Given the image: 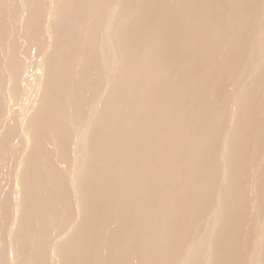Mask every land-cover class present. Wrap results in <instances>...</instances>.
Segmentation results:
<instances>
[{
    "label": "rangeland",
    "instance_id": "rangeland-1",
    "mask_svg": "<svg viewBox=\"0 0 264 264\" xmlns=\"http://www.w3.org/2000/svg\"><path fill=\"white\" fill-rule=\"evenodd\" d=\"M10 1H11V3H10ZM29 1H31V4L33 3L32 1L33 0H29ZM28 0H24V1H22V0H14L13 2H12V0H0V41H1V43L2 44H0V264H47L48 262V264H183V263H185V264H190V262L191 261H193V260H191V259H194V261L192 262V264L195 262V261H200V263H197V264H252L253 262H254V259H256L257 257H255V256H260V255H262V253H260V252H263V250H264V248H261V247H264V246H262L261 245V243H263L261 240V242L259 243V242H257V240H259L260 238L261 239H263V236H260L261 234H262V232H263V234L262 235H264V165H263V163H264V161H261L262 162V164H261V162H260V160H258L257 159V157H260V159H262V157L264 156L263 154H262V152L264 151H261L260 149L261 148H263L264 147V143L262 144V142L263 141H261V140H263L264 139V111L262 112V110H264V103H263V101H264V80L263 81H261V82H259V83H257L256 85H255V90H257V91H259V93L258 92H256V93H258L256 96H255V98L253 99L252 98V100L251 101H249L248 103H247V110L249 109L250 110V113H252L254 110V113H256L257 112V114H254V113H252V115L249 113V115L248 116H246V114H248V112H249V110L247 111V112H245V111H238V108H237V111H229V113L231 112V113H236L237 114V116H238V118L239 119H241V121H239V123L237 122L238 120H237V116H236V114H233V115H235V118L233 117V115H232V117H231V115L227 112L229 109H231V107L233 106V108H232V110L235 108L236 109V107L234 106V103H233V105H232V102L233 101H231L232 99H234V96H235V98H236V96L238 95V94H240V91H238V87H236V81L238 80L239 81V79H241V81L243 82V80L242 79H247L246 78V75L248 76V73H245V75H244V77L245 78H239V77H243V74H244V72L245 71H243L242 69H243V64L241 65V63H244V60L246 59H248V62H249V60L251 59L250 57L252 56V55H255V53L253 52L256 48L258 49V46L256 45V48L255 49H252L251 48V45H250V43L252 44V42H251V37H252V41H253V45L254 44H256V43H259L260 42V39L259 38H257L258 36L255 34L256 33V29H257V27L256 26H259L260 24H258L257 22H259L260 23V20H259V18H260V16L262 17V15H261V13L258 11V10H261V8H262V5H260L259 7H258V4L260 3V1L262 2V0H248V2H247V0H246V2L245 3H247V5H248V7H246V8H244L245 6L244 5H246V4H243L242 3V1L244 2L245 0H240L241 1V3L243 4V6L244 7H242V8H244V9H242L243 10V12H244V14H248V16L249 17H247L246 18V21H245V18L243 19V21H240L239 20V17L238 18H236V12L238 11H236L235 9H237V8H231L230 6V4H229V2H230V0H219L218 2H217V0L215 1V0H212V1H210V0H207V2L208 3H210V4H208V5H210V7H209V9H207L208 10V13L206 14L207 16H209L208 18V20H206L205 18H207V17H205L203 14H202V16L203 17H201V15L198 13V14H196L194 17L196 18H194L192 15H194V12H192V5H193V1H191V0H174V2H173V0L171 1V0H168V1H170V2H168L167 0H154V2L151 0H133L132 1V3L135 5V8H136V12H135V8L134 7H132L131 6V8H133V9H131L130 8V10H131V12L133 13V12H135V13H137V16H139V18L141 17V16H143L144 18L142 19V20H144L145 18H147L148 17V15H149V17L148 18H150V16L151 15H153L154 16V13H155V15L157 16V14H159L158 16H161L160 18L159 17H156V19H153V18H155V17H153L152 16V22H153V24H152V28H153V31H152V33H149L150 35L148 36V34L147 35H145L144 37L142 36V40L143 39H145L146 41L147 40H149V37L150 38H152V39H150L148 42H146V41H144V42H146L147 44H153V42H154V44H156L155 43V41H160L159 42V45L161 44V49L162 50H164L165 52L164 53H161V56L164 54L165 55V53H166V55L163 57V58H167V60L169 61V62H172V61H170V60H173V62H176V63H174L173 64V62H172V65H174V66H176V67H173L172 65L170 66V67H173L172 69H173V71L176 69V77L171 81V79L169 80V83H170V81L172 82V85H173V87L174 86H176L178 89H179V86H180V89H182V87L184 86V85H186V84H188V88L187 89H184L185 90V93L183 92V91H179L178 92V95H180V94H182L183 93V95L181 96L180 95V98L182 99V102L184 103L185 101V103H184V105H186L187 106V110L189 111V114H188V112L187 113H185L187 110L184 108V109H181L182 107L180 106V104L181 105H183L182 104V102L180 103V101H181V99L180 98H177L178 100H176L175 99V101H178V103H176L175 104V102H171V101H169V99H170V97L168 96V98L169 99H167V93L164 91V94H163V92L161 91V92H159L158 93V90H156V91H153L154 93H156L157 94V96L159 97V99L158 98H156V101H155V103H154V101H153V99H155L154 97H157V96H155V94L153 95V99L152 100H150V99H147V96H144L146 99H144V97L142 98V97H140V99H139V97H138V99H136L137 97L136 96H132L133 98H130V96H131V92H128L127 91V97H128V99H130V101L127 99V100H125L124 99V103H126L127 104V106H129V107H131V108H129V107H127L126 106V104H124V106H121V108L122 107H124L123 109L125 110L126 109V111H127V108L128 109H130L131 111H134L135 109L138 111V110H142V112L145 114V116H146V114H149V115H147L148 116V119L150 118V113H148V111H149V109H151V110H153V109H155V108H149L150 106L149 105H151V103H152V105L154 104H156V103H158V104H156V105H158V111L156 110H154L155 112H153V111H150L152 114L154 113V115L156 114V112H160V110L161 111H164L165 110V108H166V111L165 112H167V110L169 111L168 113H167V115L165 114V112H160L159 113V116H156V117H158L157 119H155L154 117L155 116H152L153 118H150V122H151V120L153 121V120H155V123L156 124H153V123H150L149 121H147L146 120V117L144 116V118H145V120H144V118L142 117V118H140V116L139 115H141V114H139L136 110H135V112H132V113H130L131 115H129V111H127V114H126V111H124L123 109H121V108H119V109H121V110H119L118 109V112L117 113H119V111H120V115L121 116H119V114H117V116L114 114V112L116 113V111H114L113 109L116 107L113 103H116L115 101V99H116V97H114V99L113 98H110V97H112V96H114V94H113V92H108L109 90H108V88L107 87H105V85H107V83L105 82V80H104V82L106 83V84H104V87H105V89H104V87H103V85H102V81H103V76H104V79H106V75H105V73L103 74V73H101V69H100V67H98L99 65L97 64V62L95 63V61H96V59L94 60V58H93V56H94V52L93 53H90V55H89V53H83V54H85V55H82V54H78L77 52L78 51H76V50H81L80 49V43H82V45L81 46H83V44L84 43H86L87 42V39H85V38H87L86 37V35L85 36H83L84 34H82L81 32L82 31H80L81 29H82V25H80V27L81 28H78L79 29V31L77 32L76 31V27H74V28H69L70 26V24L69 23H71L72 22V19L71 18H73V15H72V12H70V10L68 11V9H66L65 7H64V9H60V10H62V12H59L60 10H58V12H59V14H57V16L59 17H57V16H55V18L57 19H59V20H56L54 17V19L57 21V23H55L56 21L53 19L52 21H55L53 24H51V28L50 29H53L54 30V32H52L53 30H51V33H52V35H53V37L54 38H52L51 40H53V39H55L54 41V43H53V41H51L52 43H50V49L49 50H51V48H54V49H52L51 51H47V47H45L46 45H45V43L47 44V42H49V41H47L48 39H47V24H48V11H46V10H49L48 8H49V1H48V4H46L47 3V1H46V5L44 4V2H45V0H35V3L34 4H32L31 6H30V2H29ZM44 1V2H43ZM75 1H77V0H75ZM105 1V0H104ZM104 1H102V3L104 2ZM143 1H145V2H143ZM181 1V2H180ZM187 3H186V2ZM201 1V0H200ZM220 1H221V3H220ZM226 1V2H225ZM8 2V3H7ZM27 2H28V4H29V6L30 7H28V5H27ZM78 3H79V1H77ZM122 2V6H127L131 1L130 0H123V1H120V3ZM124 2V3H123ZM126 2H128V3H126ZM135 2V3H134ZM139 2V3H138ZM166 2V3H165ZM189 2H191V3H189ZM227 2H228V4H227ZM253 2V3H252ZM259 2V3H258ZM138 5H137V4ZM149 3V4H148ZM173 3V4H172ZM186 5H184V4ZM189 3V4H188ZM217 3V4H216ZM12 4V5H11ZM13 4H15V5H17L16 7H15V9H17V8H19L20 6H21V9L19 8V11H21V12H18L17 10H15L14 9V6H13ZM27 6H25V5ZM37 4V5H36ZM41 4H43V5H41ZM124 4V5H123ZM151 4V5H150ZM168 4V5H167ZM192 4V5H191ZM226 6H225V5ZM261 4V3H260ZM23 5V6H22ZM34 5V6H33ZM48 5V6H47ZM133 5V6H134ZM164 5V7H162ZM166 5H167V8L165 9V7H166ZM190 7H188V6ZM215 5H216V7H215ZM217 5H223V7H220V6H217ZM229 5V7L231 8H229V7H227ZM246 5V6H247ZM19 6V7H18ZM25 6V7H24ZM138 6V7H137ZM144 6V7H143ZM173 8V9H171V7ZM178 6V7H177ZM194 6V5H193ZM13 8V11L15 12H13L12 11V8ZM45 7V8H44ZM47 7V8H46ZM148 7V8H147ZM155 7V8H154ZM158 9H157V8ZM175 7V8H174ZM184 7H188V8H184ZM35 8V9H34ZM36 8H37V10H36ZM39 8V9H38ZM62 8V7H61ZM138 8H139V10H138ZM163 8V9H162ZM249 9V11H251V12H249L248 11V13H247V10ZM9 9V10H8ZM43 11H42V10ZM155 9H156V12H155ZM178 9V10H177ZM180 9V10H179ZM182 9V10H181ZM212 9H214V10H212ZM229 9V10H228ZM240 9V10H241ZM252 9V10H251ZM34 10H35V12H34ZM65 10V11H64ZM169 10V11H168ZM190 10V11H189ZM210 10V11H209ZM226 10V11H225ZM263 10V9H262ZM7 11L9 12V13H7ZM28 12V13H32L33 12V14L35 15V16H33V14L30 16V14H29V18H27L28 17V14H25V13H23V12ZM142 11V12H141ZM160 11V12H159ZM163 11V12H162ZM172 13H171V12ZM180 13L179 15H178V12ZM183 11V12H182ZM187 11V12H186ZM214 11V12H213ZM236 13H234V12ZM38 12V15L36 14ZM43 13L44 14V16H45V18L43 17V19H45V20H42V14L40 15L39 13ZM57 12V13H58ZM169 13L170 12V14H167V16H166V14H164V13ZM185 12V13H184ZM220 12V13H219ZM221 12H223V14H224V17L226 16L227 17V19H229L230 17H231V21H230V23L229 24H232L233 23V25H235V28H233V25H231L232 26V29L230 30H227V27H229V28H231L229 25L228 26H224V28H223V20L226 18H222V17H219L218 15H220V16H223V14L221 13ZM233 13L232 15L231 14H226V13ZM21 13H22V15H21ZM61 13V14H60ZM65 14V16H64V14ZM66 13H68L67 15H66ZM140 13V14H139ZM157 13V14H156ZM160 13H161V15H160ZM173 13H174V15L175 14H177V16L179 17H175L174 15H173ZM192 15H191V14ZM212 13H213V15H212ZM217 15H216V14ZM249 13H251V14H249ZM264 13V12H263ZM16 14V15H15ZM25 14V16H26V18L27 19H25V17L23 16ZM143 14V15H142ZM210 14H211V16H213V17H211L210 16ZM235 14V15H234ZM260 16H259V15ZM14 17H13V16ZM40 15V17L41 18H39L38 16ZM72 15V16H71ZM147 15V16H146ZM164 17H168V18H171L172 16H173V19H166V20H168V21H166L165 19H163V16ZM171 15V16H170ZM198 15V16H197ZM253 15L255 16V17H253ZM16 16V17H15ZM21 16H23L22 18H21ZM69 16V17H68ZM189 16H190V18H189ZM192 16V17H191ZM197 16V17H196ZM234 18H233V17ZM247 15H245V17H246ZM37 19V17H38V19L36 20L35 18ZM71 17V18H70ZM180 17H182V21H181V18ZM201 17V18H200ZM217 17V18H216ZM250 17H251V19H250ZM258 17V18H257ZM19 18H21V19H19ZM34 18V20L35 21H31V19H33ZM177 18L179 19V20H177ZM194 18V19H193ZM199 18V19H198ZM202 18H204V19H202ZM214 18V19H213ZM216 18V19H215ZM218 18L221 20V18H222V20L219 22L218 21ZM252 18H254V20L252 21ZM259 20H257V19ZM63 19V20H62ZM161 19V20H160ZM163 19V20H162ZM201 19H202V21H201ZM234 19V20H233ZM236 19V20H235ZM250 20V23L252 22V24L253 23H257L258 25H256V24H254V26L253 25H251L250 26V24H249V21L248 20ZM261 19V18H260ZM21 20V21H20ZM27 20V22H28V20H29V22L31 23H27V22H25ZM42 20V21H41ZM160 20V21H159ZM170 20H172V21H174V20H176V22H177V25H175L176 24V22H172L171 21V23H169L170 22ZM186 20V21H185ZM196 20V21H195ZM199 20L204 24L203 25V27L204 28H213V27H216V26H221V28H223V29H221V32L222 33H220V31H219V33H220V36H222L223 38V41L222 40H220L221 38H220V36L219 37H217L216 39L213 37V39H210V38H208V43H207V40H204L205 38L207 39V37H205L206 35H208L209 36V34H205L204 35V30L205 29H203L202 30V34H200L199 32L197 33V31H199V30H197L196 28H200V27H198V25H200L201 26V24L202 23H200L199 22ZM206 20V21H205ZM212 20H214V22L212 21ZM237 20H239L240 21V26L242 25V23L244 22H247L248 21V24H247V26H246V24H243V25H245V26H241V30L239 29V27L240 26H238L237 27V25L239 24L238 22H237ZM256 20H257V22H256ZM22 21L23 22H25L26 23V25L24 26L23 24H25V23H23L22 24ZM41 23V24H39V22ZM45 21H46V23H45ZM52 21H51V23H52ZM71 21V22H70ZM105 20H103V22H104ZM163 21V22H162ZM165 21L167 22V23H165ZM204 21L206 22V23H204ZM229 21V20H228ZM237 23H236V22ZM6 22V23H5ZM20 22H21V25H19L20 24ZM33 22H36L35 24L33 23ZM38 22V23H37ZM60 22V23H59ZM65 22V23H64ZM67 22V23H66ZM103 22H100L101 23V25L103 24L104 25V23H106V21L103 23ZM179 22H181V23H183V24H181V23H179ZM186 22V23H185ZM197 22V23H196ZM207 22H208V24H207ZM215 22H219V23H215ZM222 22V23H221ZM235 22V23H234ZM63 23V24H62ZM189 23H191V24H189ZM194 23V24H193ZM200 23V24H199ZM221 23V24H220ZM44 25V27H46V28H44L43 27V25ZM57 26H56V25ZM68 24V25H67ZM158 24V25H157ZM160 24V25H159ZM165 24V25H164ZM167 24V25H166ZM168 24H169V26H168ZM197 25V27H196V25ZM211 24V25H210ZM219 24V25H218ZM237 24V25H236ZM53 25H55V26H53ZM64 25H65V27H64ZM100 24H98V28L100 27V29L102 30L103 28H101V27H103V26H101ZM140 25V23H138V26ZM155 25H156V32H157V34H155V32H154V27H155ZM163 25V26H162ZM183 25V26H182ZM185 25V26H184ZM205 25L207 26V27H205ZM249 25V26H248ZM23 26V27H22ZM36 26V27H35ZM141 26V25H140ZM139 26V27H140ZM160 26V27H159ZM174 26L176 27L177 26V28L180 30V32H179V30L177 29V28H174ZM179 26V27H178ZM212 26V27H211ZM219 26V27H220ZM27 27V28H26ZM32 27V28H31ZM57 27V28H56ZM139 27H137V28H139ZM164 27V28H163ZM167 27V28H166ZM173 28L174 30H172L171 28ZM184 27H186V28H184ZM196 27V28H195ZM245 27V28H244ZM249 29H248V28ZM251 27V28H250ZM36 30H35V29ZM55 28V29H54ZM67 28V29H66ZM76 28V29H75ZM157 28H159V29H157ZM168 28H170V29H168ZM192 28V29H191ZM246 28H247V31H246ZM253 28H256L255 30L253 29ZM34 29V30H33ZM46 29V30H45ZM71 29V30H70ZM73 29V30H72ZM77 29V30H78ZM164 29H166V30H164ZM185 29H187V31L185 30ZM194 29H196V30H194ZM201 29V28H200ZM225 29H226V31H225ZM233 29H235V31L237 30H239L238 32H234V30ZM243 29H244V31H243ZM252 29V30H251ZM68 30V31H67ZM138 30H141L140 28L138 29ZM191 30H192V33H191ZM207 30H209V29H207ZM207 30H205V31H207ZM27 31V32H26ZM33 31V32H32ZM39 31V32H38ZM73 31H75V32H73ZM169 31V32H168ZM172 31V32H171ZM176 31V32H175ZM185 31V32H184ZM229 32V33H226L228 36H226L225 37V35L226 34H224V32ZM230 31H231V35H230ZM249 31H250V33H249ZM254 31V32H253ZM38 33V35H36L37 33ZM46 32V33H45ZM59 32V33H58ZM69 32V33H68ZM154 32V33H153ZM163 32V35H161L160 36V34ZM166 32V33H165ZM232 32H234V33H232ZM247 32V33H246ZM68 33V34H67ZM74 33V34H73ZM78 33H81V34H78ZM160 33V34H159ZM171 33V34H170ZM184 33V34H183ZM199 34V35H197V34ZM242 33L245 35L244 37H243V35H242ZM255 34V35H253V34ZM42 34V35H41ZM73 34V35H72ZM165 34V35H164ZM177 34V35H176ZM183 34V35H182ZM191 34V35H190ZM192 34H195V35H192ZM222 34V35H221ZM233 34H236V35H238L237 37L239 38L238 40H236V41H233L234 39H237V37L235 38V36L236 35H233ZM247 34H249V35H247ZM252 34V35H251ZM25 35V36H24ZM57 35V36H56ZM68 35V36H67ZM76 35V37H74ZM82 35V36H81ZM155 35V36H154ZM159 35V36H158ZM168 35V36H167ZM179 35H180V37H179ZM186 35V36H185ZM201 35L203 36L204 35V37H201ZM23 36H24V38H23ZM39 36V37H38ZM55 36H56V38H55ZM60 36V37H59ZM67 36V37H66ZM154 36V37H153ZM175 36V37H174ZM177 36L180 38V39H176L177 38ZM191 36V37H190ZM195 36V37H194ZM234 36V37H233ZM253 36H255V37H253ZM42 37V38H41ZM64 37V38H63ZM72 37V38H71ZM80 37V38H79ZM81 37H83V38H81ZM85 37V38H84ZM159 37H160V39H159ZM167 37V38H166ZM182 37V38H181ZM188 37V38H187ZM232 37V38H231ZM45 38H46V41H45ZM62 38V39H61ZM73 38H75V39H73ZM79 39V41H80V43H79V41H78V43L76 42L77 41V39ZM162 38V39H161ZM190 38V39H189ZM201 38V39H200ZM203 38V39H202ZM219 38V39H218ZM228 38H231V39H228ZM234 38V39H233ZM248 38V39H247ZM256 38V41H254L253 39H255ZM69 39L71 40V42L73 43V41L72 40H75L74 41V45H75V47H76V50H75V47L73 46V44L69 41ZM157 39V40H156ZM166 39V40H165ZM169 39V40H168ZM187 39V40H186ZM189 39V40H188ZM193 39V40H192ZM211 41H210V40ZM258 39H259V41H258ZM5 40V41H4ZM62 42H61V41ZM69 42H68V41ZM168 40V41H167ZM178 40V41H177ZM193 42H192V41ZM226 40V41H225ZM230 40V41H229ZM25 41V42H24ZM45 41V42H44ZM82 41V42H81ZM151 41H153V42H151ZM162 41H163V43H162ZM180 41V42H179ZM186 41V42H185ZM188 41H190V42H188ZM206 41V42H205ZM209 41L212 43V41H213V43H212V45H213V48H212V46H210V45H208L209 44ZM217 42L216 44L217 45H215V42ZM220 41H222V42H220ZM227 42V43H223V42ZM233 41V42H232ZM8 42H11V43H8ZM12 42H14V44L12 43ZM37 42V43H36ZM65 42H66V44H65ZM68 42V43H67ZM78 44H76V43ZM176 42V43H175ZM182 42V43H181ZM184 42V43H183ZM199 43V44H197V43ZM205 42V46H206V44H207V46H209V47H211V49H213V52L215 51L214 49H216L217 47H219L220 45H221V43H223L222 44V46H220L219 48H217L216 49V51L214 52L215 54H216V57H215V55L214 56H212L213 55V53H210L209 51H211L210 50V48L209 47H204V44H202V43H204ZM229 42L231 43V46H229L230 44H229ZM248 42V43H247ZM256 42V43H255ZM62 43V44H61ZM71 43V45H69ZM179 43H181V45L182 46H180V44ZM190 43V45H188ZM196 45H195V44ZM233 43V44H232ZM260 43H263V42H260ZM19 45V48H18V45ZM27 44V45H26ZM177 44H179V45H177ZM237 44V45H236ZM14 45V46H13ZM17 45V46H16ZM21 45V46H20ZM44 46V47H42V46ZM54 45V46H53ZM70 46V49H69V46ZM163 45V46H162ZM166 45V46H165ZM215 45V46H214ZM262 45V44H261ZM264 45V44H263ZM262 45V46H263ZM64 46H65V48H64ZM74 47V48H71V47ZM78 46V47H77ZM185 46V47H184ZM189 46V47H188ZM190 46L191 47H193V48H190ZM217 46V47H216ZM225 46L227 47V46H229V47H227V48H225ZM22 47V48H21ZM24 47H27V48H24ZM68 47V48H67ZM183 47V48H182ZM231 47V48H230ZM233 47V48H232ZM254 47H255V45H254ZM41 48H43L45 51H41ZM64 48V49H63ZM168 48V49H167ZM189 48H190V50H189ZM203 48V49H202ZM208 48V49H207ZM259 52L261 53L262 51H263V48H264V46L261 48L260 47V45H259ZM19 49V50H18ZM66 49H67V51H66ZM74 49V50H73ZM166 49H167V51H166ZM176 49H178L177 51H176ZM182 49V50H181ZM183 49H185V51L183 50ZM194 49V50H193ZM205 49V50H204ZM223 49V50H222ZM224 49L226 50V51H224ZM228 49V50H227ZM249 49H251V50H253L252 51V53H251V50H249ZM262 49V50H261ZM14 50V51H13ZM21 50V51H20ZM38 50H40L42 53L43 52H46L47 51V53H49V57L50 58H47L48 56H47V53L44 55V54H39V53H41V52H39ZM172 50V51H171ZM173 50H175V51H173ZM207 50H209V51H207ZM246 50V51H245ZM261 50V51H260ZM28 51V52H27ZM76 53H75V52ZM186 51H189L188 53L189 54H186ZM190 51H192L191 53H190ZM194 51V52H193ZM203 51H207V54L209 53V55H211L212 57H214L212 60H211V56H209L208 57V55L207 54H205ZM230 53V54H228V52ZM232 51V52H231ZM256 51V50H255ZM14 52V54L16 55V53H17V55L14 57V54L13 55H10V54H8V53H13ZM23 52H25L26 53V56L28 57H26L25 56V53L23 54ZM52 52V53H51ZM70 52H71V54L72 55H70ZM143 52H145V50L143 51ZM163 52V51H162ZM168 52H170V53H168ZM173 52V53H172ZM181 52V53H180ZM183 52V53H182ZM212 52V51H211ZM245 52H246V54H245ZM249 52V53H248ZM258 50H257V57L259 56L258 55ZM27 53H28V55H27ZM176 53V54H175ZM179 53V55H177ZM240 53V54H239ZM23 56H22V55ZM37 54V55H36ZM69 56H68V55ZM87 54H88V56L90 57V59L89 60H91V58H92V62H93V60H94V63H95V65L97 66V67H95L94 68V66H93V68H91L92 66H90L89 68H87L88 66H89V64L91 63V64H94V63H92V62H90L88 59H86V60H88V64L86 63V60L84 61V57L85 56H87ZM172 56V58H171V56ZM174 54V55H173ZM182 54V55H181ZM185 54V55H184ZM199 54V55H198ZM203 54H204V56H203ZM244 54H245V56H249V58H246L245 56H244ZM249 54V55H248ZM251 54V55H250ZM41 55H44L45 57L44 58H46V60H44V58H43V56H41ZM61 55V56H60ZM74 55V56H73ZM143 55L145 56L146 55V53L144 54L143 53ZM187 55V56H186ZM194 55L195 56H197V57H194ZM227 55V56H226ZM229 55V56H228ZM10 56V58H9V60H8V57ZM14 58H12V57ZM18 56H19V58H18ZM22 58H21V57ZM35 56H37V57H35ZM40 56V57H39ZM70 56H73V57H70ZM78 56L80 57L79 59L81 60V63H83V61H84V65L86 64V65H88L87 67H86V65L83 67V68H87L86 69V72H88V74L85 72V69H83L82 67H80V68H77L76 67V71H75V69H73V68H75V67H73V66H76L77 64H75V62H77L78 61ZM84 56V57H83ZM87 56V58H89ZM114 56H116V55H114ZM141 56V55H140ZM167 56V57H166ZM207 56V57H206ZM219 56V57H218ZM240 56H242V58L244 57V60L242 59L241 60V63L239 64L238 63V61H239V59H238V57L241 59V57ZM24 57H26L27 58V60L26 59H23ZM69 57H70V59H69ZM119 56L117 55V57H116V59H115V57L113 58L112 57V59L113 60H117V58H118ZM168 57H170V59L168 58ZM189 59H188V58ZM252 57H256V55L255 56H252ZM256 57V58H257ZM21 58V59H20ZM37 60H36V59ZM38 58L40 59V58H43V59H41V60H44V62H47V60H49V62H48V66L46 65V63H43V61H38ZM63 58V59H62ZM66 58V59H65ZM199 59V60H197V59ZM207 58V59H206ZM219 58V59H218ZM61 59V60H60ZM73 59V60H72ZM75 59V60H74ZM119 59V58H118ZM194 59H196L197 61H193ZM210 59V60H209ZM233 59H234V61H233ZM252 59H254V58H252ZM9 62H7V61ZM23 60V61H22ZM25 60V61H24ZM15 61H19V62H21V64H22V62H23V64H22V67L24 68V70H25V68H26V72L28 73V76H27V74H26V78H27V85H26V82H25V79L23 80V82H21V85L20 84H18L19 83V80L17 79V81L15 82V79L14 78H16L15 76H13V75H11V73H10V68L12 67V65L11 64H13ZM66 61H67V63H66ZM202 61V62H201ZM223 61V62H222ZM251 61V60H250ZM40 62V63H39ZM60 62V63H59ZM70 64H69V63ZM90 62V63H89ZM210 62V63H209ZM227 62V63H226ZM229 62V63H228ZM232 62V63H231ZM6 63V64H5ZM27 63V64H26ZM35 63V64H34ZM36 63H37V65H36ZM78 64L80 63V62H77ZM200 63H202V64H200ZM211 63H213V64H211ZM8 64V65H7ZM24 64H26V65H24ZM30 64H32V65H30ZM39 64H41V65H39ZM50 64V65H49ZM53 64V65H52ZM58 64V65H57ZM60 64V65H59ZM69 64V65H68ZM171 64V63H170ZM210 64H211V66H210ZM235 64V65H234ZM6 65V66H5ZM20 65V64H19ZM34 65V66H33ZM195 65V66H194ZM228 65V66H227ZM240 65V66H239ZM9 66H11V67H9ZM34 67V68H36L35 70H33L32 69V67ZM36 66V67H35ZM38 66L39 67H43L45 70H49V72L48 71H46V72H48L47 74H45L46 72H45V70H43V68L41 69V68H38ZM237 66V67H236ZM46 67H47V69H46ZM72 67V68H71ZM79 67V66H78ZM192 67V68H191ZM216 67V68H215ZM240 67V68H239ZM241 67H242V69H241ZM29 68V69H28ZM37 68H38V70H37ZM52 68V69H51ZM55 68H57V69H55ZM60 68V69H59ZM82 68V70H78V69H81ZM199 68V69H198ZM39 69H41V74L43 73V75L45 74L46 76H42L41 74H40V70ZM65 69V70H64ZM67 69V70H66ZM88 69H92V72L94 71V73L93 74H91L92 72H90V70H88ZM99 70V72L101 73H99L97 70ZM171 69V70H172ZM213 69H214V71H213ZM7 70V71H6ZM31 70V71H30ZM54 70V71H53ZM83 70H84V73H83ZM207 70V71H206ZM30 71V72H29ZM33 71H36L37 73L35 74V76H37L38 74H40L39 76L41 77H44L45 79H43L42 77V79L44 80L43 81V83H41L42 82V80H41V82H40V77L38 78L37 77V81L36 82H34L35 80L34 79H36V78H34L33 76H34V72ZM43 71V72H42ZM68 71V72H67ZM74 71V72H73ZM79 71H81V72H79ZM97 73H96V72ZM172 71V72H173ZM237 71H238V73H237ZM240 71V72H239ZM33 72V73H32ZM56 74H55V73ZM71 72V73H70ZM77 72V74H75ZM79 72V73H78ZM118 71H116V73H117ZM133 72V73H132ZM129 75L127 74V73H125L124 72V74L123 73H120L119 72V74L118 75H116V73H115V76L118 78V80H120V79H123L124 78V80L127 78V77H130L131 75H135L134 74V71H132ZM198 72V73H197ZM217 72V73H216ZM73 73V74H72ZM82 73V74H81ZM135 73H137V72H135ZM174 73V72H173ZM179 73V74H178ZM201 73V74H200ZM219 73V74H218ZM229 73H231V74H229ZM68 74V75H67ZM70 74H72V75H70ZM84 74V75H83ZM87 74V75H86ZM95 74H100L99 76H96V79L95 78H93V76L95 75ZM127 74V75H126ZM203 74H204V76H203ZM207 74V75H206ZM208 74H210V75H208ZM212 74L214 75V76H212ZM47 75H50V76H47ZM61 75V76H60ZM83 77H82V76ZM88 75H89V77H88ZM102 75V76H101ZM121 75V76H120ZM174 75H175V73H174ZM180 75V76H179ZM202 76V77H200V76ZM238 75V76H237ZM240 75V76H239ZM30 76H32L31 78H33V79H31L30 78ZM60 76V77H59ZM66 76H69V77H66ZM77 76H78V78H77ZM80 76H81V78H80ZM118 76H120V77H118ZM217 76V78H215L216 79V81H215V79H214V77H216ZM9 77V78H8ZM28 77L31 79V83L32 84H34V85H31L30 84V79H28ZM50 77V78H49ZM59 77V78H58ZM87 77H88V80H86L87 79ZM95 77V76H94ZM182 77V78H181ZM206 77V78H205ZM208 77V78H207ZM235 77V78H234ZM47 78V79H46ZM56 78V79H55ZM66 78H67V81L68 82H72V83H70V85H68V86H70L71 87V85L73 84V85H75V86H77V85H80V86H84L83 88L82 87H80V86H78L79 88H76V87H71L70 89H67L68 91H70L71 93H72V95H71V93H70V95L72 96H70L69 95V92L65 89V85H66V83H68L67 81H66ZM74 78L76 79V80H74ZM84 78V79H83ZM91 78H93V79H91ZM100 78H102V79H100ZM120 78V79H119ZM177 78H178V81H177ZM213 78V79H212ZM236 80V81H234V79ZM237 78V79H236ZM239 78V79H238ZM10 79H12V81L14 80V82H12ZM51 79V80H50ZM57 79H59V81H57ZM69 79H71V80H69ZM73 79V80H72ZM98 79V80H97ZM207 79V80H206ZM209 79V80H208ZM210 79H212V80H210ZM218 79V80H217ZM231 79H233V80H231ZM2 80H5V81H3L2 82ZM8 80V81H7ZM34 80V81H33ZM48 80V81H47ZM54 80V81H53ZM84 80V81H83ZM92 80H94V81H92ZM95 80H96V82H95ZM191 80V81H190ZM200 80H202V81H200ZM38 81H39V84L40 85H38ZM51 81V82H50ZM56 81H57V83H56ZM61 81H63V82H61ZM74 81H76V82H78V83H74ZM99 81H101V82H99ZM206 83H205V82ZM223 81V82H222ZM230 81L233 83L234 82V84H231L230 83ZM25 82V83H24ZM55 82V83H54ZM66 82V83H65ZM91 82V83H90ZM98 82V83H97ZM177 82V83H176ZM180 84H179V83ZM210 82V83H209ZM4 83V84H3ZM12 83V84H11ZM15 83V84H14ZM36 83V84H35ZM81 83V84H80ZM84 83V84H83ZM95 83H97V84H95ZM168 83V84H169ZM200 83V84H199ZM209 83V84H208ZM241 83V82H240ZM30 86H29V85ZM43 84V89H42V85ZM50 84V85H49ZM58 84H59V86H58ZM63 84H65L64 86H63ZM87 84V85H86ZM94 84H95V86H94ZM101 84V85H100ZM167 84V86H166V88H168L169 86H170V88H169V90L170 89H174V88H176V87H171L172 85H168ZM171 84V83H170ZM177 84V85H176ZM182 84V85H181ZM190 84H192L191 86H189ZM203 84H205V86L203 85ZM26 85V86H25ZM45 85H47V86H45ZM54 85V86H53ZM72 85V86H73ZM127 85H128V83H127ZM201 85H202V87H201ZM19 86H21L22 88H23V90L21 89V87H20V89H21V91L23 92H25V93H27V94H22V96H20L21 95V93L22 92H20V89H19ZM26 87L27 88V90L24 88V87ZM31 88V89H29V87ZM34 86V87H33ZM35 86H37L38 88H39V86H40V88L38 89L37 87H35ZM53 86V87H52ZM67 86V85H66ZM89 86V87H88ZM182 86V87H181ZM218 86V87H217ZM236 88H234V87ZM95 88V89H92V90H89L88 88ZM99 87H102L103 88V90H102V92H101V90H99ZM13 88V89H12ZM16 88V89H15ZM66 88H68V87H66ZM72 88H73V90H74V88H75V90L73 91L72 90ZM83 89V91H82V89ZM106 88H107V91H105L106 90ZM165 88V89H166ZM234 88V89H233ZM238 88V89H237ZM257 88V89H256ZM9 89V90H8ZM11 89V90H10ZM15 89V90H14ZM27 91H25V90ZM34 89V93L32 92V90ZM76 89H78V90H76ZM101 89V88H100ZM5 90V91H4ZM29 90V91H28ZM35 90H37V92H38V95H35V94H37V92L35 91ZM40 90V91H39ZM49 90V91H48ZM72 90V91H71ZM88 90V91H87ZM94 90V91H93ZM129 90V89H128ZM168 90V89H167ZM220 90V91H219ZM240 90V89H239ZM13 91V92H12ZM46 91V92H45ZM64 91H66V92H68V93H66V92H64ZM77 91L79 92V93H77ZM91 91V92H90ZM106 92V93H104V92ZM151 91V90H150ZM150 91H148L147 92V95H151V97H152V94H151V92ZM5 92V93H4ZM11 92V93H10ZM32 94H30V93ZM39 92H41V94H42V92H43V94L41 95ZM48 92V93H47ZM64 92V93H63ZM75 92V93H74ZM88 92L89 93H91V94H88ZM94 92H96L97 94H98V96H97V100H99L100 102H98V104H100V106L99 105H97V108H99V109H94V107H93V105H91L94 101H92V99L93 100H95L96 98H94L96 95H95V93L93 94ZM231 92V93H230ZM234 92V93H233ZM235 92H237L236 94H235ZM239 92V93H238ZM262 92V93H261ZM8 93H9V96H6V94L8 95ZM17 93V94H16ZM20 93V94H19ZM108 93L111 95V94H113L112 96H110L109 95V97H107V95H108ZM129 93H131V94H129ZM160 93H161V97H162V99H161V97H160ZM206 93H207V96H206ZM228 93V94H227ZM231 95H230V94ZM10 94L13 96V98H11L10 97ZM29 94V95H28ZM45 94V95H44ZM51 94V95H50ZM61 94V96H59ZM80 94V95H79ZM86 94V95H85ZM103 96H102V95ZM105 94H107L106 96H105ZM125 94V93H124ZM159 94V95H158ZM203 94H205V95H203ZM225 94V95H224ZM233 94H235V95H233ZM16 95H18V97L16 96ZM25 95H28L27 97L29 98L30 96V99L28 100V98L27 99H25L26 98V96ZM39 95H41L40 96V98L41 97H47L46 99H48L47 101H43V100H46L45 98H41L42 99V102L44 103H38V101L40 100L41 101V99L39 98V100L38 99H36V98H38V96ZM44 95V96H43ZM49 95V96H48ZM59 97H58V96ZM68 95V96H67ZM79 95V96H78ZM85 97H84V96ZM92 97H91V96ZM165 95V96H164ZM200 95V96H199ZM51 96V97H50ZM63 96H66L65 97V99L64 98H62ZM71 98H70V97ZM75 96V99L73 98ZM82 96V97H81ZM88 96V98L90 99V100H88L86 97ZM90 96V97H89ZM105 96V100H104V103L102 102L103 100H102V98H100V97H104ZM116 96V95H115ZM165 97V101H163L164 100V97ZM204 98V100H206L207 99V101H206V103H205V101H203L202 99V97ZM219 96V97H218ZM4 97L7 99V101H6V99H4ZM19 97H22L21 98V101H20V98ZM25 97V98H24ZM50 97V98H49ZM67 97L68 98H70V99H73V100H75L74 102L75 103H77L76 105L77 106H75L74 105V102L72 103V102H70V103H72V105L68 102L67 103ZM76 97H77V99H76ZM86 98L87 99V102L84 100V98ZM215 97V98H214ZM233 97V98H232ZM259 97V98H258ZM9 98V99H8ZM19 98V99H18ZM25 99L26 101L28 100V103L25 101H23L22 99ZM35 98V99H34ZM60 98V99H59ZM92 98V99H91ZM107 98H110L109 100H111V101H109V102H112L111 104L110 103H108V101H107ZM135 98V99H134ZM142 98V99H141ZM148 98H150V97H148ZM232 98V99H231ZM259 99V100H257V99ZM3 99V100H2ZM18 99V100H17ZM32 99V100H31ZM79 99L81 100V101H85L86 103H87V105H83V104H78V102H76V101H79ZM132 99V100H131ZM158 99V100H157ZM184 99V100H183ZM211 99V100H210ZM218 99V100H217ZM223 99V100H222ZM2 100V101H1ZM18 102H17V101ZM36 100V101H35ZM102 100V101H101ZM114 100V101H113ZM141 101V103L142 102H145V104L144 103H142V104H140V101ZM150 100V102L149 103H147V101H149ZM172 100V99H171ZM209 100H210V102H209ZM256 100V101H255ZM10 101V102H9ZM14 101H16V102H14ZM29 101H33V105H34V107L33 106H31L30 105V102ZM60 101V102H59ZM62 101V102H61ZM81 101H79V103L81 102ZM89 101V102H88ZM91 101H92V103H91ZM105 101H107V103H105ZM128 101V102H127ZM139 101V102H138ZM152 101V102H151ZM160 101L162 102V103H164L163 105H161L160 107H159V105L160 104H162V103H160ZM201 101H202V105H200L201 104ZM211 101H212V103H211ZM230 101H231V103H230ZM22 102H24V105H23V103ZM35 102H37L39 105H37V103L35 104ZM47 102V103H46ZM53 102V103H52ZM65 102H66V105H65ZM85 102H82V103H85ZM167 102H169L170 104H167ZM187 102H189V103H187ZM255 102V103H254ZM260 102H262V103H260ZM7 103V104H6ZM12 103V104H11ZM17 103V105H13V104H16ZM22 103V104H21ZM91 103V104H90ZM103 103V104H102ZM132 103V104H131ZM134 103V104H133ZM138 103V104H137ZM148 105H147V104ZM165 103H166V105H165ZM187 103V104H186ZM210 103V104H209ZM230 103V104H229ZM258 103H260V104H258ZM7 105V106H5V105ZM42 104V105H41ZM62 104V105H61ZM68 104V105H67ZM102 104V105H101ZM107 104H109V105H111L112 107H114V108H110V106L109 105H107ZM137 105V107H139L140 105H141V107L140 108H136V105ZM144 104V105H143ZM175 104V105H174ZM178 104V105H177ZM206 104V105H205ZM207 104H208V106L210 107V109H209V107L207 106ZM225 104V105H224ZM256 106H255V105ZM19 105V106H18ZM27 105V106H26ZM37 105V106H36ZM44 105V106H43ZM53 105V106H52ZM70 105H71V107H70ZM80 107H79V106ZM104 105V107H103V109H105L107 106L110 108V110H108L107 108L105 109V110H102L101 111V109H102V107L101 106H103ZM114 105V106H113ZM135 105V106H134ZM146 105V106H145ZM151 105V106H152ZM153 105V106H154ZM166 107H165V106ZM173 107H171V106ZM174 105V106H173ZM205 106V109H206V112H205V114L204 115H202V112L200 113V109L201 110H205V109H202L204 106ZM218 105V106H217ZM230 105V106H229ZM251 105H254V107H252ZM261 105V106H260ZM7 107V108H5V107ZM10 106V107H9ZM12 106H14V107H12ZM20 106H22V107H20ZM41 106H42V108H41ZM52 108H51V107ZM62 106H63V108H62ZM72 108L71 109V113H70V109L68 108ZM82 106H89V107H86V108H91V106H92V108H93V110L95 111V110H97L98 112H100L99 114H101V112H102V115H103V111H104V113L106 114V115H108L109 113H107V112H105V111H109L110 112V114H109V117L107 118V116H105V114L103 115V117H102V115H100L101 117V119L100 120H104L103 121V123L101 122V124H99L101 127L99 128L100 130H101V132L98 130V128L97 127H99L98 126V124H97V127L95 126V128H97V130H94V132L96 133H94L95 134V136H96V139H95V137L94 136H92L91 134H93L92 132V130L89 132V131H87L86 133V135H88V133H89V135H90V138L91 139H89V135L88 136H86L88 139H87V143H86V145L82 148V146H80L79 145V147L77 146V144H79V141L77 140V139H79V137L82 135V132H84L87 128H86V126H85V124H84V121H82V119H81V117H84L86 114H85V112H87V110H86V108H83ZM148 106V107H147ZM179 106L181 107V108H179ZM190 106V107H189ZM213 106V107H212ZM221 106H226V107H224V109H221L222 107ZM228 106V107H227ZM4 107V108H3ZM24 107H26V110H25V108ZM31 107H33L34 109H31ZM36 107V108H35ZM101 107V108H100ZM127 107V108H126ZM134 107H135V109H134ZM162 107H164V108H162ZM169 107H171V108H169ZM201 107V108H200ZM207 107H208V109H207ZM215 107H218V108H216L215 109V111L217 112L216 113V115L214 114L213 115V113L215 112L214 110H211V108H215ZM220 107V108H219ZM258 107V108H257ZM11 108V109H10ZM13 108V109H12ZM27 108H29V109H27ZM92 108L90 109V112H94L93 110H92ZM132 108H133V110H132ZM141 108H143V109H141ZM160 108H162V109H160ZM176 110H175V109ZM228 109L227 111L225 110V109ZM262 108V109H261ZM6 109V110H5ZM15 109V110H14ZM18 111H17V110ZM37 109V110H36ZM62 109H63V111H64V109H66V112L65 113H63V111H62ZM84 109V110H83ZM111 109H112V111H111ZM116 109V108H115ZM177 109L179 110V111H177ZM180 109H181V111L182 110H186L185 112L184 111H182L183 113H177V112H180ZM190 109V110H189ZM218 109H220L221 111L223 110L225 113L222 115V113L218 110ZM254 109V110H253ZM256 109L258 110V111H256ZM22 110V111H21ZM32 112H31V111ZM42 110V111H41ZM52 110L54 111V112H52ZM57 111V113L59 114V116H56V115H58L57 113H55L56 111ZM81 110V111H80ZM86 110V111H85ZM172 110V111H171ZM174 110V111H173ZM207 110H211V111H208L209 113L210 112H212V114L210 113V115H211V117H209V119L207 118L208 117V115H206V113H207ZM259 110H261V112L263 113V115L262 114H259ZM2 111L4 112V113H2ZM6 111V112H5ZM13 111V112H12ZM20 111V112H19ZM27 112V114L25 113V112ZM29 111V112H28ZM49 111H51V112H49ZM82 111H84V112H82ZM124 111V113H125V116L124 115H122L121 114V112H123ZM130 111V112H131ZM146 113H145V112ZM252 111V112H251ZM8 112V113H7ZM35 112V113H34ZM38 112V113H37ZM49 113V115H47L48 113ZM81 112V113H80ZM90 112H89V110H88V113H87V115H91L90 114ZM97 112V113H98ZM171 112H172V114H171ZM204 112V111H203ZM221 114H220V113ZM226 112H227V114H228V117H227V115L225 116V114H226ZM243 113V114H245L244 116H245V118H244V116H243V118L245 119V121H244V119H242V118H240L241 117V114L240 113ZM2 113V114H1ZM14 113V114H13ZM21 113H22V115H21ZM61 113H63V115H61ZM136 114L137 116H139L138 118H139V122L137 121V116H133V114ZM138 113V114H137ZM219 113V115L221 116V117H223V118H221L220 116H218L217 114ZM8 116H7V115ZM30 115V117H28V116H26V115ZM33 116H32V115ZM52 114V115H51ZM64 114H66V116L67 115H71V116H67L68 118L69 117H71L68 121H71V119H72V117L74 116L75 118L79 115V116H81V117H79L80 119H81V121L79 120V122H81L83 125L82 126H80L81 125V123H80V125H79V122H78V125H76V121H78L77 119L78 118H76L75 120V123H74V117H73V119H72V122L70 123V122H68L66 119H68V118H65V120L66 121H64V117H66V116H64ZM81 114V115H80ZM83 114V115H82ZM85 114V115H84ZM134 114V115H135ZM163 114H165L164 116H162ZM174 114H175V116H176V114L179 116V117H181V115L183 114V116L185 115V119L183 118L182 120H185V121H191V124H190V121H189V123L187 122V123H185V121H182L180 118H178L177 119V117H176V119H174L175 118V116H174ZM186 114H188L187 116H186ZM208 114V113H207ZM259 114V115H258ZM2 115V116H1ZM6 115V116H5ZM24 115V116H23ZM60 115H61V118L63 117V121L64 122H66V124L64 123V122H62L63 123V125H61V122H60V120H61V118H59L60 117ZM77 115V116H76ZM86 115V116H87ZM127 115H129L130 116V119H129V116H128V118L126 117ZM156 115H158V114H156ZM197 115V116H196ZM213 115V116H212ZM230 115V116H229ZM48 116H50V117H48ZM52 116H53V118H55V117H58V119L57 118H55V119H53L52 118ZM104 116H105V118H104ZM116 116V117H115ZM123 116L125 117V118H127V119H125L126 121H123L124 119H123ZM133 116V117H132ZM162 116V117H161ZM165 116H167V117H169V118H167V117H165ZM207 118V120H206V118ZM215 116V117H214ZM217 116V117H216ZM227 117L226 119H225V117ZM255 116H257V117H255ZM260 116V117H259ZM6 117H7V119H9V118H11V119H13V120H5L6 119ZM23 117H27V119H26V121H24L23 122V120H21V119H23ZM32 117V118H31ZM48 117V118H47ZM117 117H122V118H117ZM163 117H164V119H163ZM174 117V118H173ZM189 117H191L190 119H189ZM199 119H198V118ZM218 117H220V119L218 118ZM248 117V118H247ZM254 117H255V119H256V123H255V120H253L254 119ZM21 118V119H20ZM52 118V119H51ZM104 118V119H103ZM109 120V121H106L107 119ZM109 118H111V120L109 119ZM135 118V119H134ZM188 118V119H187ZM192 118H194V119H198L199 120V122H200V120L202 119V121L203 120H205V121H203V123L204 124H200L199 122H198V120H194L195 122H197V123H195L194 121H192L191 119ZM232 120H231V119ZM247 118V119H246ZM251 118V119H250ZM262 118H263V120H262ZM17 119V120H16ZM20 119V120H19ZM60 119V120H59ZM106 119V120H105ZM118 119V120H117ZM123 119V120H122ZM131 121H129V120ZM133 119V120H132ZM143 119V120H142ZM159 119V120H158ZM162 121H161V120ZM169 119V120H168ZM172 121H171V120ZM179 119H180V122H179ZM228 119H230V123L232 122V124H230L229 122V126H234L233 128H229V126L227 125L228 123H227V121H229ZM234 119L236 120V121H234ZM259 119V120H258ZM43 120H45V121H43ZM51 120V121H50ZM53 120H55V121H57L56 123L58 124H56L55 122H54V125H53ZM121 120V121H120ZM140 120H142V121H140ZM165 120V121H164ZM167 120H168V122L171 124H168L167 123ZM174 120H176V121H174ZM177 120H178V123H177ZM218 120H219V122H218ZM224 120H226V121H224ZM243 120V121H242ZM262 120V121H261ZM18 121V122H17ZM41 121V122H40ZM110 121H113V122H110ZM118 121H120V122H118ZM127 121H128V123L130 124H128L127 123ZM135 121L136 122H138V123H135ZM149 123V124H147V122ZM182 121V122H181ZM222 121V122H221ZM251 121V122H250ZM35 122V123H34ZM60 122V123H59ZM107 123L106 125L104 124V123ZM125 124H124V123ZM132 122H134V123H132ZM154 122V121H153ZM194 122V123H193ZM205 122L207 123L206 125H205ZM223 122L224 123H226V124H223ZM244 122V123H243ZM253 122V123H252ZM260 122V123H259ZM263 122V123H262ZM17 123V124H16ZM19 123V124H18ZM22 123V124H21ZM46 123V124H45ZM70 125H69V124ZM73 123H74V126L75 127H83V129L81 128V132L79 131L80 129L78 128V130L73 126ZM119 123H121V124H119ZM141 123V124H140ZM144 123V124H143ZM158 123H159V125H158ZM162 123V124H161ZM176 123V124H175ZM198 123L201 125V127H200V125H198ZM235 123H237V125L235 124ZM241 123V124H240ZM246 123V124H245ZM250 123V124H249ZM262 123V124H261ZM26 126H25V125ZM36 126H35V125ZM43 124V125H42ZM51 124L53 125L52 127H50L51 126ZM56 124V125H55ZM61 126H60V125ZM65 124V125H64ZM69 125L70 126V129H68V127L69 126H66V125ZM102 124H104L103 126H102ZM108 124H109V126H111V124L113 125L112 126V129L111 130H107L108 129ZM145 126H143V125ZM153 124V127L151 126V125ZM167 126H166V125ZM181 124V125H180ZM187 124V125H186ZM188 124L189 125H191V126H188ZM193 124V125H192ZM194 124H196L197 126L195 127V125ZM218 124H219V126H218ZM238 124H239V127L236 129V126H238ZM243 124V125H242ZM253 124H254V126L255 127H253ZM16 125V126H15ZM28 125V126H27ZM47 125H48V127H47ZM122 125H123V127H122ZM138 126L137 128L136 127H133V126ZM151 126L152 128H150V127H148V126ZM173 125H176L177 127H178V129H177V127L175 126V128L173 127ZM202 125H204V126H202ZM225 125H227V126H225ZM42 126V127H41ZM107 128H106V127ZM129 126V127H128ZM130 126H132V127H130ZM142 126H143V128H142ZM158 126H162L161 127V130H160V128L158 127ZM182 126V127H181ZM213 126V127H212ZM263 126V127H262ZM19 127V128H18ZM45 127V128H44ZM55 127V128H54ZM59 127V128H58ZM65 127H67V128H65ZM106 128V130H103V129H105ZM118 127V128H117ZM171 128V129H169V128ZM189 127V128H188ZM199 127V128H198ZM204 127V128H203ZM209 127V128H208ZM223 127V128H222ZM225 127L227 128L226 130H225ZM250 127V128H249ZM252 127V128H251ZM256 127H258V128H256ZM32 128H34V129H32ZM43 128V129H42ZM73 129V131H72V129ZM101 128H103V129H101ZM111 128V127H110ZM109 128V129H110ZM114 128H115V130H114ZM120 128V129H119ZM123 128V129H122ZM125 128V129H124ZM148 128V129H147ZM155 128V130H151V129H154ZM158 128V129H157ZM166 128H167V130H166ZM181 128V129H180ZM187 128V129H186ZM198 128V129H197ZM202 128V129H201ZM205 128H207V131H205L206 129ZM22 129V130H21ZM26 129L27 130H29L28 132H29V135L28 134H25L26 133ZM40 129V130H39ZM62 129V130H61ZM129 129H131V130H129ZM141 129L143 130V132L141 133ZM144 129H145V131H144ZM157 129V130H156ZM190 129H193L192 130V132L193 131H196V133H193V134H195L196 135V137H194V135L192 134V132L190 131ZM194 129H196V130H194ZM210 131H209V130ZM224 129V130H223ZM233 129H235L234 130V132H236L235 134L234 133H232L231 131H230V136H231V138L232 137H234L235 139H233V140H231L232 141V143L230 142V140L229 139H227V138H229V137H226V141L227 140H229V142H230V144H229V142H226V144L228 143L229 145H225V140H223L224 138H225V136H228L229 135V130H233ZM250 129V130H249ZM255 129V130H254ZM258 129V130H257ZM35 130V131H34ZM60 130V131H59ZM65 130V131H64ZM79 131V132H77V131ZM83 130V131H82ZM127 130H129V131H131L130 133H131V136L129 137V135H130V133H129V131L127 132ZM138 130H140V132L138 131ZM170 130V131H169ZM190 131V132H188V131ZM228 130V131H227ZM237 130V131H236ZM241 130H244L245 132L243 133ZM75 131H76V133H75ZM98 131V132H97ZM111 133H110V132ZM113 131V132H112ZM115 131V132H114ZM121 131V132H120ZM124 131H126V132H124ZM150 131V132H149ZM159 131H161V133L159 132ZM169 131V132H168ZM172 131V132H171ZM223 131H226V132H228L225 136H224V133H226V132H223ZM256 131V132H255ZM259 131H261V132H259ZM22 132V133H21ZM23 132H25L24 134H23ZM74 132V133H73ZM106 132H108V133H106ZM118 132V133H117ZM123 132V133H122ZM134 132V133H133ZM137 132H138V134H137ZM144 132L146 133V134H144ZM147 132H148V134H147ZM164 132H167V133H164ZM184 134H183V133ZM185 132H187V136H189L188 138L190 139L191 137L192 138H197L198 136V138H197V141H195V139L193 140V141H191L192 140V138L190 139V141L193 143H191L190 141H189V139H186V137L187 136H183L184 138H185V140H187L186 142H185V140H183L184 138L182 137V135H186L185 134ZM205 132H209V134L208 133H205ZM239 132V133H238ZM22 135H21V134ZM72 133V134H71ZM79 133H81V134H79ZM100 133V134H99ZM106 133V134H105ZM119 133H121V135L119 134ZM137 134V136H136V134ZM141 133V134H140ZM153 133V134H152ZM175 133H176V135H175ZM178 133V134H177ZM180 133H182V134H180ZM200 133H202V134H200ZM204 133L206 134L205 136H207V134H208V141H207V139H206V137L204 136ZM249 133V134H248ZM255 133V134H254ZM46 134V135H45ZM75 134H76V136H75ZM108 134V135H107ZM111 134V135H110ZM117 134V135H116ZM123 134H125V135H123ZM129 134V135H128ZM135 134V135H134ZM140 134V135H139ZM157 134V135H156ZM159 134V135H158ZM169 134V135H168ZM181 135V137H180V135ZM199 134V135H198ZM253 134V135H252ZM257 134V135H256ZM263 134V135H262ZM23 135H25L26 137H24ZM69 135H70V137H69ZM103 135V136H102ZM110 135V136H109ZM112 135H115V136H112ZM146 135V136H145ZM168 135V137H166ZM191 135V136H190ZM193 135V136H192ZM233 135V136H232ZM240 135V136H239ZM246 135V136H245ZM10 136V137H9ZM30 136V137H29ZM32 136H33V138H32ZM75 136V137H74ZM77 136H79V137H77ZM92 136V137H91ZM132 136H134V137H132ZM140 136V137H139ZM144 136V137H143ZM149 138H148V137ZM157 136V137H156ZM159 136V137H158ZM164 136V137H163ZM172 136V137H171ZM205 137V141L207 142H204L202 139H204V138H202V137ZM210 136V137H209ZM224 136V137H223ZM236 136V137H235ZM238 136V137H237ZM256 136H258V137H256ZM2 137V138H1ZM13 137H14V139H13ZM21 137H24V139L23 138H21ZM93 137H94V141H95V143H92L93 145L94 144H96V146L94 145V147H95V151H100V152H95L94 150V153L96 154V153H98L99 155H98V157H96L97 155H95V156H93V155H91V153H87V154H85L86 152H91L92 151V149L94 148L92 145H91V141L90 140H92L93 139ZM103 137V138H102ZM105 137V138H104ZM108 137V138H107ZM113 137V138H112ZM115 137V138H114ZM125 137V138H124ZM132 137V138H131ZM136 137V138H135ZM144 138V141H143V138ZM162 137V138H161ZM239 137H241V138H239ZM247 137V138H246ZM259 137L260 138H262L261 140L259 139ZM26 138H28V139H26ZM32 138V139H31ZM47 138V139H46ZM71 138V139H70ZM121 138H122V140L123 141H121ZM128 138H131V139H128ZM140 138V139H139ZM142 138V139H141ZM171 138H173V139H171ZM182 138V139H181ZM201 139L200 141H198V139ZM249 138V139H248ZM11 139V140H10ZM20 139H22L21 141H20ZM26 139V140H25ZM31 139V140H30ZM74 139V140H73ZM98 139V140H97ZM108 139H110V140H108ZM157 139H158V143H157ZM165 139V141H163ZM169 139V140H168ZM181 139V140H180ZM249 140V141H247V140ZM253 139V140H252ZM1 140H3V141H1ZM29 140H30V142H29ZM78 142H77V141ZM100 140L102 141V142H100ZM124 140H126V141H124ZM171 140V141H170ZM178 140V141H177ZM222 140H223V142H222ZM234 140H236V141H234ZM241 140V141H240ZM242 140L244 141V142H242ZM255 140V141H254ZM258 140H260V142L261 143H259L258 142ZM5 141V142H4ZM13 141V142H12ZM25 141V142H24ZM51 141V142H50ZM93 141V140H92ZM96 141L98 142V143H96ZM108 141V142H107ZM114 141V142H113ZM118 141V142H117ZM163 141V142H162ZM167 141V142H166ZM183 141V142H182ZM189 141V142H188ZM204 143H203V142ZM7 142H9V143H7ZM11 142V143H10ZM17 142V143H16ZM73 142V143H72ZM110 142V143H109ZM113 144H112V143ZM176 142V143H175ZM194 142H196V143H194ZM248 142V143H247ZM251 142V143H250ZM35 143V144H34ZM53 145H52V144ZM56 143V144H55ZM76 143V144H75ZM105 143V144H104ZM107 143H108V145H109V147H108V145H107ZM199 143V144H198ZM211 143V144H210ZM233 143H235L236 145H235V147H234V145H233ZM238 143V144H237ZM247 143V144H246ZM261 144V146L262 147H260V145L259 144ZM20 144V145H19ZM71 144H74V145H71ZM90 144V145H89ZM98 144H99V146H101V147H99L98 146ZM101 144V145H100ZM118 144V145H117ZM123 144H126L125 146H123ZM132 144V145H131ZM141 144V145H140ZM160 144H162L161 146H163V145H165L164 146V148H162L161 146H160ZM178 144V145H177ZM190 144V145H189ZM206 144H207V146H206ZM241 144H243V145H241ZM244 144H245V146H244ZM250 144V145H249ZM5 145V146H4ZM57 145V146H56ZM89 145V146H88ZM111 145V146H110ZM115 145H117V146H115ZM130 145V146H129ZM144 146V148H143V146ZM175 145L178 147H175ZM209 145V146H208ZM233 145V146H232ZM258 145H259V149L257 150V152L255 151L256 149L255 148H258ZM28 146V147H27ZM74 146H76V147H74ZM98 146V147H97ZM123 146V147H122ZM139 146V147H138ZM142 146V147H141ZM173 146V147H172ZM190 146H191V149H190ZM225 146L226 147H229L228 149H231V150H233L232 149V147L234 148V150L236 151V153H237V157L235 156L236 155V153H235V151L233 150V152H234V154L232 155L230 152H228L229 154H227V148H225ZM232 146V147H231ZM257 146V147H256ZM16 147V148H15ZM51 147V148H50ZM63 147V148H62ZM74 147V148H73ZM82 148V150H83V152H84V159H83V161H82V163H84L85 161V163H87L88 165H85L86 166V168H85V166H83V164H81V167L83 168V173H85L86 171H88L87 172V174L90 172V174H88L89 175V178H88V176H85L86 174H83L85 177H87L88 179H84L85 177L82 175L81 177H80V179L79 180H81V178H82V181L83 182H81V181H78L77 182V184L76 183H73V182H76L77 181V179L74 181L73 180V182H72V180H70L69 178H72L71 177V175L73 174H75V173H77V170L76 169H78L79 167V165H78V161L76 160L77 158V156L74 154L75 153V148L76 149H78V148ZM85 147H86V149H88V151L85 149ZM88 147V148H87ZM103 147V148H102ZM115 147V148H114ZM139 148V150H138V148ZM189 147V148H188ZM231 147V148H230ZM247 149H245V148ZM70 148V149H69ZM100 150H99V149ZM117 148H119V149H117ZM124 148V149H123ZM128 148V149H127ZM142 148V149H141ZM162 148V149H161ZM180 148V149H179ZM205 148V149H204ZM213 151V152H210L211 150ZM225 148V149H224ZM239 148V149H238ZM241 148V149H240ZM91 149V150H90ZM104 149H106V150H104ZM114 149V150H113ZM124 151H123V150ZM137 149V150H136ZM141 149V150H140ZM143 149H144V151H143ZM196 149H199V150H196ZM200 149H201V151H200ZM108 150V152L106 153V151ZM118 150V151H117ZM161 152H160V151ZM176 150V151H175ZM183 150V151H182ZM187 150V151H186ZM210 150V151H209ZM221 150V151H220ZM222 150H223V152H222ZM224 150H226V153H225V151ZM237 150H239V152H240V154H243V155H240V154H238V151ZM50 151V152H49ZM78 151H79V149H78ZM78 151H76L77 152V155H78ZM86 151V152H85ZM93 151H92V153H93ZM112 151H114L113 153H111ZM117 151V152H116ZM126 151H127V153H126ZM135 151V152H134ZM142 151V152H141ZM147 151V152H146ZM163 151V152H162ZM166 151V152H165ZM168 151H169V153H168ZM173 151H174V154H172L173 153ZM203 151V152H202ZM206 151V152H205ZM217 151V152H216ZM229 151V150H228ZM247 151V152H246ZM252 151H253V153H252ZM260 151H261V153H260ZM111 154H110V153ZM122 154H121V153ZM140 152V153H139ZM161 154H160V153ZM171 152V153H170ZM178 152V153H177ZM197 152H198V154H197ZM202 152V154H200ZM210 152V153H209ZM245 152V153H244ZM256 152V154H254ZM6 153V154H5ZM93 153V154H94ZM101 153V154H100ZM105 155H104V154ZM116 153V154H115ZM118 153V154H117ZM130 153V154H129ZM146 153H148V154H146ZM163 153V154H162ZM166 153L168 154V155H166ZM191 153V154H190ZM195 153V155H193ZM207 153V154H206ZM214 153V154H213ZM219 153H223V154H221V159H222V161H221V159H220V162H218L219 161V159L218 158H220V155H219ZM260 153V155H257V154H259ZM104 156H103V155ZM107 154V155H106ZM126 154V155H125ZM133 154V155H132ZM137 154V155H136ZM160 154V155H159ZM169 154H171V155H169ZM176 154V155H175ZM225 154V155H224ZM246 154V155H245ZM253 154L256 156V157H254L253 156ZM39 155V156H38ZM75 155V156H74ZM121 155H124L125 157H126V159H125V157H124V159H123V156H121ZM145 155V156H144ZM172 155H174L173 157H170V156H172ZM208 155V156H207ZM223 155V156H222ZM245 155V156H244ZM248 155H250L249 156V159L248 158H246L245 160H250L251 158L253 159V157H254V162L251 160V162L249 163V162H246L245 160L243 161V158L244 157H248ZM252 155V156H251ZM27 156V157H26ZM29 156V157H28ZM50 156V157H49ZM86 156H88V157H90V158H88V157H86ZM91 156H93L94 157V159H92L93 157H91ZM109 156V157H108ZM141 156V157H140ZM147 156V157H146ZM177 157V159H175L176 157ZM189 156V157H188ZM202 156V157H201ZM219 156V157H218ZM230 156L232 157V158H230ZM235 156V157H234ZM243 156V157H242ZM262 156V157H261ZM36 157V158H35ZM55 157V158H54ZM74 157L76 158L75 160H74ZM86 157V158H85ZM100 157V158H99ZM112 157V158H111ZM136 157V158H135ZM143 157H145V158H143ZM168 159H167V158ZM190 157L192 158V159H190ZM199 157V158H198ZM207 157H211L212 159H213V162H211L210 161V159H208ZM217 157V158H216ZM223 157V158H222ZM239 157H241V158H239ZM60 158V159H59ZM65 158V159H64ZM88 158V159H87ZM96 158H98L97 159V161H96ZM102 158H103V160H102ZM114 158V159H113ZM117 159V161H116V159ZM169 158H173V159H170V160H172L171 161V164L169 163ZM186 160V162H184L185 160ZM205 158H206V160H205ZM230 159V163L232 162L231 161V159L234 161H236L237 159H239V161L241 160L242 162H244V163H242L241 162V164H237V162H239L238 160H237V162H232V164H230V165H234L236 168H234L235 170H233V171H231V166L230 165H228L227 166V170H228V172H229V174H230V172L232 173H235L236 172V170H237V172H239V170H241V173L239 174V173H237V177H235L236 175H234V174H231L232 176L229 178V176L230 175H228V174H225V172H227V170H223V171H221V169H222V165H219V164H222V162H223V160H225L226 161V163H229V159ZM234 158H237V159H234ZM7 159V160H6ZM44 159V160H43ZM72 159V160H71ZM86 159V160H85ZM104 159L106 160V162H103L104 161ZM111 159V160H110ZM137 159V160H136ZM139 159V160H138ZM143 159V160H142ZM168 161H167V160ZM26 160V161H25ZM27 160H29V161H27ZM91 160V161H90ZM113 160V161H112ZM123 160V161H122ZM132 160H135V162L134 161H132ZM147 160V161H146ZM184 160V161H183ZM190 160V161H189ZM193 160V161H192ZM264 160V159H263ZM73 161V162H72ZM89 161V162H88ZM95 163H94V162ZM110 161V162H109ZM125 161V162H124ZM130 162V163H127V162ZM174 161V162H173ZM176 161V162H175ZM188 161V162H187ZM195 161H196V163H195ZM204 161H207V164L204 162ZM211 163H214L213 165L212 164H210V165H208L210 162ZM224 161V162H225ZM255 161H257V162H255ZM2 162V163H1ZM75 162V163H74ZM90 162H92V163H90ZM102 162V163H101ZM109 162V163H108ZM114 162V163H113ZM118 162H120V163H118ZM141 162H145V164L144 163H142L141 165H139ZM165 162V163H164ZM183 162V163H182ZM194 162V163H193ZM209 162V163H208ZM224 162H223V164H224ZM97 163H98V165H97ZM121 163H124L125 165H123V164H121ZM132 163V164H131ZM137 163H139V164H137ZM176 163V164H175ZM191 163V164H190ZM199 163H201V164H203V165H201V164H199ZM204 163H205V165H207V166H205L204 165ZM216 163H219V164H217L219 167L221 166V169L219 170V171H217V172H219L218 174H216V179H214L213 180V178H215L214 177V175H215V172H216V170H218V169H212L213 167H214V165L216 164ZM246 163V164H245ZM248 163H249V165H248ZM253 163V164H252ZM260 163L261 165H262V167H261V165L258 164ZM18 164V165H17ZM27 164V165H26ZM104 164H106V167H104ZM120 164H121V166H120ZM127 164V165H126ZM129 164V165H128ZM135 164H137V165H135ZM144 164V165H143ZM161 164H163V165H161ZM164 164H166V165H164ZM183 164V165H182ZM193 164H194V166H193ZM197 164L199 165V166H197ZM235 164H237V166L239 165H241L240 166V168L239 167H237ZM52 165V166H51ZM76 165V166H75ZM90 165V166H89ZM101 165V166H100ZM112 165V166H111ZM115 165V166H114ZM150 166V167H147V166ZM152 165V166H151ZM168 165V166H167ZM169 165H172L171 167L169 166ZM212 165V166H211ZM248 165V166H247ZM252 165H253V167H255V168H253L252 167ZM258 165V166H257ZM92 166H94V168L92 167ZM98 166V167H97ZM117 166H119V167H117ZM138 166H140V167H138ZM144 166H146V167H144ZM157 166V167H156ZM162 168H161V167ZM164 166L165 167H167V168H164ZM174 166H175V170L173 171V169H174ZM185 168H184V167ZM196 166V167H195ZM201 166V167H200ZM204 166V167H203ZM210 168H209V167ZM233 166V167H234ZM250 166V167H249ZM63 167V168H62ZM74 169H73V168ZM78 167V168H77ZM100 167L101 168H103V170L102 169H100ZM109 167V168H108ZM116 169H115V168ZM122 167V168H121ZM126 167V168H125ZM127 167H129V169L127 168ZM131 167V168H130ZM132 167H133V169H132ZM144 167V168H143ZM155 167V168H154ZM159 167V168H158ZM170 167V168H169ZM178 167V168H177ZM188 167H190V168H188ZM200 167V168H199ZM202 167H203V169L204 168H206V170L204 171L203 169H202ZM217 166L215 165V168H216ZM219 167H217V168H219ZM233 167H232V169H233ZM261 167V168H260ZM76 168V169H75ZM112 168L113 169H115L116 171H113L112 170ZM120 168H121V170H120ZM135 168V169H134ZM137 168L139 169V171H137ZM148 168V169H147ZM173 168V169H172ZM193 168V169H192ZM198 168H199V172L198 173H200V178L198 177V176H196V172L198 171ZM208 168V169H207ZM230 168V169H229ZM238 168V169H237ZM242 168V169H241ZM253 168V169H252ZM71 169H73L72 171H71ZM89 169V170H88ZM98 169V170H97ZM129 171H128V170ZM153 169H155V170H157V171H155V170H153ZM159 169V170H158ZM177 169V170H176ZM191 169V170H190ZM197 169V170H196ZM200 169H201V171H200ZM260 169V170H259ZM6 170V171H5ZM99 170H102V172L101 171H99ZM109 170V171H108ZM111 170V171H110ZM124 170V171H123ZM126 170V171H125ZM195 171V172H191V171ZM213 170H215V172H213ZM260 171V176H259V171ZM45 171V172H44ZM97 174V176L94 174V172ZM99 171V172H98ZM122 171V172H121ZM175 171H176V173H178L177 175H176V173H175ZM188 171H190V172H188ZM74 172V173H73ZM93 172V173H92ZM107 174H106V173ZM116 172V173H115ZM123 172H127V173H123ZM140 173V175H139V173ZM165 172H166V174H165ZM210 172V173H209ZM222 172V175L220 174ZM227 172V173H228ZM254 172H256V173H254ZM39 173V174H38ZM72 173V174H71ZM94 175H92V174ZM111 173H113V174H111ZM119 173V174H118ZM142 173V174H141ZM161 173H163L165 176H167V177H164V175L163 174H161ZM174 173V174H173ZM187 173V174H186ZM193 173H195V174H193ZM198 173H197V175H198ZM204 173V174H203ZM209 173V174H208ZM213 173V174H212ZM235 173V174H236ZM258 173V174H257ZM30 174V175H29ZM105 174H106V176H105ZM125 174V175H124ZM130 174V175H129ZM155 176H154V175ZM159 174V175H158ZM168 174H169V177H168ZM190 174V175H189ZM224 174V175H223ZM76 175V174H75ZM74 175V176H75ZM99 175H100V177H99ZM109 177H108V176ZM111 175V176H110ZM119 175V176H118ZM138 175V176H137ZM144 175V176H143ZM148 175V176H147ZM176 175V176H175ZM193 175V176H192ZM225 175H227L228 176V179H230L229 180V182L230 183H232L231 181H232V179L233 178H235V179H233V183L235 182V187L234 186H232L231 188H232V191H231V188H230V195L227 193L228 191L226 190V192H225V189L227 188L228 189V186L230 187V183L228 182V183H225L228 179H226V177H225ZM234 175V176H233ZM249 175V176H248ZM254 175H255V177H254ZM58 176V177H57ZM73 176V177H74ZM115 176H118V177H115ZM122 176V177H121ZM131 176L132 177H134V178H131ZM141 176H143V177H141ZM146 176V177H145ZM162 177V178H159V177ZM204 176V177H203ZM211 176H212V178H211ZM219 176H224L223 177V179L225 180L224 182H223V179H221V177L219 178ZM257 176H259V177H257ZM263 176V177H262ZM84 177V178H83ZM103 177V178H102ZM111 177H112V179H111ZM114 177H115V179H114ZM121 177V178H120ZM139 179V181L137 180V178ZM149 177V178H148ZM175 179H174V178ZM177 177V178H176ZM181 177V178H180ZM189 177V178H188ZM192 177H195V178H192ZM233 177V178H232ZM39 178V179H38ZM98 178V179H97ZM117 178V179H116ZM129 178V179H128ZM136 178V179H135ZM141 178V179H140ZM151 178V179H150ZM169 178V179H168ZM199 178V179H198ZM202 178V179H201ZM208 178V179H207ZM210 178V179H209ZM220 180H219V179ZM232 178V179H231ZM240 178V179H239ZM256 178V179H255ZM259 178V180H257ZM73 179H75V177L73 178ZM91 179V180H90ZM107 179V180H106ZM110 179L112 180V182H110ZM120 179V180H119ZM123 179H124V181H123ZM127 179V181H125ZM150 179V180H149ZM163 179L165 180L164 182H163ZM172 179V180H171ZM177 179L178 180H180V181H177ZM212 179V180H211ZM242 179V180H241ZM262 179V180H261ZM86 180H88V181H86ZM109 180V181H108ZM116 180V181H115ZM136 182H135V181ZM143 180H144V183H145V185H144V183H143ZM159 180H160V182H159ZM170 180V182H168ZM208 180H210V182L212 181V183H215L216 184V186L214 187V185L215 184H212L209 188L210 189H207L206 188V186L208 187V184L210 183ZM221 181L223 184H221V182L219 183V181ZM248 180V181H247ZM28 181V182H27ZM60 181V182H59ZM94 181V182H93ZM96 181V182H95ZM102 181V182H101ZM105 181V182H104ZM118 181V183L116 184V182ZM120 181V182H119ZM162 181V182H161ZM214 181H217V182H214ZM258 181V183H256L255 184V182H257ZM72 184H71V183ZM86 182V183H85ZM104 182V184H102ZM115 182V183H114ZM130 182H132V183H130ZM139 182V183H138ZM141 182V183H140ZM192 182V183H191ZM207 182H208V184H207ZM248 182V183H247ZM19 183V184H18ZM82 183V184H81ZM91 183V184H90ZM121 183H123V184H121ZM138 183V184H137ZM142 183H143V185H142ZM157 185H156V184ZM160 183H161V185L163 186H159L160 185ZM169 183V184H168ZM195 185H194V184ZM205 183L207 184L206 186H204L205 185ZM233 183H232V185H233ZM240 183V184H239ZM260 183V184H259ZM262 183V184H261ZM8 184V185H7ZM22 184V185H21ZM38 184V185H37ZM81 184V185H80ZM97 184V185H96ZM126 186H125V185ZM152 184V185H151ZM168 185V187L170 188H168L167 186H164V185ZM170 184H171V186H170ZM173 184V185H172ZM176 186H175V185ZM202 184H203V188L201 187L202 186ZM227 184V185H226ZM229 184V185H228ZM260 185V186H255V185ZM67 185V186H66ZM118 185V186H117ZM121 185H122V187H121ZM130 185V186H129ZM131 185H132V187H131ZM136 185V186H135ZM201 185V186H200ZM210 185V184H209ZM217 185H219V186H217ZM221 185H223V186H221ZM238 185V186H237ZM16 186V187H15ZM22 186V187H21ZM46 186V187H45ZM80 186V187H79ZM95 186L97 187L96 189H99V191L97 190V191H95L96 189H95ZM98 186H99V188H98ZM104 186V187H103ZM114 186H115V188H114ZM142 188H141V187ZM187 186H188V188H187ZM194 186H195V189H194ZM213 186V187H212ZM225 186H226V188H225ZM31 187V188H30ZM34 187V188H33ZM84 187V188H83ZM102 187V188H101ZM107 187V189H105ZM109 187H110V189H109ZM118 187V188H117ZM125 189H124V188ZM134 187V188H133ZM135 187H136V189H135ZM165 187V188H164ZM174 187V188H173ZM193 189H192V188ZM197 187H200V188H197ZM205 187V188H204ZM212 187V188H211ZM222 187V188H221ZM223 187L225 188V189H223ZM256 187H260V189H259V193H260V195H259V193H258V195H257V192L255 193V189H256V191L258 190ZM36 188V189H35ZM58 188V189H57ZM77 189V191H76V189ZM93 188V189H92ZM178 188V189H177ZM192 190H191V189ZM218 188H221L222 190H224L222 193L223 194H221V189L219 190ZM238 190H237V189ZM249 188V189H248ZM253 188V189H252ZM262 188H263V190H262ZM78 189H79V191H78ZM85 189V190H84ZM87 189H88V191H90V193L87 191ZM90 189H92V190H90ZM100 189L102 190V191H100ZM115 190V191H113V190ZM124 189V190H123ZM130 189H131V191H130ZM141 189V190H140ZM152 189V190H151ZM196 189H198V190H196ZM202 189V190H201ZM237 191H236V190ZM112 192H111V191ZM117 190V191H116ZM122 190V192H120V191ZM162 190H164V191H162ZM190 190V191H189ZM194 190V191H193ZM213 191V192H211V191ZM20 193H19V192ZM50 191V192H49ZM81 191V192H80ZM93 191V192H92ZM103 191H105V194H104V192ZM124 191V192H123ZM126 191V192H125ZM129 191V192H128ZM137 193H135V192ZM178 192V194H177V192ZM185 191V192H184ZM195 191H198V192H195ZM218 192V193H216V192ZM220 191V192H219ZM234 191V192H233ZM241 191H242V193H241ZM251 191H253V192H251ZM263 191V192H262ZM16 192H18V194L16 193ZM84 192V195L86 194V193H88V194H86V196H87V198H85L86 196H83V194H80V193H83ZM86 192V193H85ZM92 192V193H91ZM102 192V193H101ZM118 192V193H117ZM130 192L132 193V195L130 194ZM169 192V193H168ZM170 192H172V193H174L175 195H173L172 193H170ZM191 192V193H190ZM21 193H23L22 194V196H20V199H16V198H19V195H21ZM31 193V194H30ZM64 193V194H63ZM76 193H78L77 195H76ZM96 193H98V194H96ZM112 193V194H111ZM125 194V196L124 195H122V194ZM194 193V194H193ZM210 193H212V194H210ZM215 193V194H214ZM226 193V194H225ZM232 193V194H231ZM240 193V194H239ZM34 194V195H33ZM56 194V195H55ZM91 194V195H90ZM94 194V195H93ZM129 194V195H128ZM134 194V195H133ZM162 194V195H161ZM165 194V195H164ZM170 194V195H169ZM214 194V195H213ZM216 194H221L222 195V197H224L225 196V198H226V195H228L227 197H228V200H229V198L231 199H233V200H231L232 201V203L229 201L228 202V200H226V199H224V198H222L221 197V195L219 196V195H216ZM225 194V195H224ZM254 194V195H253ZM26 195V196H25ZM40 195V196H39ZM79 195H80V198H79ZM103 195V196H102ZM119 197H118V196ZM131 195V196H130ZM182 195H183V197H182ZM188 195V196H187ZM232 195V196H231ZM242 195V196H241ZM252 195H253V197H252ZM18 196V197H17ZM90 196H92V197H90ZM106 196V197H105ZM112 196V197H111ZM121 196H123V198L124 199H121L122 197ZM134 196H135V199H138V201L137 200H135L134 199ZM137 196V197H136ZM168 196V197H167ZM215 198H214V197ZM218 196V203H219V201H223V199L224 200H226V202H227V204H226V202H220L219 204L217 203V205H216V202H217V199H216V197ZM231 196V197H230ZM237 196V197H236ZM244 196V197H243ZM260 196V197H259ZM29 197H30V199H29ZM65 197V198H64ZM76 197V198H75ZM88 197H89V200H88ZM116 199H115V198ZM132 197V198H131ZM164 197V198H163ZM221 197V198H220ZM242 197H243V199H242ZM99 200H98V199ZM109 198V199H108ZM130 198V199H129ZM219 198L221 199V200H219ZM255 198V200H253ZM39 199V200H38ZM48 199V200H47ZM73 199V200H72ZM84 199H85V202H83L84 201ZM112 200V201H108V200ZM118 199V200H117ZM160 201H159V200ZM164 199V200H163ZM166 199V200H165ZM190 199V200H189ZM214 199H216V200H214ZM17 201V203H16V201ZM20 200V203L18 202ZM72 200V201H71ZM122 200V201H121ZM140 200V201H139ZM142 200V201H141ZM201 200V201H200ZM212 200V201H211ZM257 200V201H256ZM75 201V202H74ZM80 201L82 202V203H80ZM88 201H89V204H88ZM117 201V202H116ZM126 201V202H125ZM165 203H164V202ZM187 201H189V202H187ZM234 201V202H233ZM248 201V202H247ZM252 201H254L253 203H252ZM115 204H114V203ZM119 202V203H118ZM124 202H125V204H124ZM144 202H145V204H144ZM158 202V203H157ZM161 202V203H160ZM178 202V203H177ZM236 202H237V204H236ZM98 203V204H97ZM112 203H113V207H111L112 206ZM134 203V204H133ZM193 205H192V204ZM198 203V204H197ZM225 203V204H224ZM236 205H235V204ZM240 203V204H239ZM23 204V205H22ZM53 204V205H52ZM177 204V205H176ZM220 204H224L223 206H224V208H222L223 206L222 205H220ZM253 204H255V205H253ZM259 204V205H258ZM262 204V205H261ZM8 205V206H7ZM80 205V206H79ZM111 205V206H110ZM119 205H120V207H119ZM121 205H123V206H121ZM143 205V206H142ZM170 205V206H169ZM189 205V206H188ZM233 205V206H232ZM53 206V207H52ZM79 206V207H78ZM82 206H84V207H82ZM118 206V207H117ZM124 206H125V208H124ZM139 206H141V207H139ZM212 206V207H211ZM218 208H220V209H218ZM222 206V207H221ZM229 206L231 207L230 209H227V207L229 208ZM244 206V207H243ZM260 206H261V208H260ZM18 207H20V208H18ZM64 207V208H63ZM69 207V208H68ZM78 207V208H77ZM82 209H81V208ZM116 207V208H115ZM176 207V208H175ZM192 207V208H191ZM238 207V208H237ZM240 207V208H239ZM252 207V208H251ZM255 207V208H254ZM18 208V209H17ZM80 208V209H79ZM108 208H110V209H113V210H110V209H108ZM132 208V209H131ZM169 208V209H168ZM200 208V209H199ZM203 208V209H202ZM226 209V212H227V214H226V216L224 215H222V214H224V213H226L225 211H223V213H222V209ZM234 208V209H233ZM257 208V209H256ZM101 209V210H100ZM219 212V210H220V212L222 213H220L219 215L221 216V218H223V221H221L220 219H218L217 217L219 216L218 215V212L216 211V210ZM255 211V213H253V210ZM27 210V211H26ZM87 210V211H86ZM122 210V211H121ZM123 210H124V212H123ZM126 210V211H125ZM130 210V211H129ZM171 210V211H170ZM190 210V211H189ZM207 210V211H206ZM216 211V217H215V212L214 211ZM233 210V211H232ZM235 210V211H234ZM42 211V212H41ZM73 211V212H72ZM107 211V212H106ZM110 211V212H109ZM120 212V214H118L119 212ZM230 211V212H229ZM252 211V212H251ZM262 211V212H261ZM30 212H31V214H30ZM40 212V213H39ZM70 212V213H69ZM100 212H103V213H100ZM129 212V213H128ZM203 212V213H202ZM207 212H209V213H211V214H209L208 213V215L206 214ZM256 212H258L259 214H257ZM59 213V214H58ZM76 213L79 215H76ZM94 213V214H93ZM109 213V216L107 215ZM168 213V214H167ZM190 213V214H189ZM212 213H213V215H212ZM229 213V214H228ZM82 214V215H81ZM101 216H100V215ZM114 214L116 215V216H114ZM166 214V215H165ZM172 214V215H171ZM179 214V215H178ZM205 214V215H204ZM19 215V216H18ZM35 215V216H34ZM44 215V216H43ZM64 215H66V216H64ZM81 215V216H80ZM128 215V216H127ZM139 215V216H138ZM151 215V216H150ZM218 215V216H217ZM228 215V216H227ZM45 216H47V218L45 217ZM63 216V217H62ZM114 216V217H113ZM121 216V217H120ZM141 216V217H140ZM180 216V217H179ZM184 216V217H183ZM205 216V217H204ZM213 216V217H212ZM219 216V217H220ZM112 217V218H111ZM159 217V218H158ZM162 217H164V218H162ZM165 217H167V218H165ZM177 217V218H176ZM40 218V219H39ZM44 218V219H43ZM79 218H80V220H79ZM85 218V219H84ZM102 218H104V219H102ZM108 218V219H107ZM124 218V219H123ZM134 218H136V219H134ZM157 218V219H156ZM169 218V220H167ZM186 218V219H185ZM190 218V219H189ZM208 218V219H207ZM211 218V219H210ZM215 218V219H214ZM216 218L218 219V220H216ZM258 218V219H257ZM260 218V219H259ZM72 219H73V221H72ZM91 219V220H90ZM101 219V220H100ZM107 219V220H106ZM113 221H112V220ZM117 219V220H116ZM143 219V220H142ZM145 219H147V220H145ZM164 219V220H163ZM197 219H198V221H197ZM227 219V220H226ZM44 222H43V221ZM48 220V221H47ZM63 220V221H62ZM116 220V221H115ZM124 220V221H123ZM136 220V221H135ZM139 220H142V221H139ZM182 220V221H181ZM186 220V221H185ZM209 222H208V221ZM243 220V221H242ZM37 221V222H36ZM39 221H41V222H39ZM77 221V222H76ZM79 221H80V223H79ZM84 221V222H83ZM104 221V222H103ZM105 221H107V222H105ZM112 221V222H111ZM115 221V222H114ZM120 221V222H119ZM129 221V222H128ZM138 221V222H137ZM144 221H146V222H144ZM152 221V222H151ZM162 221V222H161ZM195 221H196V223H195ZM211 221V222H210ZM214 221H216V224L217 225H215V222ZM225 221V222H224ZM42 222L44 223V224H42ZM47 222V223H46ZM115 224H114V223ZM125 222H127V223H125ZM142 222H144L143 224H145V225H143L142 224ZM163 222H165V223H167V225L165 224V223H163ZM184 222V223H183ZM187 222V223H186ZM218 222V223H217ZM222 222V223H221ZM49 223V224H48ZM85 223H86V226H85ZM88 223V224H87ZM99 223H100V225H99ZM110 223V224H109ZM129 223V226H127L126 224H128ZM131 223V224H130ZM135 225H134V224ZM150 223V224H149ZM161 223L163 224L162 225V227H159V226H161ZM180 223V224H179ZM214 223V224H213ZM225 223V224H224ZM237 223V224H236ZM256 223V224H255ZM258 223V224H257ZM260 223V224H259ZM69 224V225H68ZM90 224V225H89ZM99 225L100 227H98L97 225ZM121 224V225H120ZM124 224V225H123ZM149 224V226H147ZM152 224V225H151ZM195 224V225H194ZM208 224V225H207ZM210 224V225H209ZM223 224V226H221ZM243 224V225H242ZM45 225V226H44ZM53 225V226H52ZM81 225V226H80ZM92 225V226H91ZM103 225V226H102ZM108 225V226H107ZM109 225H110V227H109ZM143 225V226H142ZM150 225H151V227H150ZM215 225V227H210V226H214ZM263 225V226H262ZM52 226V227H51ZM66 226L68 227V228H66ZM89 226H91L90 228L91 229H89ZM94 226V227H93ZM126 226V227H125ZM135 226V227H134ZM138 226V227H137ZM154 226V227H153ZM221 226V227H220ZM37 227V228H36ZM64 227V228H63ZM69 227H72V228H69ZM86 227H88V228H86ZM95 227H97V228H95ZM115 227H117V228H115ZM142 227H144V228H142ZM151 229H150V228ZM164 227V228H163ZM165 227H167V228H165ZM184 227V228H183ZM205 227H207V228H205ZM209 227H210V230L209 231H211V233L207 230L206 231V229H209ZM217 227H219L217 230H216V228ZM222 227H224V228H222ZM246 227V228H245ZM39 228H41V229H39ZM95 228V229H94ZM113 228V229H112ZM121 228V229H120ZM125 228V229H124ZM136 228V229H135ZM145 228H146V230H145ZM169 228V229H168ZM232 228V229H231ZM29 229V230H28ZM45 229V230H44ZM53 231H52V230ZM63 229V231H61ZM84 229H86V230H84ZM101 229H103V230H101ZM120 229V230H119ZM127 229V230H126ZM130 229V230H129ZM135 231H134V230ZM149 229V230H148ZM200 229V231H198ZM204 229H205V231H204ZM213 229V230H212ZM220 229V230H219ZM224 229V230H223ZM229 229V230H228ZM262 229V230H261ZM7 230V231H6ZM49 230V231H48ZM68 230V231H67ZM70 230V231H69ZM101 230V231H100ZM106 230H107V232H106ZM112 230V231H111ZM118 230V231H117ZM123 230H124V232H123ZM138 230V231H137ZM159 230V231H158ZM166 230V232H163V231H165ZM215 230V231H214ZM56 231V232H55ZM85 233H84V232ZM102 231H105V233L104 232H102ZM121 231V232H120ZM130 231V232H129ZM145 231V232H144ZM149 231V232H148ZM158 231V232H157ZM192 231H195V232H192ZM202 231V232H201ZM262 231V232H261ZM68 232V233H67ZM70 232H72V233H70ZM98 232V233H97ZM101 232V233H100ZM137 232V233H136ZM141 232V233H140ZM161 232V233H160ZM162 232H163V234H162ZM168 232V235L166 234ZM205 232V233H204ZM210 233L211 235H212V233H213V235H214V237H213V235L211 236L210 234H207V233ZM217 232V233H216ZM222 232V233H221ZM224 232V233H223ZM25 233V234H24ZM54 233V234H53ZM70 233V234H69ZM87 233V236L85 235ZM91 233H92V235H91ZM95 233H96V235H95ZM108 233V234H107ZM128 233V234H127ZM144 233V234H143ZM151 233H153V234H151ZM154 233H156V234H154ZM202 233V235H203V237H202V235L200 236V234ZM219 233V234H218ZM226 233V234H225ZM229 233V234H228ZM241 233V234H240ZM19 234V235H18ZM45 234V235H44ZM52 234V235H51ZM99 234V235H98ZM119 236H118V235ZM198 234V235H197ZM205 234V235H204ZM222 236H221V235ZM41 235V236H40ZM47 235V236H46ZM80 235V236H79ZM83 235V236H82ZM98 235V236H97ZM124 236V238H123V236ZM139 235V236H138ZM147 235V236H146ZM150 235V236H149ZM158 235L161 237H158ZM185 235V236H184ZM196 235V236H195ZM210 235V236H209ZM57 236V237H56ZM101 236V237H100ZM103 236H107V237H103ZM199 238H198V237ZM209 237V241H208V237ZM218 236V237H217ZM224 236L226 237V238H224ZM43 237V238H42ZM62 237V238H61ZM100 237V238H99ZM115 237V238H114ZM130 237V238H129ZM196 238V241H190V240H195V238ZM203 239H202V238ZM206 237V238H205ZM223 237V238H222ZM56 238V239H55ZM111 238V239H110ZM118 238V239H117ZM121 238V239H120ZM129 238V239H128ZM157 238V239H156ZM189 238V239H188ZM207 239V241L205 240V239ZM211 238V239H210ZM214 238V239H213ZM222 240H221V239ZM53 239V240H52ZM65 239V240H64ZM68 239V240H67ZM117 239V240H116ZM159 239H161V240H159ZM219 239V240H218ZM228 239V241H224V240H227ZM43 240V241H42ZM111 240V241H110ZM127 240H129V242L127 241ZM197 240L198 241H200V242H197ZM202 240H205V241H202ZM33 241V242H32ZM41 241V242H40ZM113 241V242H112ZM117 241V242H116ZM126 241V242H125ZM213 241V242H212ZM254 241V242H253ZM120 242V243H119ZM142 242V243H141ZM172 242H173V244H172ZM184 242H186V243H184ZM191 242V243H190ZM205 243V244H201V248L200 247H193V246H195V245H199L200 246V243ZM215 242V244H218L219 242V246H217V245H215V244H212V243H214ZM250 242V243H249ZM16 243V244H15ZM42 243V244H41ZM83 243V244H82ZM118 245H117V244ZM129 243V244H128ZM139 243V244H138ZM160 243V244H159ZM195 243H197V244H195ZM209 243H210V246H209ZM227 243V244H226ZM230 243V244H229ZM41 244V245H40ZM116 246H115V245ZM120 244V245H119ZM124 244V245H123ZM142 244V245H141ZM182 244V245H181ZM208 244V245H207ZM211 244H212V246L213 247H211ZM221 244H223L224 246L222 247L221 246ZM226 244V245H225ZM232 244V245H231ZM258 244V245H257ZM260 244V245H259ZM37 245V246H36ZM39 245V246H38ZM46 245V246H45ZM51 245H52V247H51ZM55 245V246H54ZM57 245V246H56ZM71 245V246H70ZM131 245V246H130ZM157 245L159 246H161V248H160V246L159 247H157ZM203 245H207L209 248H211V249H209L207 246H206V249H205V246H203ZM216 247H215V246ZM238 245V246H237ZM45 246V247H44ZM49 246H50V248H49ZM63 246V247H62ZM66 246V247H65ZM70 246V247H69ZM80 246V247H79ZM84 246V247H83ZM130 247V248H127V247ZM133 246V247H132ZM163 246H164V248H163ZM177 246V247H176ZM189 246V247H188ZM191 246V247H190ZM220 246H221V248H220ZM226 246V247H225ZM229 246V247H228ZM257 246H261L260 248L261 249H263L262 251H261V249L259 248V247H257ZM56 247V248H55ZM153 247H154V249H153ZM156 247V248H155ZM215 247V248H214ZM44 248V249H43ZM55 249V251H54V249ZM60 248V249H59ZM68 248V249H67ZM132 248V249H131ZM173 249V254H172V252H171V250ZM176 248H178V249H176ZM186 248H188V250L186 249ZM193 248H197V249H199V250H196V249H194L193 250ZM208 248V249H207ZM256 248H259L258 250L256 249ZM48 249V250H47ZM56 249H59V252H57L56 253V251H58V250H56ZM61 249H63V250H61ZM125 249V250H124ZM137 249V250H136ZM152 251H151V250ZM155 249H157L156 251H155ZM163 251H162V250ZM176 251H175V250ZM207 251H205V250ZM216 249V250H215ZM69 250H71V251H69ZM95 250V251H94ZM116 250V251H115ZM128 250H130V251H128ZM178 250V251H177ZM202 250V251H201ZM214 250V251H213ZM231 250V251H230ZM257 250V251H256ZM3 251V252H2ZM16 251V252H15ZM82 251V252H81ZM97 251H99V252H97ZM109 251H112V253L111 252H109ZM187 251V252H186ZM189 251H190V253H189ZM192 251H193V253L195 254V255H197V256H195L193 253H192ZM195 251H196V253H195ZM198 251V252H197ZM199 251H201V252H199ZM208 251H209V253H208ZM42 252V253H41ZM109 252V253H108ZM133 252H134V254H133ZM146 252V253H145ZM156 252V253H155ZM159 252H160V254H159ZM238 252V253H237ZM255 252V253H254ZM258 252L260 253V254H258ZM51 253V254H50ZM54 253V254H53ZM60 253H61V255H62V257H61V255H60ZM63 253V254H62ZM114 253V254H113ZM170 253H171V255L172 256H175V257H172L171 255H170ZM178 254V255H175V254ZM198 253V254H197ZM202 253V255H200ZM254 253V254H253ZM122 254V255H121ZM156 254V255H155ZM164 256H162V255ZM191 255V257H190V255ZM208 254V255H207ZM256 254H258V255H256ZM42 255V256H41ZM67 255V256H66ZM110 255H114L113 257L112 256H110ZM120 255V256H119ZM125 257H127V258H125ZM131 255V256H130ZM137 255V256H136ZM171 257H170V256ZM189 255V256H188ZM209 255H210V257H209ZM232 255V256H231ZM254 255V256H253ZM25 256V257H24ZM37 256V257H36ZM81 256V257H80ZM93 256V257H92ZM100 256V257H99ZM103 256V257H102ZM107 256V257H106ZM116 256V257H115ZM134 256V257H133ZM184 256V257H183ZM192 256H193V258H192ZM200 258H199V257ZM222 256V257H221ZM250 256V257H249ZM258 256V257H259ZM115 257V258H114ZM131 257H132V260H131ZM146 257V258H145ZM169 259H168V258ZM178 257V258H177ZM188 257H189V259L191 260H189L188 259ZM202 257V258H201ZM216 257V258H215ZM263 258H264V254H263V256H262ZM108 258H109V260H108ZM128 258H130V259H128ZM159 258H160V260H159ZM165 258H167V259H165ZM170 258H171V260H170ZM174 260H173V259ZM205 258L207 259V260H205ZM214 258V259H213ZM220 258V259H219ZM227 258V259H226ZM236 258H238V259H236ZM254 258V259H253ZM67 259V260H66ZM106 259V260H105ZM123 259V260H122ZM154 259V260H153ZM175 259H178V260H176L175 261ZM187 259V260H186ZM198 259V260H197ZM200 259V260H199ZM211 259V260H210ZM252 259H253V261H252ZM11 260V261H10ZM32 260H34V261H32ZM64 260V261H63ZM127 260V261H126ZM158 260V261H157ZM184 260V261H183ZM201 260H202V262H201ZM213 260V261H212ZM234 260V261H233ZM74 261V262H73ZM112 263H111V262ZM118 261V262H117ZM120 261H121V263H120ZM123 261V262H122ZM153 263H152V262ZM160 261V262H159ZM186 261V262H185ZM190 261V262H189ZM207 261V262H206ZM215 261V262H214ZM237 261V262H236ZM24 262V263H23ZM51 262V263H50ZM129 262V263H128ZM166 262V263H165ZM179 262V263H178ZM188 262V263H187ZM206 262V263H205ZM246 262V263H245ZM263 262H264V260H263ZM263 262H262V264H263Z\"/></svg>",
    "mask_w": 264,
    "mask_h": 264
},
{
    "label": "bare ground",
    "instance_id": "bare-ground-1",
    "mask_svg": "<svg viewBox=\"0 0 264 264\" xmlns=\"http://www.w3.org/2000/svg\"><path fill=\"white\" fill-rule=\"evenodd\" d=\"M13 1H14V0H12V2H13ZM15 1H16V0H15ZM22 1H24V0H22ZM28 1H29V0H28ZM40 1H41V0H40ZM46 1H47V3H46ZM48 1H49V8H48L49 10H46V11H48V15H47V16H48V18H47V19H48V21H47L48 24H47V34H46V35H47V39H48L47 41H49V42H47V41H46V38H45V41L47 42V44L45 43V45H46L45 47H47L48 45L50 46V43H52L51 41H53V43L55 42V41H54L55 39L51 40L52 38H54V37H53L54 34L52 35V33H51V30H53V29H50V28L52 27L51 24H53L56 20H59V19H58L59 17L57 16V14H59V12H62V10H60V9H64V7H65L66 9H68V11L70 10V12H72V15H73V18L70 17V18L72 19V22L70 21L71 23H69V24H70V25H69V26H70L69 28H71V27H72V28H74V27H76V28H77V27H78V28H81L80 25H82L83 27H82V29H81L80 31H82L81 33L84 34L83 36L86 35V37H87V38L84 37L85 39H87V42L84 43L83 46H81L82 43H80L79 39L76 38V39H77L76 42L78 43V41H79V43H80L79 46H80V49H81V50H79V49L76 50V47H75V45H74V41H75V40H72L73 43L71 42L70 39H69V41L73 44V46L75 47V50L78 51L77 53H78L79 55H80V54L85 55V54H83V53H89V55H90V53H93V52L95 53L94 56H93V58L95 57L94 60L96 59L95 63L97 62V64L99 65V66H98V65L96 64V65H97L98 67H100V69L102 70L101 73L104 72L105 75H106V79H104V76H103L102 85H103V87H104V84L107 83V85H105V87L108 88V90H109L108 92H113V94H114V96H112L113 94L110 95V94L108 93V95L105 94V96L107 95V97H109V95H110V96H112V97H110V98H113V99H114V97H116V99H115V100H116V101H115L116 103H113V104L116 106V107H115L116 109H115L114 107H112L111 105L107 104V105L110 106V108H114L113 110L116 111V113L114 112V114H115L116 116H117V114L120 113V111H119V113H117V112H118V109L121 108V106H124V104H126V103H124V99L127 100L128 97H129V96L127 97V95H126V94H127V91L132 93V94L129 93V94H131L130 98H133L134 96H136V97H137L136 99H138V97H139V99H140V97L143 98L144 96H147V99H150V100L153 99V95H154V94H155V96H157V94L154 93L153 91L158 90V93L162 91L163 94H164V91H165V92L167 93V99H169L168 96H169V97L171 96L170 99H169V101H171V102H175V104L178 103V101H175V99L178 100L177 98H180V95H181V96L183 95V93L180 94V95H178V92H179L180 90L183 91L184 89H187V88H188V87H187L188 84L184 85L183 87L181 86L182 89H183L185 86L187 87V88L185 87L183 90L180 89V86H179V89H178L176 86H174V87H176V88H174L173 85H172V82H171V81L176 77V74H177L176 72H177V71H176V69H175L174 71H173V69H172L173 67H176V66L172 65L173 60H170V61H172V62H169V61L167 60V58H163V57L166 55V53H165V55L163 54L164 56L162 55L163 57L161 56V53H164L165 51L161 49V44L159 45V42H160V41H158L157 39H156L157 41H155V43L157 42L156 44H154V42L151 41V42H153V44H150V45L147 44L146 42H148L150 39H152V38H150L151 36L149 37V40H147V41H146L145 39H143V40L146 41V42H144V41L142 40V36L144 37V36L147 35V34H148V36H149V35H150L149 33H152V31H153V28H152V27H153V26H152V24H153V22H152V16H153V15H151L150 18H148V17H149V15H148V17L145 18L144 20H142V19L144 18L143 16H141V17L139 18L140 15L137 16V13H135L137 10H136V8H135V5L132 3L133 0H130L131 2H130L127 6H125V7L122 6V2L120 3V1H123V0H105V1H104V0H77V1H79V3H78L77 1H75V0H45V2H44V1H43V2H44V4H45V3L48 4ZM102 1H104V2L102 3ZM126 1H127V0H126ZM134 1H135V0H134ZM150 1H151V0H150ZM152 1L154 2V0H152ZM167 1H168V0H167ZM171 1H172V0H171ZM188 1H189V0H188ZM191 1H193V5H194V6H193V5L191 4L192 7H193V8H192V12H194V15H192L193 13H192V14L190 13V14H191L193 17H194L196 14H198V13L201 15V17H203V16H202V14H203L205 17H207V18H205V19L208 20V19H209V18H208L209 16H207L206 14L208 13V10H207V9H209L210 5H208V4H210V3H208L207 0H201V1H200V0H191ZM210 1H212V0H210ZM215 1H216V0H215ZM218 1H219V0H217V2H218ZM241 1H242V0H241ZM241 1H240V0H230L229 4L231 5V6H230L231 8H234V9L237 8V9H235V10H236V11L238 10L237 12L235 11L237 14L233 11V12L236 14V18L239 17V20L242 18L240 21H243V19L245 18V21H246V18L249 17V16H248V14H244V12H243L242 9L248 7V5H247V3H245L246 0H245L244 2L242 1L243 4H246V5H247V6L244 5V6H245V7H244L243 4L241 3ZM253 1H254V0H253ZM256 1H257V0H256ZM258 1H259V0H258ZM29 2H30V3H29L30 6H31L32 4L35 3V0L32 1V2H33L32 4H31V1H29ZM143 2H145V1H143ZM168 2H170V1H168ZM173 2H174V0H173ZM180 2H181V1H180ZM185 2H186V1H185ZM225 2H226V1H225ZM247 2H248V0H247ZM7 3H8V2H7ZM10 3H11V1H10ZM123 3H124V2H123ZM126 3H128V2H126ZM134 3H135V2H134ZM138 3H139V2H138ZM165 3H166V2H165ZM186 3H187V2H186ZM189 3H191V2H189ZM189 3H188V4H189ZM218 3H219V2H218ZM220 3H221V1H220ZM252 3H253V2H252ZM258 3H259V2H258ZM260 3H261V4H260ZM260 3L258 4V7H259L260 5H262V8H261V10H258V11H259L260 13L262 12L261 15H262V14H263V15H262V17H261V16L258 14V15L260 16L261 19L259 18V20H260V23H259V22H257V20H258V19H257L258 17H257V18H256V19H257L256 22H257L258 24H260V25H259V26H256L257 29H256V28H253L254 30L256 29V33H255V34H256L258 37H257L255 34H253V33H252V34L255 35L257 38H259V39H260V42H263V43H260V42H259V43H256V42H255L256 44H254V45H255V47H254V45H253V41H252V37H251V42H252V44L250 43L251 48H252V49H255V48H256V45L258 46V49H257V48L255 49L256 51H255V50L253 51V50L249 49V50H251V53H252V51H253L254 53H255V52L257 53V50H258V52H259V49H260V48H259V45H260L261 48L264 46V45H263V44H264V13H263V12H264V0H262V2L260 1ZM29 4H28V2H27L28 7H30ZM46 4H45V5H46ZM136 4H137V3H136ZM148 4H149V3H148ZM172 4H173V3H172ZM183 4H184V3H183ZM216 4H217V3H216ZM221 4H222V3H221ZM227 4H228V2H227ZM11 5H12V4H11ZM24 5H25V4H24ZM36 5H37V4H36ZM41 5H43V4H41ZM123 5H124V4H123ZM133 5H134V6H133ZM137 5H138V4H137ZM150 5H151V4H150ZM167 5H168V4H167ZM167 5H166L165 9L167 8ZM184 5H185V4H184ZM224 5H225V4H224ZM13 6H14V9H15V7H16L17 5L13 4ZM22 6H23V5H22ZM25 6H26V5H25ZM25 6H24V7H25ZM33 6H34V5H33ZM47 6H48V5H47ZM131 6L135 8V12H133V13H132L131 10H130ZM185 6H186V5H185ZM187 6H188V5H187ZM217 6H220V5H217ZM225 6H226V5H225ZM18 7H19V6H18ZM26 7H27V6H26ZM61 7H62V8H61ZM137 7H138V6H137ZM143 7H144V6H143ZM162 7H164V5H163ZM170 7H171V6H170ZM172 7H173V6H172ZM172 7H171V9H173ZM177 7H178V6H177ZM188 7H189V6H188ZM188 7H184V8H188ZM215 7H216V5H215ZM220 7H223V5H221ZM227 7H229V5H228ZM230 7H229V8H230ZM242 7H244V8H242ZM260 7H261V6H260ZM11 8H12V7H11ZM19 8L21 9V6H20ZM19 8L15 9V10H17L18 12H21V11H19ZM44 8H45V7H44ZM46 8H47V7H46ZM147 8H148V7H147ZM154 8H155V7H154ZM156 8H157V7H156ZM174 8H175V7H174ZM189 8H190V7H189ZM231 8H230V9H231ZM241 8H242V9H241ZM248 8H249V7H248ZM248 8H247V9H248ZM34 9H35V8H34ZM38 9H39V8H38ZM131 9H133V8H131ZM157 9H158V8H157ZM162 9H163V8H162ZM167 9H168V8H167ZM240 9H241V10H240ZM262 9H263V10H262ZM8 10H9V9H8ZM36 10H37V8H36ZM41 10H42V9H41ZM58 10H60V11L58 12ZM138 10H139V8H138ZM177 10H178V9H177ZM179 10H180V9H179ZM181 10H182V9H181ZM212 10H214V9H212ZM228 10H229V9H228ZM244 10H245V9H244ZM251 10H252V9H251ZM12 11H13V8H12ZM42 11H43V10H42ZM64 11H65V10H64ZM168 11H169V10H168ZM189 11H190V10H189ZM209 11H210V10H209ZM225 11H226V10H225ZM245 11H246V10H245ZM248 11H249V9L247 10V13H248ZM13 12H14V11H13ZM34 12H35V10H34ZM57 12H58V13H57ZM141 12H142V11H141ZM155 12H156V9H155ZM159 12H160V11H159ZM162 12H163V11H162ZM170 12H171V11H170ZM170 12H169V13L166 12V13H164V14H166V16H167V14H170ZM172 12H173V11H172ZM172 12H171V13H172ZM177 12H178V11H177ZM182 12H183V11H182ZM186 12H187V11H186ZM206 12H207V13H206ZM213 12H214V11H213ZM249 12H251V11H249ZM7 13H9V12L7 11ZM14 13H15V12H14ZM23 13L28 14V17H27V18H29V17L33 14V12L30 14V13H28V12H26V11L23 12ZM43 13H44V12H43ZM43 13L41 12V13H39V14H40V15L42 14V15H43V16H42V20H45L46 18H45V16H44ZM184 13H185V12H184ZM219 13H220V12H219ZM221 13L223 14V12H221ZM25 14H24L23 16L25 17V19H27V18H26L27 15L25 16ZM29 14H30V16H29ZM36 14L38 15V12H37ZM60 14H61V13H60ZM63 14H64V13H63ZM67 14H68V13H66V15H67ZM139 14H140V13H139ZM156 14H157V13H156ZM179 14H180V13L178 12V15H179ZM215 14H216V13H215ZM226 14H227V15H228V14H231V15H232L233 13H230V12H229V13H226ZM235 14H234V15H235ZM249 14H251V13H249ZM15 15H16V14H15ZM21 15H22V13H21ZM40 15L38 16L39 18H41ZM72 15H71V16H72ZM142 15H143V14H142ZM158 15H159V14H157V16H156L155 13H154V16H153V17L156 16V17H159V18H160L161 16H158ZM160 15H161V13H160ZM173 15H174V13H173ZM212 15H213V13H212ZM216 15H217V14H216ZM245 15H247V16L245 17ZM251 15H252V14H251ZM12 16H13V15H12ZM23 16H21V18H22ZM33 16H35V15L33 14ZM55 16H57L58 18L56 19ZM64 16H65V14H64ZM146 16H147V15H146ZM162 16H163V15H162ZM170 16H171V15H170ZM174 16L176 17L177 14H175ZM192 16H191V17H192ZM197 16H198V15H197ZM197 16H196V17H197ZM210 16H211V14H210ZM218 16L223 18V17H224V14H223V16H220V15H218ZM237 16H238V17H237ZM13 17H14V16H13ZM15 17H16V16H15ZM38 17H37V19H38ZM43 17H44L45 19H43ZM53 17H54L56 20H55ZM68 17H69V16H68ZM156 17L153 18V19H156ZM177 17H178V16H177ZM201 17H200V18H201ZM211 17H213V16H211ZM225 17H226V16H225ZM225 17H224V18H225ZM232 17H233V16H232ZM234 17H235V16H234ZM234 17H233V18H234ZM253 17H255V16L253 15ZM21 18H19V19H21ZM34 18H35V17H34ZM34 18L31 19V21H32V20L35 21ZM141 18H142V19H141ZM165 18H166V19H173V16H172L171 18H168V17H164V16H163V19H165ZM178 18H179V17H178ZM178 18H177V20H179ZM180 18H181V21H182V17H180ZM189 18H190V16H189ZM194 18H195V17H194ZM194 18H193V19H194ZM216 18H217V17H216ZM216 18H215V19H216ZM222 18H221V20H222ZM224 18H223V19H224ZM35 19H36V18H35ZM37 19H36V20H37ZM53 19H54L55 21H52ZM163 19H162V20H163ZM166 19H165V20H166ZM195 19H196V18H195ZM198 19H199V18H198ZM202 19H204V18H202ZM202 19H201V21H202ZM213 19H214V18H213ZM230 19H231V17H230L229 19H227V17H226V18L223 20V23L221 22V23L223 24V28H224V26L226 27V26L229 25L231 28L227 27V30H229V29L231 30V29H232V26H231V25H233V23H232V24H229L230 21H231ZM250 19H251V17H250ZM42 20H41V21H42ZM62 20H63V19H62ZM103 20H105L106 23H104L105 21L103 22ZM160 20H161V19H160ZM160 20H159V21H160ZM206 20H205V21H206ZM219 20H220V19L218 18V21H219ZM221 20H220V21H221ZM228 20H229V21H228ZM233 20H234V19H233ZM235 20H236V19H235ZM239 20H237V22H238ZM247 20H248V19H247ZM253 20H254V18H252V21H253ZM259 20H258V21H259ZM20 21H21V20H20ZM31 21H30V22H31ZM51 21H52V23H51ZM166 21H168V20H166ZM166 21H165V23H167ZM171 21H172V20H170L169 23H171ZM185 21H186V20H185ZM195 21H196V20H195ZM201 21L199 20L200 23L203 22V21H202V22H201ZM205 21H204V23H206ZM212 21L214 22V20H212ZM220 21H219V22H220ZM240 21L238 22V23H239L238 25L236 24L237 27L240 26ZM248 21H249L250 26H251V25L254 26V24L258 25L257 23H253V24H252V22L250 23V20H248ZM248 21L245 22V23L243 22L241 26H245V25H243V24H246V23L248 24ZM25 22H27V20H26ZM25 22L22 21V24L25 23ZM28 22H29V20H28ZM28 22H27V23H28ZM30 22H29V23H30ZM38 22H39V21H38ZM38 22H37V23H38ZM100 22H103L104 25H103V24L101 25ZM162 22H163V21H162ZM172 22H176V20H174V21H172ZM219 22H215V23H219ZM235 22H236V21H235ZM235 22H234V23H235ZM237 22H236V23H237ZM5 23H6V22H5ZM33 23L35 24L36 22H33ZM45 23H46V21H45ZM55 23H57V21H56ZM59 23H60V22H59ZM64 23H65V22H64ZM66 23H67V22H66ZM138 23H140V25H141V26L139 25L140 27L138 26ZM179 23H181V22H179ZM185 23H186V22H185ZM196 23H197V22H196ZM200 23H199V24H200ZM221 23H220V24H221ZM30 24H31V23H30ZM39 24H41V23L39 22ZM62 24H63V23H62ZM98 24H100L101 26H103V27H101V28H103L102 30L100 29V27L98 28ZM181 24H183V23H181ZM189 24H191V23H189ZM193 24H194V23H193ZM207 24H208V22H207ZM247 24H246V26H247ZM19 25H21V22H20ZM23 25L25 26L26 23L23 24ZM42 25H43V24H42ZM44 25H45V24H44ZM44 25H43V27H44ZM55 25H56V24H55ZM55 25H53V26H55ZM67 25H68V24H67ZM157 25H158V24H157ZM159 25H160V24H159ZM164 25H165V24H164ZM166 25H167V24H166ZM175 25H177V22H176ZM195 25H196V24H195ZM203 25H204L203 23L201 24V26L198 25V27H200L201 29H200V28H199V29L196 28L197 25H196L195 28H196L197 30H199V31H197V33L199 32L200 34H202V30H203V29H205V30L209 29V30H207V31L204 30V32H205L204 35H205V34H209V36H208V35L205 36V37H207V39L204 37V35H203V36L201 35V37H204V38H205L204 40H207V43H208V38L213 39V37H214V38L216 39L217 37L220 36V33H222V32H221V29H223V28H221V26H220L219 24H218V25H219L220 27H219V26H216V27H213V28H207V29L204 28ZM210 25H211V24H210ZM56 26H57V25H56ZM162 26H163V25H162ZM168 26H169V24H168ZM182 26H183V25H182ZM184 26H185V25H184ZM207 26H208V25H207ZM207 26L205 25V27H207ZM241 26L239 27L240 30H241ZM246 26H245V27H246ZM248 26H249V25H248ZM22 27H23V26H22ZM35 27H36V26H35ZM64 27H65V25H64ZM137 27H139L141 30H138L139 28H137ZM159 27H160V26H159ZM178 27H179V26H178ZM211 27H212V26H211ZM245 27H244V28H245ZM251 27H252V26H251ZM251 27H250V28H251ZM26 28H27V27H26ZM31 28H32V27H31ZM44 28H46V27H44ZM56 28H57V27H56ZM76 28H75V29H76ZM78 28H77V29H78ZM155 28H156V25H155L154 29H155ZM163 28H164V27H163ZM163 28H162V29H163ZM166 28H167V27H166ZM170 28H171V27H170ZM170 28H168V29H170ZM174 28H177V26H176V27L174 26ZM184 28H186V27H184ZM233 28H235V25H233ZM247 28H248V27H247ZM247 28H246V31H247ZM34 29H35V28H34ZM34 29H33V30H34ZM54 29H55V28H54ZM66 29H67V28H66ZM77 29H76V31L78 32L79 29H78V30H77ZM157 29H159V28H157ZM162 29H161V30H162ZM171 29L174 30L173 28H171ZM177 29H178V28H177ZM191 29H192V28H191ZM196 29H194V30H196ZM248 29H249V28H248ZM35 30H36V29H35ZM45 30H46V29H45ZM70 30H71V29H70ZM72 30H73V29H72ZM159 30H160V29H159ZM161 30H160V31H161ZM164 30H166V29H164ZM178 30H179V29H178ZM180 30H181V29H180ZM180 30H179V32H180ZM185 30L187 31V29H185ZM233 30H234L235 33L239 31V30H238V31H237V30L235 31V29H233ZM251 30H252V29H251ZM67 31H68V30H67ZM219 31H220V33H219ZM225 31H226V29H225ZM243 31H244V29H243ZM26 32H27V31H26ZM32 32H33V31H32ZM38 32H39V31H38ZM52 32H54V30H53ZM73 32H75V31H73ZM154 32H155V34H157L156 29L154 30ZM154 32H153V33H154ZM168 32H169V31H168ZM171 32H172V31H171ZM175 32H176V31H175ZM184 32H185V31H184ZM234 32H232V33H234ZM253 32H254V31H253ZM36 33H37V32H36ZM45 33H46V32H45ZM58 33H59V32H58ZM68 33H69V32H68ZM68 33H67V34H68ZM81 33H78V34H81ZM165 33H166V32H165ZM191 33H192V30H191ZM197 33H196V34H197ZM226 33H229V32H228V31H227V32H224V34H226ZM246 33H247V32H246ZM249 33H250V31H249ZM73 34H74V33H73ZM73 34H72V35H73ZM159 34H160V33H159ZM170 34H171V33H170ZM183 34H184V33H183ZM183 34H182V35H183ZM236 34H237V33H236ZM236 34H233V35H236ZM252 34H251V35H252ZM36 35H38V33H37ZM41 35H42V34H41ZM161 35H163V32L160 34V36H161ZM164 35H165V34H164ZM176 35H177V34H176ZM190 35H191V34H190ZM192 35H195V34H192ZM197 35H199V34H197ZM221 35H222V34H221ZM230 35H231V31H230ZM238 35H239V34H238ZM238 35H236L235 38H236ZM242 35H243V37L245 36L243 33H242ZM247 35H249V34H247ZM24 36H25V35H24ZM24 36H23V38H24ZM56 36H57V35H56ZM56 36H55V38H56ZM67 36H68V35H67ZM67 36H66V37H67ZM81 36H82V35H81ZM154 36H155V35H154ZM154 36H153V37H154ZM158 36H159V35H158ZM167 36H168V35H167ZM185 36H186V35H185ZM226 36H228V35L226 34L225 37H226ZM249 36H250V35H249ZM255 36H253V37H255ZM38 37H39V36H38ZM59 37H60V36H59ZM74 37H76V35H75ZM161 37H162V36H161ZM174 37H175V36H174ZM179 37H180V35H179ZM179 37L177 36L176 39H180ZM190 37H191V36H190ZM194 37H195V36H194ZM233 37H234V36H233ZM41 38H42V37H41ZM63 38H64V37H63ZM71 38H72V37H71ZM79 38H80V37H79ZM81 38H83V37H81ZM144 38H145V37H144ZM162 38H163V37H162ZM162 38H161V39H162ZM166 38H167V37H166ZM181 38H182V37H181ZM187 38H188V37H187ZM220 38H221L220 40L223 41V39H222L223 37L220 36ZM231 38H232V37H231ZM231 38H228V39H231ZM24 39H25V38H24ZM56 39H57V38H56ZM61 39H62V38H61ZM73 39H75V38H73ZM159 39H160V37H159ZM163 39H164V38H163ZM189 39H190V38H189ZM189 39H188V40H189ZM200 39H201V38H200ZM202 39H203V38H202ZM210 39H209V40H210ZM218 39H219V38H218ZM233 39H234V38H233ZM238 39H239V38L237 37V39H234L233 41H236V40H238ZM247 39H248V38H247ZM259 39H258V41H259ZM165 40H166V39H165ZM168 40H169V39H168ZM168 40H167V41H168ZM186 40H187V39H186ZM192 40H193V39H192ZM192 40H191V41H192ZM253 40L256 41V38L253 39ZM4 41H5V40H4ZM45 41H44V42H45ZM60 41H61V40H60ZM62 41H63V40H62ZM62 41H61V42H62ZM67 41H68V40H67ZM69 41H68V42H69ZM177 41H178V40H177ZM210 41H211V40H210ZM210 41H209V44H208V45L212 46V48H213V45H212L213 41H212V43H211ZM222 41H220V42H222ZM225 41H226V40H225ZM225 41H224L223 43H227V42H225ZM229 41H230V40H229ZM233 41H232V42H233ZM24 42H25V41H24ZM68 42H67V43H68ZM76 42H75V43H76ZM81 42H82V41H81ZM179 42H180V41H179ZM185 42H186V41H185ZM188 42H190V41H188ZM192 42H193V41H192ZM205 42H206V41H205ZM205 42L202 43V44H204V47L207 46V44H206V46H205ZM214 42H215V41H214ZM217 42H218V41H217ZM217 42H215V45H217V44H216ZM2 43H3V42H2ZM2 43H1V41H0V44H2ZM8 43H11V42H8ZM12 43L14 44V42H12ZM36 43H37V42H36ZM71 43H70L69 45H71ZM77 43H76V44H77ZM162 43H163V41H162ZM175 43H176V42H175ZM181 43H182V42H181ZM181 43H179L180 46H182ZM183 43H184V42H183ZM196 43H197V42H196ZM199 43H200V42H199ZM199 43H197V44H199ZM223 43H221L220 46H222ZM247 43H248V42H247ZM3 44H4V43H3ZM54 44H55V43H54ZM61 44H62V43H61ZM65 44H66V42H65ZM179 44H177V45H179ZM194 44H195V43H194ZM213 44H214V43H213ZM229 44H230L229 46H231V43H230V42H229ZM232 44H233V43H232ZM261 44H262L263 46H262ZM17 45H18V44H17ZM17 45H16V46H17ZM26 45H27V44H26ZM66 45H67V44H66ZM69 45H68V46H69ZM77 45H78V44H77ZM188 45H190V43H189ZM195 45H196V44H195ZM215 45H214V46H215ZM236 45H237V44H236ZM13 46H14V45H13ZM20 46H21V45H20ZM41 46H42V45H41ZM49 46L46 48L47 51L50 49ZM53 46H54V45H53ZM73 46H72L71 48H74ZM162 46H163V45H162ZM165 46H166V45H165ZM220 46H219V47H220ZM223 46H224V45H223ZM223 46H222V47H223ZM229 46H227V47H229ZM42 47H44V46H42ZM45 47H44V48H45ZM77 47H78V46H77ZM184 47H185V46H184ZM188 47H189V46H188ZM207 47H209V46H207ZM216 47H217V46H216ZM219 47H217V48H219ZM227 47L225 46V48H227ZM18 48H19V45H18ZM21 48H22V47H21ZM24 48H27V47H24ZM48 48H49V49H48ZM64 48H65V46H64ZM64 48H63V49H64ZM67 48H68V47H67ZM182 48H183V47H182ZM190 48H193V47L190 46ZM190 48H189V50H190ZM209 48H210V50H211L212 52L209 51V50H207V51H209L210 53H213L212 56L215 55V57H216V54H215L214 52L216 51L217 48L214 49V50H215L214 52H213V49H211V47H209ZM220 48H221V47H220ZM230 48H231V47H230ZM232 48H233V47H232ZM52 49H54V48H51V50H52ZM69 49H70V46H69ZM167 49H168V48H167ZM167 49H166V51H167ZM202 49H203V48H202ZM207 49H208V48H207ZM18 50H19V49H18ZM42 50L45 51L43 48H41V51H42ZM51 50H49V51H51ZM70 50H71V49H70ZM73 50H74V49H73ZM144 50H145V52H143ZM177 50H178V49H176V51H177ZM181 50H182V49H181ZM183 50L185 51V49H183ZM193 50H194V49H193ZM204 50H205V49H204ZM222 50H223V49H222ZM227 50H228V49H227ZM261 50H262V49H261ZM261 50H260V51H261ZM13 51H14V50H13ZM20 51H21V50H20ZM38 51L41 52L40 50H38ZM47 51H46V52H43V53L41 52V53H39V54H44V55H45V54L47 53ZM66 51H67V49H66ZM162 51H163V52H162ZM171 51H172V50H171ZM173 51H175V50H173ZM178 51H179V50H178ZM207 51H203V52H204V53L206 52L205 54H207ZM224 51H226V50L224 49ZM245 51H246V50H245ZM27 52H28V51H27ZM74 52H75V51H74ZM188 52H189V51H186V54H189ZM191 52H192V51H190V53H191ZM193 52H194V51H193ZM216 52H217V51H216ZM227 52H228V51H227ZM229 52H230V51H229ZM229 52H228V54H230ZM231 52H232V51H231ZM24 53H25V52H23V54H24ZM49 53H50V52H49ZM49 53H47V56L49 55ZM51 53H52V52H51ZM75 53H76V52H75ZM143 53H144V54L146 53V55L144 56ZM168 53H170V52H168ZM172 53H173V52H172ZM180 53H181V52H180ZM182 53H183V52H182ZM248 53H249V52H248ZM256 53H255V55H256V57H257V54H256ZM8 54L13 55L14 52H13V53H8ZM170 54H171V53H170ZM170 54H169V55H170ZM175 54H176V53H175ZM239 54H240V53H239ZM245 54H246V52H245ZM245 54H244V56H245ZM252 54H253V53H252ZM16 55H17V53H16ZM16 55L14 54V57H15ZM21 55H22V54H21ZM27 55H28V53H27ZM36 55H37V54H36ZM44 55H41V56H43V58H44V57H45ZM67 55H68V54H67ZM70 55H72L71 52H70ZM114 55H116V56H114ZM117 55L119 56V57H118L119 59L117 58L116 61L113 60L112 57H113V58L115 57V59H116ZM140 55H141V56H140ZM171 55H172V54H171ZM171 55H170V56H171ZM173 55H174V54H173ZM177 55H179V53H178ZM181 55H182V54H181ZM184 55H185V54H184ZM198 55H199V54H198ZM207 55H208V57L211 56V55H209V53H208ZM248 55H249V54H248ZM250 55H251V54H250ZM255 55H252V56H255ZM258 55H259V56H258L257 58L251 56V57H250V58H251V59H250L251 61L249 60V62H248V59H247V60H246V59L244 60V57L242 58V56H240L241 59L238 57V59H239L238 63H239V62L241 63V60H242V59L244 60V63H241V65L243 64V69H242V67H241V69H242L243 71H245L244 74H243V77H239V78H245V77H244L245 73H248V72H249V73H248V76L246 75V78L248 77L247 79H245V80L242 79L243 82H242L241 79H239V78H238L239 81H238V80L236 81V80L234 79L235 77L233 78L234 81H236V83H235V84H236V87H238V88L240 89V90H239V89L237 88L238 91H240V94H238V95L236 96V98H235V96H234V99H232L233 97L231 98V99H232L231 101H233V102H232V105H233V103H234V106L236 107V109L234 108V109L232 110L233 106L231 107V109L228 108L229 110L226 108L225 110H226V111L228 110V111H227L228 113H229V111H234V112L237 111V108H238V111L240 110V111H242V112H243V111L247 112V111L249 110V109L247 110V108H248V107H247V103H248L249 101H251L252 98L254 99L255 96L259 93V91H257V90H258L257 88H256L257 90H255V85H256L257 83H259V82H261V81L264 80V48H263V51H262L261 53H260V52L258 53ZM22 56H23V55H22ZM25 56H26V53H25ZM60 56H61V55H60ZM68 56H69V55H68ZM73 56H74V55H73ZM73 56H70V57H73ZM80 56H81V55H80ZM87 56H88V54H87ZM87 56H85V57L83 56V57H84V61H85L86 59H88V60L90 59V57L88 56L89 58H87ZM186 56H187V55H186ZM203 56H204V54H203ZM212 56H211V60L214 58V57H212ZM226 56H227V55H226ZM228 56H229V55H228ZM11 57H12V56H11ZM20 57H21V56H20ZM26 57H27V56H26ZM26 57H24L23 59H26V60H27L28 57H27V58H26ZM35 57H37V56H35ZM39 57H40V56H39ZM70 57H69V59H70ZM166 57H167V56H166ZM194 57H197V56L194 55ZM204 57H205V56H204ZM206 57H207V56H206ZM218 57H219V56H218ZM245 57H246V58H249V56H248V57L245 56ZM9 58H10V56L8 57V60H9ZM12 58H13V57H12ZM18 58H19V56H18ZM21 58H22V57H21ZM21 58H20V59H21ZM43 58H40V59L38 58V61H40V60L43 59ZM47 58H50V57L48 56ZM79 58H80V57L78 56V61H77V62H80V63L78 64L77 62H75V64H77V65H76V66H73V67H75V68H73V69H75V71H76V67H77V68H80V67L83 68V67L86 65V64H85V65L83 64L84 61H83V63H81V60H80ZM168 58L170 59V57H168ZM171 58H172V56H171ZM187 58H188V57H187ZM216 58H217V57H216ZM252 58H254V59H252ZM13 59H14V58H13ZM35 59H36V58H35ZM62 59H63V58H62ZM65 59H66V58H65ZM188 59H189V58H188ZM196 59H197V58H196ZM196 59H194L193 61H197V60H199V59H197V60H196ZM206 59H207V58H206ZM218 59H219V58H218ZM36 60H37V59H36ZM44 60H46V58H44ZM44 60H41V61H43V63H46V65L48 66V62H49V60H47V62H44ZM60 60H61V59H60ZM72 60H73V59H72ZM74 60H75V59H74ZM88 60H86V63L88 62ZM94 60H93V62H92V58H91V60H89V61L92 62V63H94ZM209 60H210V59H209ZM6 61H7V60H6ZM22 61H23V60H22ZM24 61H25V60H24ZM41 61H40V62H41ZM233 61H234V59H233ZM7 62H8V61H7ZM40 62H39V63H40ZM90 62H89V63H90ZM201 62H202V61H201ZM222 62H223V61H222ZM8 63H9V62H8ZM59 63H60V62H59ZM66 63H67V61H66ZM68 63H69V62H68ZM95 63H94V64H91V63H90L89 66L86 65V67L88 66L87 68H89L90 66H92L91 68H93V66H94V68H95V67H97V66L95 65ZM170 63H171V64H170ZM174 63H176V62H173V64H174ZM209 63H210V62H209ZM226 63H227V62H226ZM228 63H229V62H228ZM231 63H232V62H231ZM240 63H239V64H240ZM5 64H6V63H5ZM19 64H20V65H19ZM22 64H23V62H22ZM22 64H21V62H19V61H18V62L15 61L13 64H11L12 67L9 66V67H11V68H10V73H11V75H13V76L16 77V78H14V79H15V82H16L17 79H18V80H19V83H18V84H20V85H21V82H23V80L28 76V73H27L28 71L26 72V68H27V67H26L25 70H24V68H23L24 66L22 67ZM26 64H27V63H26ZM26 64H24V65H26ZM34 64H35V63H34ZM69 64H70V63H69ZM69 64H68V65H69ZM87 64H88V63H87ZM200 64H202V63H200ZM211 64H213V63H211ZM211 64H210V66H211ZM7 65H8V64H7ZM30 65H32V64H30ZM36 65H37V63H36ZM39 65H41V64H39ZM49 65H50V64H49ZM52 65H53V64H52ZM57 65H58V64H57ZM59 65H60V64H59ZM171 65H172L173 67H170ZM234 65H235V64H234ZM5 66H6V65H5ZM33 66H34V65H33ZM78 66H79V67H78ZM194 66H195V65H194ZM227 66H228V65H227ZM239 66H240V65H239ZM31 67H32V66H31ZM35 67H36V66H35ZM236 67H237V66H236ZM38 68H41V69H42L43 67H42V66H41V67L38 66ZM38 68H37V70H38ZM71 68H72V67H71ZM82 68H81V69H78V70H82ZM87 68H83V69H85V72H86V69H87ZM94 68H93V69H94ZM191 68H192V67H191ZM215 68H216V67H215ZM239 68H240V67H239ZM28 69H29V68H28ZM32 69L35 70L36 68L32 67ZM41 69H39V70H40V71H39L40 74H41ZM46 69H47V67H46ZM51 69H52V68H51ZM55 69H57V68H55ZM59 69H60V68H59ZM171 69H172V70H171ZM198 69H199V68H198ZM43 70H45V69L43 68ZM64 70H65V69H64ZM66 70H67V69H66ZM88 70H90V72H92V69H88ZM96 70H97V69H96ZM6 71H7V70H6ZM30 71H31V70H30ZM30 71H29V72H30ZM46 71L49 72L48 69L45 70V72H46ZM53 71H54V70H53ZM97 71L99 72V70H97ZM116 71H118V72H117L118 74H119V72H120V73H123V74H124V72H125V73H127L128 75H129L132 71H134V74H135V75H131L130 77H127L125 80H124V78H123V79H120V78H119L120 80H118V78L115 76ZM172 71L175 73V75H174V73H173ZM175 71H176V72H175ZM206 71H207V70H206ZM213 71H214V69H213ZM33 72H34V76H33V77L36 78V79H34L35 81H34V80H33V81L36 82V81H37V77L39 78V77H40V76H39L40 74H38L37 76H35V74H36L37 72H36V71H33ZM33 72H32V73H33ZM42 72H43V71H42ZM48 72H46L45 74H47ZM67 72H68V71H67ZM73 72H74V71H73ZM79 72H81V71H79ZM79 72H78V73H79ZM95 72H96V71H95ZM135 72H137V73H135ZM214 72H215V71H214ZM239 72H240V71H239ZM25 73L27 74V76H26ZM49 73H50V72H49ZM49 73H48V74H49ZM54 73H55V72H54ZM70 73H71V72H70ZM83 73H84V70H83ZM86 73L88 74V72H86ZM93 73H94V71H93L91 74H93ZM96 73H97V72H96ZM99 73H100V72H99ZM101 73H100V74H101ZM104 73H103V74H104ZM117 73H116V75H118ZM132 73H133V72H132ZM132 73H131V74H132ZM197 73H198V72H197ZM216 73H217V72H216ZM237 73H238V71H237ZM45 74L43 75V73H42L41 75H42V76H46ZM55 74H56V73H55ZM72 74H73V73H72ZM72 74H70V75H72ZM75 74H77V72H76ZM81 74H82V73H81ZM84 74H85V73H84ZM84 74H83V75H84ZM87 74H86V75H87ZM100 74H98V75L95 74V75H94L95 77L93 76V78L96 79V76H99ZM127 74H126V75H127ZM178 74H179V73H178ZM200 74H201V73H200ZM218 74H219V73H218ZM229 74H231V73H229ZM238 74H239V73H238ZM67 75H68V74H67ZM206 75H207V74H206ZM208 75H210V74H208ZM214 75H215V74H214ZM214 75L212 74V76H214ZM42 76H41V77H42ZM47 76H50V75H47ZM60 76H61V75H60ZM60 76H59V77H60ZM72 76H73V75H72ZM81 76H82V75H81ZM81 76H80V78H81ZM101 76H102V75H101ZM120 76H121V75H120ZM120 76H118V77H120ZM179 76H180V75H179ZM199 76H200V75H199ZM203 76H204V74H203ZM237 76H238V75H237ZM239 76H240V75H239ZM31 77H32V76H30V78H31ZM41 77H40V82H41V80H42L41 83H43V81H44L43 79H45V78L42 77V78H43V79H42ZM59 77H58V78H59ZM66 77H69V76H66ZM82 77H83V76H82ZM88 77H89V75H88ZM88 77H87L86 80H88ZM200 77H202V76H200ZM8 78H9V77H8ZM30 78L28 77V79H30ZM49 78H50V77H49ZM77 78H78V76H77ZM93 78H91V79H93ZM172 78H173V79H172ZM181 78H182V77H181ZM205 78H206V77H205ZM207 78H208V77H207ZM215 78H217V76L214 77V79H215ZM31 79H33V78H31ZM31 79L29 80V81H30V84H31V85H34V84H32L33 82L31 83ZM46 79H47V78H46ZM55 79H56V78H55ZM78 79H79V78H78ZM83 79H84V78H83ZM100 79H102V78H100ZM170 79H171V81H170L171 84L169 83V80H170ZM212 79H213V78H212ZM212 79H210V80H212ZM233 79H231V80H233ZM236 79H237V78H236ZM10 80L12 81V79H10ZM26 80H27V78L25 79V82H26V85H27V81H26ZM50 80H51V79H50ZM69 80H71V79H69ZM72 80H73V79H72ZM74 80H76V79L74 78ZM97 80H98V79H97ZM104 80H105L106 83L104 82ZM206 80H207V79H206ZM208 80H209V79H208ZM217 80H218V79H217ZM3 81H5V80H2V82H3ZM7 81H8V80H7ZM20 81H21V82H20ZM47 81H48V80H47ZM53 81H54V80H53ZM57 81H59V79H57ZM57 81H56V83H57ZM66 81H67V78H66ZM83 81H84V80H83ZM92 81H94V80H92ZM177 81H178V78H177ZM190 81H191V80H190ZM200 81H202V80H200ZM215 81H216V79H215ZM5 82H6V81H5ZM12 82H14V80H13ZM25 82H24V83H25ZM50 82H51V81H50ZM61 82H63V81H61ZM67 82H68V81H67ZM75 82H76V81H74V83H75ZM95 82H96V80H95ZM99 82H101V81H99ZM204 82H205V81H204ZM222 82H223V81H222ZM240 82H241V83H240ZM54 83H55V82H54ZM65 83H66V82H65ZM70 83H72V82L70 81V82L66 83L67 86H66L65 84H63V86L65 85V89H66V90H67V89H70L71 87L79 88L78 86H80V85L75 86V85L72 84L73 86L71 85V87H70V86H68V85H70ZM76 83H78V82H76ZM76 83H75V84H76ZM90 83H91V82H90ZM97 83H98V82H97ZM97 83H95V84H97ZM127 83H128V85H127ZM168 83H169V84H168ZM176 83H177V82H176ZM178 83H179V82H178ZM205 83H206V82H205ZM209 83H210V82H209ZM209 83H208V84H209ZM230 83H231V84H234V82L232 83L231 81H230ZM3 84H4V83H3ZM11 84H12V83H11ZM14 84H15V83H14ZM35 84H36V83H35ZM80 84H81V83H80ZM83 84H84V83H83ZM95 84H94V86H95ZM167 84H168V85H172L171 87H173L174 89H170V90H169L170 86H169L168 88H166ZM179 84H180V83H179ZM199 84H200V83H199ZM235 84H234V85H235ZM259 84H260V83H259ZM26 85H25V86H26ZM28 85H29V84H28ZM38 85H40V84H39V81H38ZM49 85H50V84H49ZM86 85H87V84H86ZM100 85H101V84H100ZM176 85H177V84H176ZM181 85H182V84H181ZM191 85H192V84H190L189 86H191ZM203 85L205 86V84H203ZM257 85H258V84H257ZM257 85H256V86H257ZM260 85H261V84H260ZM29 86H30V85H29ZM29 86H28V87H29ZM41 86H42V89H43V87H44L43 84H42ZM45 86H47V85H45ZM53 86H54V85H53ZM53 86H52V87H53ZM58 86H59V84H58ZM20 87H21V86H19V89H20ZM23 87H24V86H23ZM33 87H34V86H33ZM35 87H37V86H35ZM66 87H68V88H66ZM80 87L83 88L84 86H80ZM88 87H89V86H88ZM105 87H104V89H105ZM201 87H202V85H201ZM205 87H206V86H205ZM217 87H218V86H217ZM233 87H234V86H233ZM24 88L27 90L26 87H24ZM37 88H38V87H37ZM39 88H40V86H39ZM39 88H38V89H39ZM82 88H81V89H82ZM95 88H96V87H95ZM95 88L93 87V88H91V89H90V88H88V89H89V90H92V89H95ZM100 88H101V89H100ZM107 88H106L105 91H107ZM165 88H166V89H165ZM202 88H203V87H202ZM234 88H235V87H234ZM234 88H233V89H234ZM12 89H13V88H12ZM15 89H16V88H15ZM15 89H14V90H15ZM21 89L23 90L22 87H21ZM21 89H20V92H22ZM25 89H24V90H25ZM29 89H31V88L29 87ZM40 89H41V88H40ZM79 89H80V88H79ZM83 89H84V88H83ZM83 89H82V91H83ZM128 89H129V90H128ZM167 89H168V90H167ZM235 89H236V88H235ZM8 90H9V89H8ZM10 90H11V89H10ZM26 90H25V91H26ZM72 90H73V88H72ZM72 90H71V91H72ZM74 90H75V88H74ZM74 90H73V91H74ZM76 90H78V89H76ZM99 90H101V92H102L103 88H102V87H99ZM150 90H151V91H150ZM178 90H179V91H178ZM4 91H5V90H4ZM28 91H29V90H28ZM33 91H34V89L32 90V92H33ZM35 91L37 92V90H35ZM39 91H40V90H39ZM48 91H49V90H48ZM67 91H68V90H67ZM78 91H79V90H78ZM78 91H77V93H79ZM87 91H88V90H87ZM93 91H94V90H93ZM148 91H150L151 94L153 93V94H152V97H151L150 94L147 95V92H148ZM219 91H220V90H219ZM12 92H13V91H12ZM26 92H27V91H26ZM32 92H31V93H32ZM45 92H46V91H45ZM64 92H66V91H64ZM64 92H63V93H64ZM68 92H69V95H70L71 92H70V91H68ZM68 92H66V93H68ZM90 92H91V91H90ZM103 92H104V91H103ZM183 92L185 93V90H184ZM256 92H258V93H256ZM4 93H5V92H4ZM10 93H11V92H10ZM23 93H24V94H27V93H25V92L23 91V92L21 93L20 96H22ZM29 93H30V92H29ZM31 93H30V94H31ZM33 93H34V92H33ZM39 93L41 94V92H39ZM47 93H48V92H47ZM74 93H75V92H74ZM92 93H93V92H92ZM94 93H95V95L97 94L96 92H94ZM94 93H93V94H94ZM104 93H106V92H104ZM124 93H125V94H124ZM230 93H231V92H230ZM230 93H229V94H230ZM233 93H234V92H233ZM236 93H237V92H235V94H236ZM238 93H239V92H238ZM261 93H262V92H261ZM16 94H17V93H16ZM19 94H20V93H19ZM24 94H23V95H24ZM42 94H43V92H42ZM42 94H41V95H42ZM88 94H91V93L88 92ZM227 94H228V93H227ZM235 94H233V95H235ZM263 94H264V93H263ZM28 95H29V94H28ZM28 95H25L26 98H25V97H24V98L27 99V98H28V97H27ZM31 95H32V94H31ZM35 95H38V92H37V94H35ZM41 95H39L38 98H36V99L39 100V98H40ZM44 95H45V94H44ZM44 95H43V96H44ZM50 95H51V94H50ZM71 95H72V93H71ZM71 95H70V96H71ZM79 95H80V94H79ZM79 95H78V96H79ZM85 95H86V94H85ZM101 95H102V94H101ZM115 95H116V96H115ZM158 95H159V94H158ZM203 95H205V94H203ZM224 95H225V94H224ZM230 95H231V94H230ZM6 96H9V93H8V95L6 94ZM16 96L18 97V95H16ZM48 96H49V95H48ZM57 96H58V95H57ZM59 96H61V94H60ZM59 96H58V97H59ZM67 96H68V95H67ZM70 96H69V97H70ZM83 96H84V95H83ZM90 96H91V95H90ZM90 96H89V97H90ZM97 96H98V94L94 97V98H96L95 100H93V99L91 98L92 101H94V102L92 103V101H91L92 104H91V103H90V104L93 105L94 109H95V108H96V109H99V108H97V105L100 106V104H98V102H100V101L97 100ZM102 96H103V95H102ZM105 96H104V97H100V98H102V100H103V99L105 100V99H106ZM132 96H133V97H132ZM164 96H165V95H164ZM164 96H163V97H164ZM199 96H200V95H199ZM206 96H207V93H206ZM10 97L13 98V96H12L11 94H10ZM22 97H23V96H22ZM22 97H19V98H20V101H21V98H22ZM30 97H31V96H30ZM30 97L28 98V100L30 99ZM50 97H51V96H50ZM50 97H49V98H50ZM65 97H66V96H63L62 98L65 99ZM71 97H72V96H71ZM71 97H70V98H71ZM81 97H82V96H81ZM84 97H85V96H84ZM84 97H83V98H84ZM91 97H92V96H91ZM148 97H150V98H148ZM160 97H161V93H160ZM201 97H202V96H201ZM218 97H219V96H218ZM263 97H264V96H263ZM6 98H7V97H6ZM6 98L4 97V99H6ZM19 98H18V99H19ZM24 98H23L22 100L25 102L26 100H25ZM41 98H42V99H43V98L46 99L47 97L44 96V97H41ZM41 98H40V99H41ZM70 98L67 97V99H66V100H67V103H68L69 101H70V102H72V101L74 102V101H75V100L70 99ZM73 98L75 99V96H74ZM86 98H87L88 100H90V99L88 98V96H87ZM86 98H84V100H85ZM110 98H107V101H108V103L111 104L112 102H109V101H111V100H109ZM142 98H141V99H142ZM151 98H152V99H151ZM154 98H155V99H153V101H154V100L156 101V98L159 99L158 96H157V97H154ZM181 98H182V97H181ZM181 98H180V99H181ZM202 98H203V97H202ZM214 98H215V97H214ZM258 98H259V97H258ZM8 99H9V98H8ZM18 99H17V100H18ZM34 99H35V98H34ZM42 99H41V101L39 100L38 103H41V102H42ZM59 99H60V98H59ZM76 99H77V97H76ZM87 99L85 100L86 102H87ZM134 99H135V98H134ZM144 99H146V98L144 97ZM158 99H157V100H158ZM161 99H162V97H161ZM171 99H172V100H171ZM256 99H257V98H256ZM2 100H3V99H2ZM2 100H1V101H2ZM17 100H16V101H17ZM28 100L26 101L27 103H28ZM31 100H32V99H31ZM47 100H48V99L43 100V101H47ZM71 100H72V101H71ZM77 100H78V99H77ZM102 100H101V101H102ZM104 100L102 101L103 103H104ZM128 100L130 101V99H128ZM131 100H132V99H131ZM150 100L147 101V103H149ZM159 100H160V99H159ZM183 100H184V99H183ZM202 100L205 101V103H206V101H207V99L204 100V98H203ZM210 100H211V99H210ZM210 100H209V102H210ZM217 100H218V99H217ZM222 100H223V99H222ZM257 100H259V99H257ZM6 101H7V99H6ZM16 101H14V102H16ZM35 101H36V100H35ZM79 101H81V100L79 99ZM79 101H76V102H78V104L87 105V103H86L85 101H81L80 103H79ZM107 101H105V103H107ZM113 101H114V100H113ZM139 101H140V100H139ZM139 101H138V102H139ZM155 101H154V103H155ZM163 101H165V97H164V100H163ZM231 101H230V103H231ZM255 101H256V100H255ZM9 102H10V101H9ZM17 102H18V101H17ZM24 102H22L23 105H24ZM29 102H30V105L33 103V101H29ZM47 102H48V101H47ZM47 102H46V103H47ZM59 102H60V101H59ZM61 102H62V101H61ZM70 102H69V103H70ZM73 102H72V103H73ZM82 102H85V103H82ZM88 102H89V101H88ZM127 102H128V101H127ZM151 102H152V101H151ZM181 102H182V99H181L180 103H181ZM185 102H186V101H185ZM185 102H184V103H185ZM22 103H21V104H22ZM36 103H37V102H35V104H36ZM38 103H37V105H39ZM42 103H43V102H42ZM44 103H45V102H44ZM44 103H43V104H44ZM52 103H53V102H52ZM72 103H70V104L72 105ZM103 103H102V104H103ZM142 103L145 104V102H142ZM142 103H141V101H140V104H142ZM147 103H146V104H147ZM158 103H159V102H158ZM158 103H156V104H158ZM160 103H162V102L160 101ZM184 103L182 102L183 105L180 104V106H181L182 108H181L180 106H179V108H181V109H184L185 107L187 108V106L184 105ZM187 103H189V102H187ZM187 103H186V104H187ZM203 103H204V102H203ZM203 103H202V101H201V104H200V105H202ZM211 103H212V101H211ZM230 103H229V104H230ZM254 103H255V102H254ZM260 103H262V102H260ZM260 103H258V104H260ZM263 103H264V101H263ZM6 104H7V103H6ZM11 104H12V103H11ZM28 104H29V103H28ZM33 104H34V103H33ZM33 104H32L31 106L34 107ZM76 104H77V103L74 102V105H75V106H77ZM102 104H101V105H102ZM131 104H132V103H131ZM133 104H134V103H133ZM137 104H138V103H137ZM144 104H143V105H144ZM156 104H155V105L153 104L154 106L152 105V103H151L152 106L149 105V106H150L149 108H152V109L155 108V109H153V110L149 109L148 113H150V115H151L150 118H153L152 116H155L154 118L157 119L158 117H156V116H159V113H160V112H165V111H166V108L168 107V106H167V107L165 106V105H166V103H165V105H164V106L166 107L165 110H164V111H161V110H160L159 113L156 112V114H158V115H156V114L154 115V113L152 114L150 111H153V112H155L156 110L158 111V108H157L158 105H156ZM163 104H164V103L160 104L159 107H160L161 105H163ZM167 104H170V103L167 102ZM175 104H174V105H175ZM209 104H210V103H209ZM4 105H5V104H4ZM13 105L15 106V105H17V103H16V104H13ZM37 105H36V106H37ZM41 105H42V104H41ZM61 105H62V104H61ZM65 105H66V102H65ZM67 105H68V104H67ZM71 105H70V107H71ZM114 105H113V106H114ZM135 105H136V104H135ZM135 105H134V106H135ZM147 105H148V104H147ZM174 105H173V106H174ZM177 105H178V104H177ZM205 105H206V104H205ZM224 105H225V104H224ZM254 105H255V104H254ZM254 105H251V106L254 107ZM263 105H264V104H263ZM5 106H7V105H5ZM5 106H4V107H5ZM14 106H12V107H14ZM18 106H19V105H18ZM26 106H27V105H26ZM43 106H44V105H43ZM52 106H53V105H52ZM78 106H79V105H78ZM126 106H127V104H126ZM145 106H146V105H145ZM156 106H157V107H156ZM170 106H171V105H170ZM184 106H185V107H184ZM203 106H204V105H203ZM207 106H208V104H207ZM217 106H218V105H217ZM229 106H230V105H229ZM255 106H256V105H255ZM260 106H261V105H260ZM4 107H3V108H4ZM9 107H10V106H9ZM20 107H22V106H20ZM33 107H31V109H34ZM50 107H51V106H50ZM67 107H68V106H67ZM79 107H80V106H79ZM82 107H83V108H86V107H89V106H86V107H85V106H82ZM101 107H102V109H101V111H102V110H105L108 106H107L105 109H103L104 105L101 106ZM101 107H100V108H101ZM124 107H125V106H124ZM124 107H122L121 109H123ZM127 107H129V106H127ZM127 107H126V108H127ZM140 107H141V105H140L139 107H137V105H136V108H140ZM147 107H148V106H147ZM171 107H172V106H171ZM171 107H169V108H171ZM189 107H190V106H189ZM208 107H209V106H208ZM208 107H207V109H208ZM212 107H213V106H212ZM221 107H222L221 109H224V107H226V106H224V107L221 106ZM227 107H228V106H227ZM5 108H7V107H5ZM24 108H25V110H26V107H24ZM35 108H36V107H35ZM41 108H42V106H41ZM51 108H52V107H51ZM62 108H63V106H62ZM68 108H69V107H68ZM72 108H73V107H72ZM72 108H69V109H70V110H69L70 113H71V109H72ZM91 108H92V106H91ZM91 108H90V109H91ZM108 108H109V107H108ZM108 108H107V109H108ZM110 108H109L108 110H110ZM129 108H131V107H129ZM162 108H164V107H162ZM162 108H160V109H162ZM172 108H173V107H172ZM186 108H185V109H186ZM200 108H201V107H200ZM216 108H218V107L211 108V110H214V111H215ZM219 108H220V107H219ZM257 108H258V107H257ZM10 109H11V108H10ZM12 109H13V108H12ZM27 109H29V108H27ZM73 109H74V108H73ZM87 109H88L89 112H90V109H89V108H86V110H87ZM121 109H119V110H121ZM134 109H135V107H134ZM141 109H143V108H141ZM174 109H175V108H174ZM181 109H180V112H177V113H183L182 111L185 112L188 108H187L186 110H182V111H181ZM202 109H205V106H204ZM209 109H210V107H209ZM261 109H262V108H261ZM5 110H6V109H5ZM14 110H15V109H14ZM16 110H17V109H16ZM34 110H35V109H34ZM36 110H37V109H36ZM83 110H84V109H83ZM86 110H85V111H86ZM88 110H87V112H85L86 115H87V113H88ZM92 110H93V108H92ZM99 110H100V109H99ZM108 110L105 111V112H107V113L110 114V112H109ZM123 110H124V109H123ZM132 110H133V108H132ZM135 110H136V109H135ZM135 110H134V111H131L130 109L127 108V111H129V115H131L130 113L135 112ZM154 110H155V111H154ZM162 110H163V109H162ZM175 110H176V109H175ZM189 110H190V109H189ZM211 110H207V113H208V114L206 113V115H208V117H207V116H206V117H207L208 119H209V117H211L210 113L212 114V112L209 113L208 111H211ZM218 110L222 113V115L225 113L223 110H222V111H221L220 109H218ZM253 110H254V109H253ZM0 111H1V110H0ZM17 111H18V110H17ZM21 111H22V110H21ZM30 111H31V110H30ZM41 111H42V110H41ZM55 111H56V110H55ZM62 111H63V109H62ZM64 111L66 112V109H64ZM64 111H63V113H65ZM80 111H81V110H80ZM93 111H94V110H93ZM111 111H112V109H111ZM121 111H122V110H121ZM124 111H126V109H125ZM124 111L121 112V114L123 113L122 115L125 116ZM127 111H126V114H127ZM130 111H131V112H130ZM136 111H137V110H136ZM140 111H141V112H140ZM169 111H170V110H169ZM169 111L167 110V112H165V114L167 115V113H168ZM171 111H172V110H171ZM173 111H174V110H173ZM177 111H179V110L177 109ZM203 111H204V112H203ZM238 111H237V112H238ZM254 111H255V110H254ZM254 111H253V112L251 111V112L254 113ZM256 111H258V110L256 109ZM259 111H260L259 114H262V115H263L262 112H263L264 110H262V112H261V110H259ZM5 112H6V111H5ZM12 112H13V111H12ZM19 112H20V111H19ZM24 112H25V111H24ZM28 112H29V111H28ZM31 112H32V111H31ZM49 112H51V111H49ZM52 112H54V111L52 110ZM82 112H84V111H82ZM97 112H98V111L95 110L93 113L90 112L91 115H87V116L84 114V115H85L84 117H81V116L78 115L79 117H81V119L83 118L82 121H84V124H85V126H86V128H87V129H86V128L83 126L86 130H85L84 132H82V135H81L80 137L77 136V137H79V139H77V140L79 141V144H77L78 147H79V145H80V146H82V148H83V147L86 145V143H87V139H88L86 136L89 135V133H88V135H86V134H87V133H86L87 131L90 132V131L92 130V131H93V132H92L93 134H91V135L94 136L95 139H96V136H97V135L95 136L96 133L94 132V130H97V128H98V130L101 132V130L99 129L101 126H100L99 124H101V122L103 123L104 120L102 121V120H100V119L103 117V115H104L105 113H104V111H103V115H102V112H101V114H99L100 112H98V113H97ZM112 112H113V111H112ZM137 112H138V113L140 112V113H139V114H141V115H139L140 118H142V117L144 118L145 114L142 112V110H138ZM144 112H145V111H144ZM187 112H188V114H189V111H188V110H187L185 113H187ZM201 112H202V115H204L205 112H206V109H205V110H201V109H200V113H201ZM220 112H219V113H220ZM227 112H226L225 116L227 115V117H228ZM234 112H233V113L230 112V113H231L232 115H233V114H236V113H234ZM2 113H4V112L2 111ZM2 113H1V114H2ZM7 113H8V112H7ZM25 113L27 114V112H25ZM34 113H35V112H34ZM37 113H38V112H37ZM47 113H48V112H47ZM55 113H57V111H56ZM63 113H61V115H63ZM80 113H81V112H80ZM135 113H136V112H135ZM135 113H134V114H135ZM138 113H137V114H138ZM145 113H146V112H145ZM216 113H217V112L215 111V112L213 113V115H214V114L216 115ZM219 113L217 114L218 116H220ZM221 113H220V114H221ZM230 113H229V114H230ZM239 113H240V112H239ZM243 113H244V112H243ZM243 113H240V114H241V117H240V118H242V119L245 118L244 115L246 114V113H245V114H243ZM249 113H250V110H249L248 114H246V116H248ZM252 113H250V114L252 115ZM13 114H14V113H13ZM26 114H25V115H26ZM57 114H58V113H57ZM59 114H60V113H59ZM59 114L56 115V116H59ZM109 114H108V115L105 114V116H107V118H108V117H109ZM111 114H112V113H111ZM111 114H110V115H111ZM134 114H133L134 117L137 116L136 114H135V115H134ZM165 114H163L162 116H164ZM168 114H169V113H168ZM171 114H172V112H171ZM188 114H186V116H187ZM231 114H230V115H231ZM254 114H257V112L254 113ZM259 114H258V115H259ZM6 115H7V114H6ZM6 115H5V116H6ZM21 115H22V113H21ZM31 115H32V114H31ZM47 115H49V113H48ZM51 115H52V114H51ZM61 115H60L59 118H61ZM71 115H72V114H71ZM71 115H67V116H71ZM80 115H81V114H80ZM82 115H83V114H82ZM100 115H102V117H101ZM129 115H127L126 117L128 118ZM147 115H149V114H146L145 117H146V120L149 121L150 118L148 119V116H147ZM189 115H190V114H189ZM213 115H212V116H213ZM230 115H229V116H230ZM232 115H231V117H232ZM242 115L244 116V118H243ZM1 116H2V115H1ZM7 116H8V115H7ZM23 116H24V115H23ZM26 116L30 117V115H26ZM32 116H33V115H32ZM64 116H66V114H64ZM67 116L64 117V121H66V120L68 121V120L71 118V117L68 118ZM76 116H77V115H76ZM78 116L76 117V118H78V119H77L78 121L75 120L76 118H75L74 116H73L74 119H73V117H72V119L74 120V123H75V121H76V125H78L79 120L81 121V119H80ZM105 116H104V118H105ZM116 116H115V117H116ZM119 116H121V115L119 114ZM124 116H123V119H124V120H123V119H122V120H123V121H126L125 119H127V118H125ZM133 116H132V117H133ZM139 116H137V118H138ZM162 116H161V117H162ZM174 116H175V114H174ZM177 116H178V115L176 114L175 118H174V117H173V118L176 119ZM196 116H197V115H196ZM225 116H224V117H225ZM236 116H237V114H236ZM48 117H50V116H48ZM48 117H47V118H48ZM100 117H101V118H100ZM165 117H167V116H165ZM204 117H205V116H204ZM206 117H205V118H206ZM214 117H215V116H214ZM216 117H217V116H216ZM220 117H221V116H220ZM220 117H218V118L220 119ZM227 117H225V119H226ZM233 117L235 118V115H233ZM255 117H257V116H255ZM255 117H254L253 120H255V123H256V119H255ZM259 117H260V116H259ZM31 118H32V117H31ZM52 118H53V116H52ZM52 118H51V119H52ZM55 118L58 119V117H55ZM55 118H53V119H55ZM65 118H68V119L65 120ZM99 118H100V119H99ZM104 118H103V119H104ZM107 118H106V119H107ZM117 118H119V117H117ZM120 118H122V117H120ZM120 118H119V119H120ZM135 118H136V117H135ZM135 118H134V119H135ZM137 118H136V119H137ZM154 118H153V119H154ZM167 118H169V117H167ZM178 118H180L181 120H182L183 118L185 119V115L183 116V114H182L181 117L178 116L177 119H178ZM190 118H191V117H189V119H190ZM197 118H198V117H197ZM207 118H206V120H207ZM221 118H223V117H221ZM236 118H237V120L239 119L238 116H237ZM236 118H235V119H236ZM247 118H248V117H247ZM247 118H246V119H247ZM9 119H10V120H13V119H11V118H9ZM9 119H7V117H6L5 120L8 121ZM20 119H21V118H20ZM20 119H19V120H20ZM26 119H27V117H26V118L23 117V119H21V120H23V122H24V121H26ZM62 119H63V117L61 118V120L59 119L60 122H61V121L64 122ZM72 119H71V121H68V122L71 123V122H72ZM106 119H105V120H106ZM109 119L111 120V118H109ZM129 119H130V116H129ZM129 119H128V120H129ZM163 119H164V117H163ZM180 119H179V122H180ZM187 119H188V118H187ZM193 119H194V118H192L191 120L194 121V120H198L199 118H198V119H194V120H193ZM230 119H231V118H230ZM230 119H228L229 121H227V123H228V122L230 123ZM232 119H233V118H232ZM232 119H231V120H232ZM235 119H234V121H236ZM250 119H251V118H250ZM16 120H17V119H16ZM27 120H28V119H27ZM117 120H118V119H117ZM132 120H133V119H132ZM138 120H139V118L137 119V121H138ZM142 120H143V119H142ZM142 120H140V121H142ZM144 120H145V118H144ZM158 120H159V119H158ZM160 120H161V119H160ZM168 120H169V119H168ZM168 120H167V123L170 124V123L168 122ZM170 120H171V119H170ZM258 120H259V119H258ZM262 120H263V118H262ZM262 120H261V121H262ZM43 121H45V120H43ZM50 121H51V120H50ZM82 121H81V122H82ZM106 121H109V120L107 119ZM120 121H121V120H120ZM120 121H118V122H120ZM129 121H130V120H129ZM147 121H146V122H147ZM153 121H154V122H153ZM153 121L151 120V122H150V121H149V122H150V123H153V124H156V123H155V120H153ZM161 121H162V120H161ZM164 121H165V120H164ZM171 121H172V120H171ZM174 121H176V120H174ZM182 121H185V120H182ZM182 121H181V122H182ZM189 121H190V120H189ZM189 121H185V123H187V122L189 123ZM203 121H205V120H203ZM203 121H202V119L200 120V122H199V120H198V122H199L200 124H201V123L204 124ZM224 121H226V120H224ZM239 121H241V119H239L237 122L239 123ZM242 121H243V120H242ZM244 121H245V119H244ZM17 122H18V121H17ZM40 122H41V121H40ZM54 122L56 123L57 121L53 120V125H54ZM60 122H59V123H60ZM62 122H61V125H63ZM81 122H79V125H80ZM110 122H113V121H110ZM130 122H131V121H130ZM138 122H139V121H138ZM138 122L135 121V123H138ZM142 122H143V121H142ZM194 122H195V121H194ZM194 122H193V123H194ZM218 122H219V120H218ZM221 122H222V121H221ZM232 122H233V121H232ZM232 122H231L230 124H232ZM250 122H251V121H250ZM34 123H35V122H34ZM64 123L66 124V122H64ZM74 123H73V126H74ZM107 123H108V122H107ZM107 123L105 122L104 124L106 125ZM123 123H124V122H123ZM127 123H128V121H127ZM132 123H134V122H132ZM177 123H178V120H177ZM195 123H197V122H195ZM199 123H198V125H200ZM229 123L227 124L228 126H229ZM233 123H234V122H233ZM243 123H244V122H243ZM252 123H253V122H252ZM259 123H260V122H259ZM262 123H263V122H262ZM262 123H261V124H262ZM16 124H17V123H16ZM18 124H19V123H18ZM21 124H22V123H21ZM45 124H46V123H45ZM56 124H57V123H56ZM56 124H55V125H56ZM65 124H64V125H65ZM68 124H69V123H68ZM68 124H67L66 126H69V125H70V124H69V125H68ZM97 124H98L99 127H97ZM104 124H102V126H103ZM119 124H121V123H119ZM124 124H125V123H124ZM128 124H129V123H128ZM130 124H131V123H130ZM130 124H129V125H130ZM140 124H141V123H140ZM143 124H144V123H143ZM143 124H142V125H143ZM147 124H149V123L147 122ZM153 124H152V125L150 124V125L153 127ZM161 124H162V123H161ZM175 124H176V123H175ZM190 124H191V121H190ZM206 124H207V123L205 122V125H206ZM223 124H226V123L223 122ZM235 124L237 125V123H235ZM240 124H241V123H240ZM245 124H246V123H245ZM249 124H250V123H249ZM256 124H257V123H256ZM24 125H25V124H24ZM34 125H35V124H34ZM42 125H43V124H42ZM53 125L51 124L50 127H52ZM57 125H58V124H57ZM59 125H60V124H59ZM61 125H60V126H61ZM82 125H83V124L81 123L80 126H82ZM158 125H159V123H158ZM165 125H166V124H165ZM170 125H171V124H170ZM180 125H181V124H180ZM186 125H187V124H186ZM192 125H193V124H192ZM194 125H195V127L197 126L196 124H194ZM227 125H225V126H227ZM232 125H233V124H232ZM232 125L229 126V128H230V127L233 128L234 126H232ZM242 125H243V124H242ZM15 126H16V125H15ZM25 126H26V125H25ZM27 126H28V125H27ZM35 126H36V125H35ZM95 126H96L97 128H95ZM112 126H113L112 124H111V126H109V124H108V126H107L108 129H107V130H111V129H112ZM143 126H144V125H143ZM143 126H142V128H143ZM147 126H148V125H147ZM151 126H148V127L152 128ZM166 126H167V125H166ZM175 126H176V125H173L174 128H175ZM188 126H191V125L188 124ZM202 126H204V125H202ZM218 126H219V124H218ZM41 127H42V126H41ZM47 127H48V125H47ZM74 127H75V126H74ZM77 127H78V126H77ZM77 127H75V128L78 130L79 127H78V128H77ZM83 127H80V128H79V129H80V130H79L80 132H81V128L83 129ZM105 127H106V126H105ZM105 127H104V128H105ZM107 127H106V128H107ZM110 127H111V128H110ZM122 127H123V125H122ZM128 127H129V126H128ZM130 127H132V126H130ZM133 127H136V128H137L138 126H135V125H134ZM144 127H145V126H144ZM158 127H159L160 130H161V127H162V126H161V127L158 126ZM176 127H177V126H176ZM181 127H182V126H181ZM200 127H201V125H200ZM204 127H205V126H204ZM204 127H203V128H204ZM212 127H213V126H212ZM238 127H239V124H238V126H236V129H237ZM253 127H255L254 124H253ZM262 127H263V126H262ZM18 128H19V127H18ZM44 128H45V127H44ZM48 128H49V127H48ZM54 128H55V127H54ZM58 128H59V127H58ZM65 128H67V127H65ZM106 128H105V129L101 128V129L106 130ZM109 128H110V129H109ZM117 128H118V127H117ZM138 128H139V127H138ZM138 128H137V129H138ZM168 128H169V127H168ZM188 128H189V127H188ZM198 128H199V127H198ZM198 128H197V129H198ZM208 128H209V127H208ZM222 128H223V127H222ZM227 128H228V127H227ZM227 128L225 127V130H226ZM229 128H228V129H229ZM231 128H230V129H231ZM234 128H235V127H234ZM249 128H250V127H249ZM251 128H252V127H251ZM256 128H258V127H256ZM263 128H264V127H263ZM32 129H34V128H32ZM42 129H43V128H42ZM68 129H70V126L68 127ZM71 129H72V128H71ZM73 129H74V128H73ZM73 129H72V131H73ZM119 129H120V128H119ZM122 129H123V128H122ZM124 129H125V128H124ZM147 129H148V128H147ZM157 129H158V128H157ZM157 129H156V130H157ZM169 129H171V128H169ZM177 129H178V127H177ZM180 129H181V128H180ZM186 129H187V128H186ZM201 129H202V128H201ZM205 129H206L205 131H207V128H205ZM21 130H22V129H21ZM39 130H40V129H39ZM61 130H62V129H61ZM77 130H76V131H77ZM114 130H115V128H114ZM129 130H131V129H129ZM129 130H127V132H128ZM151 130H155V128H154V129H151ZM166 130H167V128H166ZM171 130H172V129H171ZM192 130H193V129H190L191 132H192ZM194 130H196V129H194ZM208 130H209V129H208ZM223 130H224V129H223ZM234 130H235V129H233V130H229V131L227 130V131L229 132V135H228V136H225L228 132L223 131V132H226V133H224L225 138L223 139V140H225V145H226V146L229 145L230 142L232 143L231 140L235 139L234 137H232V138H233V139H232L231 136H230V134H231L230 131H231V132L233 131L232 133H234V134L236 133V132H234ZM249 130H250V129H249ZM254 130H255V129H254ZM257 130H258V129H257ZM28 131H29V130L26 129V133L23 132V134L25 133V134H28V135H29V132H28ZM34 131H35V130H34ZM59 131H60V130H59ZM64 131H65V130H64ZM76 131H75V133H76ZM79 131H77V132H79ZM82 131H83V130H82ZM138 131L140 132V130H138ZM144 131H145V129H144ZM169 131H170V130H169ZM169 131H168V132H169ZM187 131H188V130H187ZM190 131H188V132H190ZM209 131H210V130H209ZM236 131H237V130H236ZM241 131H242L243 133L245 132L244 130H241ZM97 132H98V131H97ZM109 132H110V131H109ZM112 132H113V131H112ZM114 132H115V131H114ZM120 132H121V131H120ZM124 132H126V131H124ZM130 132H131V131H129V133H130ZM142 132H143V130L141 129V133H142ZM149 132H150V131H149ZM159 132L161 133V131H159ZM171 132H172V131H171ZM191 132H190V133H191ZM255 132H256V131H255ZM259 132H261V131H259ZM21 133H22V132H21ZM21 133H20V134H21ZM73 133H74V132H73ZM94 133H95V134H94ZM106 133H108V132H106ZM106 133H105V134H106ZM110 133H111V132H110ZM117 133H118V132H117ZM122 133H123V132H122ZM133 133H134V132H133ZM141 133H140V134H141ZM164 133H167V132H164ZM182 133H183V132H182ZM182 133H180V134H182ZM193 133H196V131H193L192 134H193ZM205 133H208V134H209V132H205ZM205 133H204V136L206 135ZM238 133H239V132H238ZM71 134H72V133H71ZM79 134H81V133H79ZM99 134H100V133H99ZM119 134L121 135V133H119ZM135 134H136V133H135ZM135 134H134V135H135ZM137 134H138V132H137ZM137 134H136V136H137ZM140 134H139V135H140ZM144 134H146V133L144 132ZM147 134H148V132H147ZM152 134H153V133H152ZM177 134H178V133H177ZM180 134H179V135H180ZM183 134H184V133H183ZM185 134H186V135H182V137H183V136L185 137V136L188 135L187 132H185ZM196 134H197V133H196ZM200 134H202V133H200ZM208 134H207V136H208ZM248 134H249V133H248ZM254 134H255V133H254ZM21 135H22V134H21ZM45 135H46V134H45ZM107 135H108V134H107ZM110 135H111V134H110ZM110 135H109V136H110ZM116 135H117V134H116ZM123 135H125V134H123ZM128 135H129V134H128ZM156 135H157V134H156ZM158 135H159V134H158ZM168 135H169V134H168ZM168 135H167L166 137H168ZM175 135H176V133H175ZM193 135H194V137H196L195 134H193ZM193 135H192V136H193ZM198 135H199V134H198ZM252 135H253V134H252ZM256 135H257V134H256ZM262 135H263V134H262ZM23 136L26 137L25 135H23ZM75 136H76V134H75ZM75 136H74V137H75ZM92 136H91V137H92ZM102 136H103V135H102ZM112 136H115V135H112ZM130 136H131V133H130L129 137H130ZM145 136H146V135H145ZM190 136H191V135H190ZM207 136H205L206 139L208 138ZM224 136H223V137H224ZM229 136H230V137H229ZM232 136H233V135H232ZM239 136H240V135H239ZM245 136H246V135H245ZM9 137H10V136H9ZM24 137H21V138L24 139ZM29 137H30V136H29ZM69 137H70V135H69ZM94 137H93V139H92L93 141L90 140V141H91V145H92L93 147H94V145L96 146V144H94V145L92 144V143H95V141H94ZM97 137H98V136H97ZM115 137H116V136H115ZM115 137H114V138H115ZM132 137H134V136H132ZM132 137H131V138H132ZM137 137H138V136H137ZM139 137H140V136H139ZM143 137H144V136H143ZM143 137H142V138H143ZM147 137H148V136H147ZM156 137H157V136H156ZM158 137H159V136H158ZM163 137H164V136H163ZM171 137H172V136H171ZM180 137H181V135H180ZM184 137H183V138H184ZM188 137H189V136H187L186 139H189ZM198 137H199V136H198ZM198 137H197V138H198ZM201 137H202V136H201ZM205 137H202V138H204V139L201 138L204 142H206V141H205ZM209 137H210V136H209ZM226 137H229V138H227V139H229V140L231 139L230 142H229V140L226 141ZM235 137H236V136H235ZM237 137H238V136H237ZM256 137H258V136H256ZM1 138H2V137H1ZM32 138H33V136H32ZM32 138H31V139H32ZM102 138H103V137H102ZM104 138H105V137H104ZM107 138H108V137H107ZM112 138H113V137H112ZM116 138H117V137H116ZM124 138H125V137H124ZM131 138H128V139H131ZM135 138H136V137H135ZM142 138H141V139H142ZM148 138H149V137H148ZM161 138H162V137H161ZM191 138H192V137H191ZM191 138H190V139H191ZM197 138H192L191 141H193L194 139H195V141H197ZM239 138H241V137H239ZM246 138H247V137H246ZM13 139H14V137H13ZM26 139H28V138H26ZM26 139H25V140H26ZM31 139H30V140H31ZM46 139H47V138H46ZM70 139H71V138H70ZM89 139H91V138H90V135H89ZM139 139H140V138H139ZM171 139H173V138H171ZM181 139H182V138H181ZM181 139H180V140H181ZM190 139H189V141H190ZM201 139L199 138L198 141H200ZM248 139H249V138H248ZM259 139L261 140L262 138L259 137ZM10 140H11V139H10ZM21 140H22V139H20V141H21ZM30 140H29V142H30ZM73 140H74V139H73ZM77 140H76V141H77ZM97 140H98V139H97ZM108 140H110V139H108ZM168 140H169V139H168ZM183 140H185V138H184ZM223 140H222V142H223ZM246 140H247V139H246ZM252 140H253V139H252ZM260 140H258L259 143H261ZM1 141H3V140H1ZM22 141H23V140H22ZM22 141H21V142H22ZM78 141H77V142H78ZM121 141H123L122 138H121ZM124 141H126V140H124ZM143 141H144V138H143ZM163 141H165V139H164ZM163 141H162V142H163ZM170 141H171V140H170ZM177 141H178V140H177ZM186 141H187V140H185V142H186ZM189 141H188V142H189ZM191 141H190V142H191ZM203 141H202V142H203ZM207 141H208V139H207ZM234 141H236V140H234ZM240 141H241V140H240ZM247 141H249V140H247ZM254 141H255V140H254ZM261 141H263V142H262V144H263V143H264V139L261 140ZM4 142H5V141H4ZM12 142H13V141H12ZM24 142H25V141H24ZM50 142H51V141H50ZM100 142H102V141L100 140ZM107 142H108V141H107ZM113 142H114V141H113ZM117 142H118V141H117ZM166 142H167V141H166ZM182 142H183V141H182ZM204 142H203V143H204ZM226 142H229V144H228V143L226 144ZM242 142H244V141L242 140ZM7 143H9V142H7ZM10 143H11V142H10ZM16 143H17V142H16ZM72 143H73V142H72ZM96 143H98V142L96 141ZM109 143H110V142H109ZM111 143H112V142H111ZM157 143H158V139H157ZM175 143H176V142H175ZM191 143H192V142H191ZM194 143H196V142H194ZM206 143H207V142H206ZM247 143H248V142H247ZM247 143H246V144H247ZM250 143H251V142H250ZM259 143H258V144H259ZM34 144H35V143H34ZM51 144H52V143H51ZM55 144H56V143H55ZM75 144H76V143H75ZM104 144H105V143H104ZM112 144H113V143H112ZM192 144H193V143H192ZM196 144H197V143H196ZM198 144H199V143H198ZM210 144H211V143H210ZM237 144H238V143H237ZM19 145H20V144H19ZM52 145H53V144H52ZM71 145H74V144H71ZM89 145H90V144H89ZM89 145H88V146H89ZM100 145H101V144H100ZM107 145H108V143H107ZM117 145H118V144H117ZM117 145H115V146H117ZM125 145H126V144H123V146H125ZM131 145H132V144H131ZM140 145H141V144H140ZM161 145H162V144H160V146H161ZM177 145H178V144H177ZM189 145H190V144H189ZM233 145H234V147H235L236 144L233 143ZM233 145H232V146H233ZM241 145H243V144H241ZM249 145H250V144H249ZM259 145H260V147H262L261 144H259ZM259 145H258V148H255V149H256V150H255L256 152H257V150L259 149ZM4 146H5V145H4ZM56 146H57V145H56ZM86 146H87V145H86ZM98 146H99V144H98ZM98 146H97V147H98ZM101 146H102V145H101ZM101 146H99V147H101ZM110 146H111V145H110ZM123 146H122V147H123ZM129 146H130V145H129ZM142 146H143V145H142ZM142 146H141V147H142ZM164 146H165V145H163V146H161V147L164 148ZM206 146H207V144H206ZM208 146H209V145H208ZM226 146H225V148H227V149H226V150H227V154H229L228 152H230V151H231V152H230L231 154H232V153L234 154V152H233L234 148L231 146L232 149H233V150H231V149H228L229 147H226ZM244 146H245V144H244ZM27 147H28V146H27ZM74 147H76V146H74ZM74 147H73V148H74ZM108 147H109V145H108ZM117 147H118V146H117ZM138 147H139V146H138ZM138 147H137V148H138ZM172 147H173V146H172ZM175 147H177V146L175 145ZM231 147H230V148H231ZM256 147H257V146H256ZM15 148H16V147H15ZM50 148H51V147H50ZM62 148H63V147H62ZM82 148H81V147L78 148L79 151H78V149H76V148L74 149V150H75V153H74V154L77 156V157H76L77 159L74 157V160L76 159V160L78 161V165H79L78 167H79V168H78V167H77L78 169L75 168V169L77 170V173H75L76 175L74 174V175H75V176H74V175L71 173V174H72V175H71L72 178H69L70 180H72V182H73V180L75 181V180L77 179L76 182H73V183H76V184H77L78 181L83 182V181H82V178H81V180H79L80 177H81L83 174H86L85 176H88V178H89V175H88V174H90V172L87 174L88 171H86L85 173H83V171H84L85 169L83 170L82 167L85 166V165H88V164L85 163L86 161H85L84 163H82V161H83V159H84V152H83ZM87 148H88V147H87ZM102 148H103V147H102ZM114 148H115V147H114ZM143 148H144V146H143ZM162 148H161V149H162ZM177 148H178V147H177ZM188 148H189V147H188ZM225 148H224V149H225ZM244 148H245V147H244ZM69 149H70V148H69ZM85 149H86V147H85ZM94 149H95V147L92 149V151H93ZM98 149H99V148H98ZM117 149H119V148H117ZM123 149H124V148H123ZM123 149H122V150H123ZM127 149H128V148H127ZM141 149H142V148H141ZM141 149H140V150H141ZM179 149H180V148H179ZM190 149H191V146H190ZM204 149H205V148H204ZM209 149H210V148H209ZM238 149H239V148H238ZM240 149H241V148H240ZM245 149H246V148H245ZM86 150L88 151V149H86ZM90 150H91V149H90ZM99 150H100V149H99ZM104 150H106V149H104ZM113 150H114V149H113ZM136 150H137V149H136ZM138 150H139V148H138ZM196 150H199V149H196ZM210 150H211V149H210ZM210 150H209V151H210ZM226 150H224L225 153H226ZM228 150H229V151H228ZM246 150H247V149H246ZM260 150L263 151V150H264V147L261 148ZM0 151H1V150H0ZM76 151H78V155H77V152H76ZM92 151H91V152H86V151H85V152H86L85 154H87V153H91V155H93V156L97 155L96 157H98L99 154H98V153L95 154V153H94L95 150L93 151V153H94V154H93ZM100 151H101V150H100ZM100 151H95V152H100ZM117 151H118V150H117ZM117 151H116V152H117ZM123 151H124V150H123ZM143 151H144V149H143ZM159 151H160V150H159ZM175 151H176V150H175ZM182 151H183V150H182ZM186 151H187V150H186ZM200 151H201V149H200ZM220 151H221V150H220ZM234 151H235V150H234ZM237 151H238V154H240L239 150H237ZM261 151H260V153H261ZM49 152H50V151H49ZM107 152H108V150L106 151V153H107ZM113 152H114V151H112L111 153H113ZM134 152H135V151H134ZM141 152H142V151H141ZM144 152H145V151H144ZM146 152H147V151H146ZM160 152H161V151H160ZM160 152H159V153H160ZM162 152H163V151H162ZM165 152H166V151H165ZM202 152H203V151H202ZM202 152H201L200 154H202ZM205 152H206V151H205ZM210 152H213V151L211 150ZM210 152H209V153H210ZM216 152H217V151H216ZM222 152H223V150H222ZM246 152H247V151H246ZM256 152H255L254 154H256ZM109 153H110V152H109ZM111 153H110V154H111ZM120 153H121V152H120ZM126 153H127V151H126ZM139 153H140V152H139ZM168 153H169V151H168ZM170 153H171V152H170ZM177 153H178V152H177ZM235 153H236V151H235ZM244 153H245V152H244ZM252 153H253V151H252ZM257 153H258V152H257ZM260 153L257 154V155H260ZM5 154H6V153H5ZM100 154H101V153H100ZM103 154H104V153H103ZM103 154H102V155H103ZM115 154H116V153H115ZM117 154H118V153H117ZM121 154H122V153H121ZM129 154H130V153H129ZM146 154H148V153H146ZM160 154H161V153H160ZM160 154H159V155H160ZM162 154H163V153H162ZM172 154H174V151H173ZM190 154H191V153H190ZM197 154H198V152H197ZM197 154H196V155H197ZM206 154H207V153H206ZM213 154H214V153H213ZM221 154H223V153H219L220 158H218V159H219L218 162H220ZM233 154H232V155H233ZM254 154H253V156L256 157L257 155L255 156ZM262 154L264 155V151L262 152ZM75 155H74V156H75ZM104 155H105V154H104ZM104 155H103V156H104ZM106 155H107V154H106ZM125 155H126V154H125ZM132 155H133V154H132ZM136 155H137V154H136ZM166 155H168V154L166 153ZM169 155H171V154H169ZM175 155H176V154H175ZM193 155H195V153H194ZM196 155H195V156H196ZM224 155H225V154H224ZM240 155H243V154H240ZM245 155H246V154H245ZM245 155H244V156H245ZM38 156H39V155H38ZM93 156H91V157H93ZM121 156H123V159H124L125 156H124V155H121ZM144 156H145V155H144ZM173 156H174V155H172V156H170V157H173ZM207 156H208V155H207ZM222 156H223V155H222ZM235 156L237 157V153H236ZM235 156H234V157H235ZM249 156H250V155H248V157H244V158H243V161H244L246 158L249 159ZM251 156H252V155H251ZM26 157H27V156H26ZM28 157H29V156H28ZM49 157H50V156H49ZM86 157H88V156H86ZM86 157H85V158H86ZM108 157H109V156H108ZM140 157H141V156H140ZM146 157H147V156H146ZM175 157H176V156H175ZM188 157H189V156H188ZM201 157H202V156H201ZM218 157H219V156H218ZM242 157H243V156H242ZM254 157H253V159H254ZM261 157H262V156H261ZM35 158H36V157H35ZM54 158H55V157H54ZM88 158H90V157H88ZM88 158H87V159H88ZM99 158H100V157H99ZM111 158H112V157H111ZM135 158H136V157H135ZM143 158H145V157H143ZM166 158H167V157H166ZM173 158H174V157H173ZM173 158H169V163H170V164H171V161H172V160H170V159H173ZM192 158H193V157H192ZM192 158L190 157V159H192ZM198 158H199V157H198ZM207 158L210 159L211 157H207ZM216 158H217V157H216ZM222 158H223V157H222ZM230 158H232V157L230 156ZM239 158H241V157H239ZM258 158H259V159H258ZM59 159H60V158H59ZM64 159H65V158H64ZM92 159H94V157H93ZM97 159H98V158H96V161H97ZM113 159H114V158H113ZM115 159H116V158H115ZM125 159H126V157H125ZM125 159H124V160H125ZM167 159H168V158H167ZM167 159H166V160H167ZM175 159H177V157H176ZM183 159H184V158H183ZM228 159H229V158H228ZM234 159H237V158H234ZM241 159H242V158H241ZM253 159L251 158L249 161L251 162V160H252V161L254 162ZM257 159L260 160V162H261V161H264V160H263V159H264V156L262 157V159H260V157H257ZM6 160H7V159H6ZM43 160H44V159H43ZM71 160H72V159H71ZM85 160H86V159H85ZM98 160H99V159H98ZM102 160H103V158H102ZM110 160H111V159H110ZM136 160H137V159H136ZM138 160H139V159H138ZM142 160H143V159H142ZM184 160H185V159H184ZM184 160H183V161H184ZM186 160H187V159H186ZM186 160H185L184 162H186ZM205 160H206V158H205ZM211 160H212V161H211ZM237 160L239 161V159H237ZM237 160H236V161H235V160L233 161V160L231 159V161L234 162V163L237 162ZM25 161H26V160H25ZM27 161H29V160H27ZM90 161H91V160H90ZM112 161H113V160H112ZM116 161H117V159H116ZM122 161H123V160H122ZM132 161L135 162V160H132ZM146 161H147V160H146ZM167 161H168V160H167ZM189 161H190V160H189ZM192 161H193V160H192ZM210 161L213 162V159L211 158ZM210 161H209V162H210ZM221 161H222V159H221ZM224 161H225V160H223V162H224ZM245 161H246V162H249L248 160H245ZM72 162H73V161H72ZM88 162H89V161H88ZM93 162H94V161H93ZM103 162H106V160L104 159ZM109 162H110V161H109ZM109 162H108V163H109ZM124 162H125V161H124ZM126 162H127V161H126ZM173 162H174V161H173ZM175 162H176V161H175ZM187 162H188V161H187ZM204 162L207 164V161H204ZM209 162H208V163H209ZM211 162H210L208 165H210V164L213 165V164H214V163H211ZM223 162H222V164H219V163H216V164H215L217 167H219L217 164L222 165V169H221V166H220L219 168H217V167L215 168V165H214L213 168L211 167L212 165L210 166L212 169H218V170H216V172H215V170H213V172H215V175H214L215 178H213V180L216 179V177L219 175V174H218L219 172H217V171H219L220 169H221V171H223V170H227V169H228L227 166L230 165V164H232V162L230 163V159H229V163H226V161H225L224 164H223ZM241 162H242V161L240 160L239 162H237V164H241ZM250 162H249V163H250ZM255 162H257V161H255ZM1 163H2V162H1ZM74 163H75V162H74ZM90 163H92V162H90ZM94 163H95V162H94ZM101 163H102V162H101ZM106 163H107V162H106ZM113 163H114V162H113ZM118 163H120V162H118ZM127 163H130V162H127ZM142 163L145 164V162H141L140 164H139V163H137V164L141 165ZM164 163H165V162H164ZM182 163H183V162H182ZM193 163H194V162H193ZM195 163H196V161H195ZM205 163H204V165H205ZM242 163H244V162H242ZM249 163H248V165H249ZM81 164H83L82 167H81ZM84 164H85V165H84ZM121 164L125 165L124 163H121ZM121 164H120V166H121ZM131 164H132V163H131ZM137 164H135V165H137ZM144 164H143V165H144ZM175 164H176V163H175ZM190 164H191V163H190ZM199 164H201V163H199ZM237 164H235V165L237 166ZM245 164H246V163H245ZM252 164H253V163H252ZM257 164H258V163H257ZM259 164H260V163H259ZM259 164H258V165H259ZM261 164H262V162H261ZM261 164H260V165H261ZM17 165H18V164H17ZM26 165H27V164H26ZM97 165H98V163H97ZM126 165H127V164H126ZM128 165H129V164H128ZM161 165H163V164H161ZM164 165H166V164H164ZM182 165H183V164H182ZM201 165H203V164H201ZM248 165H247V166H248ZM258 165H257V166H258ZM263 165H264V163H263ZM51 166H52V165H51ZM75 166H76V165H75ZM89 166H90V165H89ZM100 166H101V165H100ZM111 166H112V165H111ZM114 166H115V165H114ZM141 166H142V165H141ZM151 166H152V165H151ZM167 166H168V165H167ZM169 166L171 167L172 165H169ZM193 166H194V164H193ZM197 166H199V165L197 164ZM205 166H207V165H205ZM230 166H231V171L235 170L234 168H236V167H235L234 165H230ZM233 166H234V167H233ZM240 166H241V165H240ZM240 166L238 165L237 167L240 168ZM92 167L94 168V166H92ZM97 167H98V166H97ZM104 167H106V164H104ZM117 167H119V166H117ZM138 167H140V166H138ZM144 167H146V166H144ZM144 167H143V168H144ZM147 167H150V166L148 165ZM156 167H157V166H156ZM160 167H161V166H160ZM170 167H169V168H170ZM183 167H184V166H183ZM195 167H196V166H195ZM200 167H201V166H200ZM200 167H199V168H200ZM203 167H204V166H203ZM203 167H202V169H203ZM208 167H209V166H208ZM210 167H209V168H210ZM232 167H233V169H232ZM249 167H250V166H249ZM252 167H253V165H252ZM261 167H262V165H261ZM261 167H260V168H261ZM263 167H264V166H263ZM62 168H63V167H62ZM72 168H73V167H72ZM85 168H86V166H85ZM108 168H109V167H108ZM114 168H115V167H114ZM121 168H122V167H121ZM121 168H120V170H121ZM125 168H126V167H125ZM127 168L129 169V167H127ZM130 168H131V167H130ZM154 168H155V167H154ZM158 168H159V167H158ZM161 168H162V167H161ZM164 168H167V167L164 166ZM177 168H178V167H177ZM184 168H185V167H184ZM188 168H190V167H188ZM199 168H198V171L196 172V176H198V177L200 178V176H201L200 173H201V172L198 173V172H199ZM253 168H255V167H253ZM253 168H252V169H253ZM73 169H74V168H73ZM73 169H71V171H72ZM81 169H82L83 171H82ZM100 169L103 170V168H101V167H100ZM115 169H116V168H115ZM115 169L112 168L113 171H116ZM128 169H127V170H128ZM132 169H133V167H132ZM134 169H135V168H134ZM147 169H148V168H147ZM172 169H173V168H172ZM192 169H193V168H192ZM204 169L206 170V168H204ZM204 169H203V170H204ZM207 169H208V168H207ZM229 169H230V168H229ZM237 169H238V168H237ZM241 169H242V168H241ZM255 169H256V168H255ZM88 170H89V169H88ZM97 170H98V169H97ZM102 170H99V171L102 172ZM153 170H155V169H153ZM158 170H159V169H158ZM174 170H175V166H174L173 171H174ZM176 170H177V169H176ZM190 170H191V169H190ZM196 170H197V169H196ZM205 170H204V171H205ZM259 170H260V169H259ZM259 170H258V171H259ZM5 171H6V170H5ZM73 171H74V170H73ZM99 171H98V172H99ZM108 171H109V170H108ZM110 171H111V170H110ZM123 171H124V170H123ZM125 171H126V170H125ZM128 171H129V170H128ZM137 171H139L138 168H137ZM155 171H157V170H155ZM200 171H201V169H200ZM44 172H45V171H44ZM93 172H94V171H93ZM93 172H92V173H93ZM121 172H122V171H121ZM188 172H190V171H188ZM191 172H195V171L192 170ZM191 172H190V173H191ZM227 172H228V170H227ZM227 172H225V174L230 175V176H229V178H230V177L232 176L231 174H234V175H236L235 177H237V173H239V172L241 173V170H239V172H237V170H236V172H237V173L235 172L236 174L233 173L234 171H233L232 173L230 172V174H229V172H228V173H227ZM73 173H74V172H73ZM82 173H83V174H82ZM92 173H91V174H92ZM96 173H97V172H96ZM96 173L94 172V174L97 176L98 173H97V174H96ZM102 173H103V172H102ZM105 173H106V172H105ZM115 173H116V172H115ZM123 173H127V172H123ZM138 173H139V172H138ZM175 173H176V171H175ZM197 173H198V175H197ZM209 173H210V172H209ZM209 173H208V174H209ZM240 173H239V174H240ZM254 173H256V172H254ZM258 173H259V176L262 174V173L260 174V171H259ZM258 173H257V174H258ZM38 174H39V173H38ZM106 174H107V173H106ZM106 174H105V176H106ZM111 174H113V173H111ZM118 174H119V173H118ZM127 174H128V173H127ZM141 174H142V173H141ZM161 174H163V173H161ZM165 174H166V172H165ZM173 174H174V173H173ZM177 174H178V173H176V175H177ZM186 174H187V173H186ZM193 174H195V173H193ZM203 174H204V173H203ZM212 174H213V173H212ZM216 174H218V175L216 176ZM220 174L222 175V172H221ZM29 175H30V174H29ZM92 175H93V174H92ZM124 175H125V174H124ZM129 175H130V174H129ZM139 175H140V173H139ZM153 175H154V174H153ZM158 175H159V174H158ZM163 175H164V174H163ZM176 175H175V176H176ZM189 175H190V174H189ZM223 175H224V174H223ZM234 175H233V176H234ZM73 176L75 177V179H73V178H74ZM83 176H84V175H83ZM85 176H84V177H85ZM93 176H94V175H93ZM107 176H108V175H107ZM110 176H111V175H110ZM118 176H119V175H118ZM118 176H115V177H118ZM137 176H138V175H137ZM143 176H144V175H143ZM143 176H141V177H143ZM147 176H148V175H147ZM154 176H155V175H154ZM192 176H193V175H192ZM248 176H249V175H248ZM259 176H257V177H259ZM57 177H58V176H57ZM84 177H83V178H84ZM99 177H100V175H99ZM108 177H109V176H108ZM115 177H114V179H115ZM121 177H122V176H121ZM121 177H120V178H121ZM134 177H135V176H134ZM134 177L131 176V178H134ZM145 177H146V176H145ZM158 177H159V176H158ZM162 177H163V176H162ZM162 177H159V178H162ZM164 177H167V176L164 175ZM168 177H169V174H168ZM203 177H204V176H203ZM220 177H221V176H219V178H220ZM223 177H224V176H222L221 179H223ZM225 177H226V179H228V176H227V175H225ZM225 177H224V178H225ZM254 177H255V175H254ZM260 177H261V176H260ZM260 177H259V178H260ZM262 177H263V176H262ZM78 178H79V179H78ZM88 178L85 177L84 179H88ZM102 178H103V177H102ZM136 178H137V177H136ZM136 178H135V179H136ZM148 178H149V177H148ZM173 178H174V177H173ZM176 178H177V177H176ZM180 178H181V177H180ZM188 178H189V177H188ZM192 178H195V177H192ZM199 178H198V179H199ZM211 178H212V176H211ZM219 178H218V179H219ZM232 178H233V177H232ZM232 178H231V179H232ZM237 178H238V177H237ZM259 178H258L257 180H259ZM38 179H39V178H38ZM97 179H98V178H97ZM111 179H112V177H111ZM111 179H110V182H112ZM116 179H117V178H116ZM128 179H129V178H128ZM140 179H141V178H140ZM150 179H151V178H150ZM150 179H149V180H150ZM168 179H169V178H168ZM174 179H175V178H174ZM201 179H202V178H201ZM207 179H208V178H207ZM209 179H210V178H209ZM233 179H235V178H233ZM233 179H232V181H231L232 183H233ZM239 179H240V178H239ZM255 179H256V178H255ZM90 180H91V179H90ZM106 180H107V179H106ZM119 180H120V179H119ZM137 180L139 181L138 178H137ZM137 180H136V181H137ZM171 180H172V179H171ZM211 180H212V179H211ZM216 180H217V179H216ZM219 180H220V179H219ZM219 180H218V181H219ZM229 180H230V179H228L225 183H228ZM235 180H236V179H235ZM241 180H242V179H241ZM261 180H262V179H261ZM86 181H88V180H86ZM108 181H109V180H108ZM115 181H116V180H115ZM123 181H124V179H123ZM125 181H127V179H126ZM134 181H135V180H134ZM136 181H135V182H136ZM164 181H165V180L163 179V182H164ZM177 181H180V180L177 179ZM208 181L210 182V180H208ZM224 181H225V180L223 179V182H224ZM236 181H237V180H236ZM236 181H235V182H236ZM247 181H248V180H247ZM27 182H28V181H27ZM59 182H60V181H59ZM93 182H94V181H93ZM95 182H96V181H95ZM101 182H102V181H101ZM104 182H105V181H104ZM104 182H103L102 184H104ZM119 182H120V181H119ZM159 182H160V180H159ZM161 182H162V181H161ZM168 182H170V180H169ZM214 182H217V181H214ZM220 182H221V181H219V183H220ZM235 182L233 183V185H232V183L229 182V183H230V187L228 186V189L226 188V186H225L226 189L223 187V189H225V192H226V190H227V191H228V190L230 191V188H231L232 186L235 185ZM70 183H71V182H70ZM85 183H86V182H85ZM114 183H115V182H114ZM117 183H118V181L116 182V184H117ZM130 183H132V182H130ZM138 183H139V182H138ZM138 183H137V184H138ZM140 183H141V182H140ZM143 183H144V180H143ZM143 183H142V185H143ZM164 183H165V182H164ZM191 183H192V182H191ZM217 183H218V182H217ZM247 183H248V182H247ZM256 183H258V181L255 182V184H256ZM18 184H19V183H18ZM71 184H72V183H71ZM81 184H82V183H81ZM81 184H80V185H81ZM90 184H91V183H90ZM121 184H123V183H121ZM155 184H156V183H155ZM168 184H169V183H168ZM193 184H194V183H193ZM207 184H208V182H207ZM207 184L205 183L204 186H206ZM209 184H210V185H209ZM209 184H208V187L206 186L207 189H210L209 187H210L212 184H215V183H212V181H211ZM221 184H223V183L221 182ZM239 184H240V183H239ZM259 184H260V183H259ZM259 184H258V185H255V186H260ZM261 184H262V183H261ZM7 185H8V184H7ZM21 185H22V184H21ZM37 185H38V184H37ZM96 185H97V184H96ZM124 185H125V184H124ZM144 185H145V183H144ZM151 185H152V184H151ZM156 185H157V184H156ZM172 185H173V184H172ZM174 185H175V184H174ZM194 185H195V184H194ZM226 185H227V184H226ZM228 185H229V184H228ZM66 186H67V185H66ZM117 186H118V185H117ZM125 186H126V185H125ZM129 186H130V185H129ZM135 186H136V185H135ZM159 186H162L161 183H160ZM164 186H167V187H168L167 184L164 185ZM170 186H171V184H170ZM175 186H176V185H175ZM200 186H201V185H200ZM215 186H216V184L214 185V187H215ZM217 186H219V185H217ZM221 186H223V185H221ZM237 186H238V185H237ZM15 187H16V186H15ZM21 187H22V186H21ZM45 187H46V186H45ZM79 187H80V186H79ZM103 187H104V186H103ZM121 187H122V185H121ZM131 187H132V185H131ZM140 187H141V186H140ZM162 187H163V186H162ZM201 187L203 188V184H202ZM212 187H213V186H212ZM212 187H211V188H212ZM234 187H235V186H234ZM30 188H31V187H30ZM33 188H34V187H33ZM83 188H84V187H83ZM96 188H97V187L95 186V189H96ZM98 188H99V186H98ZM101 188H102V187H101ZM114 188H115V186H114ZM117 188H118V187H117ZM123 188H124V187H123ZM133 188H134V187H133ZM141 188H142V187H141ZM164 188H165V187H164ZM168 188H169V187H168ZM173 188H174V187H173ZM187 188H188V186H187ZM191 188H192V187H191ZM191 188H190V189H191ZM197 188H200V187H197ZM204 188H205V187H204ZM221 188H222V187H221ZM221 188H218V189L220 190ZM256 188H257L258 190L256 191V189H255V193L257 192V195H258V193H259L258 191H259L260 187H259V188L256 187ZM35 189H36V188H35ZM57 189H58V188H57ZM75 189H76V188H75ZM92 189H93V188H92ZM92 189H90V190H92ZM105 189H107V187H106ZM109 189H110V187H109ZM124 189H125V188H124ZM124 189H123V190H124ZM135 189H136V187H135ZM169 189H170V188H169ZM177 189H178V188H177ZM192 189H193V188H192ZM192 189H191V190H192ZM194 189H195V186H194ZM236 189H237V188H236ZM236 189H235V190H236ZM238 189H239V188H238ZM238 189H237V190H238ZM248 189H249V188H248ZM252 189H253V188H252ZM84 190H85V189H84ZM97 190L99 191V189H96L95 191H97ZM112 190H113V189H112ZM140 190H141V189H140ZM151 190H152V189H151ZM196 190H198V189H196ZM201 190H202V189H201ZM237 190H236V191H237ZM262 190H263V188H262ZM76 191H77V189H76ZM78 191H79V189H78ZM87 191H88V189H87ZM100 191H102V190L100 189ZM110 191H111V190H110ZM113 191H115V190H113ZM116 191H117V190H116ZM119 191H120V190H119ZM130 191H131V189H130ZM162 191H164V190H162ZM189 191H190V190H189ZM193 191H194V190H193ZM198 191H199V190H198ZM198 191H195V192H198ZM210 191H211V190H210ZM223 191H224V190L221 189V194H223V193H222ZM229 191L227 192L228 194L232 191V188H231V191H230V192H229ZM18 192H19V191H18ZM18 192H16V193L18 194ZM49 192H50V191H49ZM80 192H81V191H80ZM88 192L90 193V191H88ZM92 192H93V191H92ZM92 192H91V193H92ZM103 192H104V194H105V191H103ZM111 192H112V191H111ZM120 192H122V190H121ZM123 192H124V191H123ZM125 192H126V191H125ZM128 192H129V191H128ZM134 192H135V191H134ZM176 192H177V191H176ZM184 192H185V191H184ZM211 192H213V191H211ZM215 192H216V191H215ZM219 192H220V191H219ZM233 192H234V191H233ZM251 192H253V191H251ZM262 192H263V191H262ZM19 193H20V192H19ZM85 193H86V192H85ZM101 193H102V192H101ZM117 193H118V192H117ZM135 193H136V192H135ZM168 193H169V192H168ZM170 193H172V192H170ZM174 193H175V192H174ZM174 193H172V194L175 195ZM190 193H191V192H190ZM216 193H218V192H216ZM241 193H242V191H241ZM22 194H23V193H21V195H19V198H16V199H20V196H22ZM30 194H31V193H30ZM63 194H64V193H63ZM77 194H78V193H76V195H77ZM80 194H83V196H86V194H88V193H86L85 195H84V192H83V193H80ZM96 194H98V193H96ZM111 194H112V193H111ZM130 194L132 195L131 192H130ZM136 194H137V193H136ZM177 194H178V192H177ZM193 194H194V193H193ZM210 194H212V193H210ZM214 194H215V193H214ZM214 194H213V195H214ZM221 194H220V195H221ZM225 194H226V193H225ZM225 194H224V195H225ZM231 194H232V193H231ZM239 194H240V193H239ZM33 195H34V194H33ZM55 195H56V194H55ZM88 195H89V194H88ZM90 195H91V194H90ZM93 195H94V194H93ZM122 195L125 196L124 193H123ZM128 195H129V194H128ZM131 195H130V196H131ZM133 195H134V194H133ZM161 195H162V194H161ZM164 195H165V194H164ZM169 195H170V194H169ZM216 195H219V194H216ZM220 195H219V196H220ZM229 195H230V194H229ZM253 195H254V194H253ZM253 195H252V197H253ZM259 195H260V193H259ZM25 196H26V195H25ZM39 196H40V195H39ZM77 196H78V195H77ZM102 196H103V195H102ZM117 196H118V195H117ZM187 196H188V195H187ZM227 196H228V195H226V198H227V199H226L225 196L222 197V195H221L222 198L228 200V197H227ZM231 196H232V195H231ZM231 196H230V197H231ZM241 196H242V195H241ZM17 197H18V196H17ZM90 197H92V196H90ZM105 197H106V196H105ZM111 197H112V196H111ZM118 197H119V196H118ZM121 197H122L121 199H124L123 196H121ZM136 197H137V196H136ZM167 197H168V196H167ZM182 197H183V195H182ZM213 197H214V196H213ZM221 197H220V198H221ZM236 197H237V196H236ZM243 197H244V196H243ZM243 197H242V199H243ZM259 197H260V196H259ZM64 198H65V197H64ZM75 198H76V197H75ZM79 198H80V195H79ZM85 198H87V196H86ZM114 198H115V197H114ZM116 198H117V197H116ZM116 198H115V199H116ZM131 198H132V197H131ZM163 198H164V197H163ZM214 198H215V197H214ZM217 198H218V196L216 197V199H217ZM220 198H219V200H221ZM29 199H30V197H29ZM97 199H98V198H97ZM108 199H109V198H108ZM129 199H130V198H129ZM134 199H135V196H134ZM216 199H214V200H216ZM224 199H223V201L226 202V200H224ZM38 200H39V199H38ZM47 200H48V199H47ZM72 200H73V199H72ZM72 200H71V201H72ZM88 200H89V197H88ZM98 200H99V199H98ZM117 200H118V199H117ZM135 200L138 201V199H135ZM158 200H159V199H158ZM163 200H164V199H163ZM165 200H166V199H165ZM189 200H190V199H189ZM231 200H233V199H232V198H231V199L229 198L228 202L230 201V202L232 203ZM253 200H255V198H254ZM15 201H16V200H15ZM108 201H112V200L110 199V200H108ZM121 201H122V200H121ZM139 201H140V200H139ZM141 201H142V200H141ZM159 201H160V200H159ZM200 201H201V200H200ZM211 201H212V200H211ZM223 201H219V203H220V202L222 203ZM256 201H257V200H256ZM18 202L20 203V200H19ZM74 202H75V201H74ZM83 202H85V199H84ZM116 202H117V201H116ZM125 202H126V201H125ZM125 202H124V204H125ZM163 202H164V201H163ZM187 202H189V201H187ZM233 202H234V201H233ZM247 202H248V201H247ZM253 202H254V201H252V203H253ZM263 202H264V201H263ZM16 203H17V201H16ZM80 203H82V202L80 201ZM85 203H86V202H85ZM113 203H114V202H113ZM113 203H112V206L110 205L111 207H113ZM118 203H119V202H118ZM157 203H158V202H157ZM160 203H161V202H160ZM164 203H165V202H164ZM177 203H178V202H177ZM217 203H218V199H217L216 205H217ZM219 203H218V204H219ZM254 203H255V202H254ZM88 204H89V201H88ZM97 204H98V203H97ZM114 204H115V203H114ZM133 204H134V203H133ZM144 204H145V202H144ZM191 204H192V203H191ZM197 204H198V203H197ZM224 204H225V203H224ZM224 204H220V205L223 206ZM226 204H227V202H226ZM234 204H235V203H234ZM236 204H237V202H236ZM236 204H235V205H236ZM239 204H240V203H239ZM22 205H23V204H22ZM52 205H53V204H52ZM176 205H177V204H176ZM192 205H193V204H192ZM227 205H228V204H227ZM253 205H255V204H253ZM258 205H259V204H258ZM261 205H262V204H261ZM7 206H8V205H7ZM79 206H80V205H79ZM79 206H78V207H79ZM121 206H123V205H121ZM142 206H143V205H142ZM169 206H170V205H169ZM188 206H189V205H188ZM217 206H218V205H217ZM217 206H216V207H217ZM222 206H221V207H222ZM232 206H233V205H232ZM52 207H53V206H52ZM78 207H77V208H78ZM82 207H84V206H82ZM117 207H118V206H117ZM119 207H120V205H119ZM139 207H141V206H139ZM211 207H212V206H211ZM243 207H244V206H243ZM18 208H20V207H18ZM18 208H17V209H18ZM63 208H64V207H63ZM68 208H69V207H68ZM80 208H81V207H80ZM80 208H79V209H80ZM115 208H116V207H115ZM124 208H125V206H124ZM175 208H176V207H175ZM191 208H192V207H191ZM217 208H218V207H217ZM222 208H224V206H223ZM222 208H221V209H222ZM230 208H231L230 206H229V208L227 207V209H230ZM237 208H238V207H237ZM239 208H240V207H239ZM251 208H252V207H251ZM254 208H255V207H254ZM260 208H261V206H260ZM20 209H21V208H20ZM81 209H82V208H81ZM108 209H110V208H108ZM131 209H132V208H131ZM168 209H169V208H168ZM199 209H200V208H199ZM202 209H203V208H202ZM218 209H220V208H218ZM233 209H234V208H233ZM256 209H257V208H256ZM100 210H101V209H100ZM110 210H113V209H110ZM215 210H216V209H215ZM252 210H253V209H252ZM26 211H27V210H26ZM86 211H87V210H86ZM121 211H122V210H121ZM125 211H126V210H125ZM129 211H130V210H129ZM170 211H171V210H170ZM189 211H190V210H189ZM206 211H207V210H206ZM213 211H214V210H213ZM216 211H217V210H216ZM216 211H214V212H215V217H216ZM221 211H222V213H223V211L226 212V209H222ZM232 211H233V210H232ZM234 211H235V210H234ZM41 212H42V211H41ZM72 212H73V211H72ZM106 212H107V211H106ZM109 212H110V211H109ZM118 212H119V211H118ZM123 212H124V210H123ZM217 212H218V211H217ZM219 212H220V210H219ZM219 212H218V215L221 213V212H220V213H219ZM229 212H230V211H229ZM251 212H252V211H251ZM261 212H262V211H261ZM39 213H40V212H39ZM69 213H70V212H69ZM100 213H103V212H100ZM128 213H129V212H128ZM202 213H203V212H202ZM208 213H209V212H207L206 214L208 215ZM222 213H221V214H222ZM253 213H255L254 210H253ZM256 213L259 214L258 212H256ZM30 214H31V212H30ZM58 214H59V213H58ZM93 214H94V213H93ZM118 214H120V212H119ZM167 214H168V213H167ZM189 214H190V213H189ZM209 214H211V213H209ZM226 214H227V212L224 213V214H222V215H223V216H224V215L226 216ZM228 214H229V213H228ZM76 215H78V214L76 213ZM81 215H82V214H81ZM81 215H80V216H81ZM99 215H100V214H99ZM107 215L109 216V213H108ZM116 215H117V214H116ZM116 215L114 214V216H116ZM165 215H166V214H165ZM171 215H172V214H171ZM178 215H179V214H178ZM204 215H205V214H204ZM212 215H213V213H212ZM218 215H217V216H218ZM18 216H19V215H18ZM34 216H35V215H34ZM43 216H44V215H43ZM64 216H66V215H64ZM78 216H79V215H78ZM100 216H101V215H100ZM114 216H113V217H114ZM127 216H128V215H127ZM138 216H139V215H138ZM150 216H151V215H150ZM213 216H214V215H213ZM213 216H212V217H213ZM219 216H220V215H219ZM219 216H218L217 218L220 219L221 221H223V218H221V216H220V217H219ZM227 216H228V215H227ZM45 217L47 218V216H45ZM62 217H63V216H62ZM120 217H121V216H120ZM140 217H141V216H140ZM179 217H180V216H179ZM183 217H184V216H183ZM204 217H205V216H204ZM111 218H112V217H111ZM158 218H159V217H158ZM162 218H164V217H162ZM165 218H167V217H165ZM176 218H177V217H176ZM217 218H216V220H218ZM39 219H40V218H39ZM43 219H44V218H43ZM84 219H85V218H84ZM102 219H104V218H102ZM107 219H108V218H107ZM107 219H106V220H107ZM123 219H124V218H123ZM134 219H136V218H134ZM156 219H157V218H156ZM185 219H186V218H185ZM189 219H190V218H189ZM207 219H208V218H207ZM210 219H211V218H210ZM214 219H215V218H214ZM257 219H258V218H257ZM259 219H260V218H259ZM79 220H80V218H79ZM90 220H91V219H90ZM100 220H101V219H100ZM111 220H112V219H111ZM116 220H117V219H116ZM116 220H115V221H116ZM142 220H143V219H142ZM142 220H139V221H142ZM145 220H147V219H145ZM163 220H164V219H163ZM167 220H169V218H168ZM226 220H227V219H226ZM42 221H43V220H42ZM47 221H48V220H47ZM62 221H63V220H62ZM72 221H73V219H72ZM80 221H81V220H80ZM80 221H79V223H80ZM112 221H113V220H112ZM112 221H111V222H112ZM115 221H114V222H115ZM123 221H124V220H123ZM135 221H136V220H135ZM181 221H182V220H181ZM185 221H186V220H185ZM197 221H198V219H197ZM207 221H208V220H207ZM242 221H243V220H242ZM36 222H37V221H36ZM39 222H41V221H39ZM43 222H44V221H43ZM43 222H42V224H44ZM76 222H77V221H76ZM83 222H84V221H83ZM103 222H104V221H103ZM105 222H107V221H105ZM114 222H113V223H114ZM119 222H120V221H119ZM128 222H129V221H128ZM137 222H138V221H137ZM144 222H146V221H144ZM144 222H142V224H143ZM151 222H152V221H151ZM161 222H162V221H161ZM208 222H209V221H208ZM210 222H211V221H210ZM214 222H215V225H217V224H216V221H214ZM224 222H225V221H224ZM46 223H47V222H46ZM107 223H108V222H107ZM125 223H127V222H125ZM163 223H165V222H163ZM183 223H184V222H183ZM186 223H187V222H186ZM195 223H196V221H195ZM217 223H218V222H217ZM221 223H222V222H221ZM48 224H49V223H48ZM87 224H88V223H87ZM109 224H110V223H109ZM114 224H115V223H114ZM130 224H131V223H130ZM133 224H134V223H133ZM149 224H150V223H149ZM149 224H148L147 226H149ZM165 224L167 225V223H165ZM179 224H180V223H179ZM213 224H214V223H213ZM224 224H225V223H224ZM236 224H237V223H236ZM255 224H256V223H255ZM257 224H258V223H257ZM259 224H260V223H259ZM68 225H69V224H68ZM89 225H90V224H89ZM96 225H97V224H96ZM99 225H100V223H99ZM99 225H97V226L100 227ZM120 225H121V224H120ZM123 225H124V224H123ZM126 225L129 226V223L126 224ZM134 225H135V224H134ZM143 225H145V224H143ZM143 225H142V226H143ZM151 225H152V224H151ZM151 225H150V227H151ZM162 225H163V224L161 223V226H159V227H162ZM194 225H195V224H194ZM207 225H208V224H207ZM209 225H210V224H209ZM215 225H214V226H210V227L213 228V227H215ZM242 225H243V224H242ZM44 226H45V225H44ZM52 226H53V225H52ZM52 226H51V227H52ZM80 226H81V225H80ZM85 226H86V223H85ZM91 226H92V225H91ZM91 226H89V229H91V228H90ZM102 226H103V225H102ZM107 226H108V225H107ZM221 226H223V224H222ZM221 226H220V227H221ZM262 226H263V225H262ZM93 227H94V226H93ZM109 227H110V225H109ZM125 227H126V226H125ZM134 227H135V226H134ZM137 227H138V226H137ZM150 227H149V228H150ZM153 227H154V226H153ZM210 227H209V229H206V231H207V230L209 231V230H210ZM263 227H264V226H263ZM36 228H37V227H36ZM63 228H64V227H63ZM66 228H68V227L66 226ZM69 228H72V227H69ZM86 228H88V227H86ZM95 228H97V227H95ZM95 228H94V229H95ZM115 228H117V227H115ZM142 228H144V227H142ZM163 228H164V227H163ZM165 228H167V227H165ZM183 228H184V227H183ZM205 228H207V227H205ZM218 228H219V227H217L216 230H217ZM222 228H224V227H222ZM245 228H246V227H245ZM39 229H41V228H39ZM112 229H113V228H112ZM120 229H121V228H120ZM120 229H119V230H120ZM124 229H125V228H124ZM135 229H136V228H135ZM150 229H151V228H150ZM168 229H169V228H168ZM231 229H232V228H231ZM28 230H29V229H28ZM44 230H45V229H44ZM51 230H52V229H51ZM84 230H86V229H84ZM101 230H103V229H101ZM101 230H100V231H101ZM126 230H127V229H126ZM129 230H130V229H129ZM133 230H134V229H133ZM145 230H146V228H145ZM148 230H149V229H148ZM212 230H213V229H212ZM219 230H220V229H219ZM223 230H224V229H223ZM228 230H229V229H228ZM261 230H262V229H261ZM6 231H7V230H6ZM48 231H49V230H48ZM52 231H53V230H52ZM61 231H63V229H62ZM67 231H68V230H67ZM69 231H70V230H69ZM111 231H112V230H111ZM117 231H118V230H117ZM134 231H135V230H134ZM137 231H138V230H137ZM158 231H159V230H158ZM158 231H157V232H158ZM198 231H200V229H199ZM204 231H205V229H204ZM214 231H215V230H214ZM217 231H218V230H217ZM55 232H56V231H55ZM83 232H84V231H83ZM102 232L105 233V231H102ZM106 232H107V230H106ZM120 232H121V231H120ZM123 232H124V230H123ZM129 232H130V231H129ZM144 232H145V231H144ZM148 232H149V231H148ZM163 232H166V230L163 231ZM163 232H162V234H163ZM192 232H195V231H192ZM201 232H202V231H201ZM209 232L211 233V231H209ZM209 232H208L207 234H210ZM261 232H262V231H261ZM67 233H68V232H67ZM70 233H72V232H70ZM70 233H69V234H70ZM84 233H85V232H84ZM97 233H98V232H97ZM100 233H101V232H100ZM136 233H137V232H136ZM140 233H141V232H140ZM160 233H161V232H160ZM204 233H205V232H204ZM216 233H217V232H216ZM221 233H222V232H221ZM223 233H224V232H223ZM24 234H25V233H24ZM53 234H54V233H53ZM107 234H108V233H107ZM127 234H128V233H127ZM143 234H144V233H143ZM151 234H153V233H151ZM154 234H156V233H154ZM166 234L168 235V232H167ZM199 234H200V233H199ZM218 234H219V233H218ZM225 234H226V233H225ZM228 234H229V233H228ZM240 234H241V233H240ZM262 234H263V232H262ZM262 234H261L260 236H263V239L260 238L259 240H257V242H259V243H260L261 241H262V242L264 241V235H262ZM18 235H19V234H18ZM44 235H45V234H44ZM51 235H52V234H51ZM85 235L87 236V233H86ZM91 235H92V233H91ZM95 235H96V233H95ZM98 235H99V234H98ZM98 235H97V236H98ZM117 235H118V234H117ZM197 235H198V234H197ZM201 235H202V233L200 234V236H201ZM204 235H205V234H204ZM210 235H211V234H210ZM210 235H209V236H210ZM212 235H213V233H212ZM212 235H211V236H212ZM220 235H221V234H220ZM40 236H41V235H40ZM46 236H47V235H46ZM79 236H80V235H79ZM82 236H83V235H82ZM118 236H119V235H118ZM122 236H123V235H122ZM138 236H139V235H138ZM146 236H147V235H146ZM149 236H150V235H149ZM184 236H185V235H184ZM195 236H196V235H195ZM221 236H222V235H221ZM56 237H57V236H56ZM100 237H101V236H100ZM100 237H99V238H100ZM103 237H107V236H103ZM158 237H160V236L158 235ZM197 237H198V236H197ZM197 237H196V238H197ZM202 237H203V235H202ZM202 237H201V238H202ZM207 237H208V236H207ZM213 237H214V235H213ZM217 237H218V236H217ZM42 238H43V237H42ZM61 238H62V237H61ZM114 238H115V237H114ZM123 238H124V236H123ZM129 238H130V237H129ZM129 238H128V239H129ZM160 238H161V237H160ZM194 238H195V237H194ZM196 238H195V240H190V241H196ZM198 238H199V237H198ZM205 238H206V237H205ZM205 238H204V239H205ZM222 238H223V237H222ZM224 238H226V237L224 236ZM55 239H56V238H55ZM110 239H111V238H110ZM117 239H118V238H117ZM117 239H116V240H117ZM120 239H121V238H120ZM156 239H157V238H156ZM188 239H189V238H188ZM202 239H203V238H202ZM207 239H208V241H209V237H208ZM207 239H205V240L207 241ZM210 239H211V238H210ZM213 239H214V238H213ZM220 239H221V238H220ZM52 240H53V239H52ZM64 240H65V239H64ZM67 240H68V239H67ZM159 240H161V239H159ZM205 240H202V241H205ZM218 240H219V239H218ZM221 240H222V239H221ZM260 240H261V241H260ZM42 241H43V240H42ZM110 241H111V240H110ZM127 241L129 242V240H127ZM206 241H205V242H206ZM224 241H228V239H227V240H224ZM32 242H33V241H32ZM40 242H41V241H40ZM112 242H113V241H112ZM116 242H117V241H116ZM125 242H126V241H125ZM197 242H200V241L197 240ZM212 242H213V241H212ZM253 242H254V241H253ZM119 243H120V242H119ZM141 243H142V242H141ZM184 243H186V242H184ZM190 243H191V242H190ZM219 243H220V242H219ZM219 243H218V244H219ZM249 243H250V242H249ZM15 244H16V243H15ZM41 244H42V243H41ZM41 244H40V245H41ZM82 244H83V243H82ZM116 244H117V243H116ZM128 244H129V243H128ZM138 244H139V243H138ZM159 244H160V243H159ZM172 244H173V242H172ZM195 244H197V243H195ZM201 244H205V243H202V242H201V243H200V246H199V245H195V246H193V247H197V248L200 247V248H201V247H202ZM212 244H215V242L212 243ZM212 244H211V247H213ZM218 244H215V245L219 246ZM226 244H227V243H226ZM226 244H225V245H226ZM229 244H230V243H229ZM114 245H115V244H114ZM117 245H118V244H117ZM119 245H120V244H119ZM123 245H124V244H123ZM141 245H142V244H141ZM181 245H182V244H181ZM207 245H208V244H207ZM207 245H206V246H207ZM215 245H214V246H215ZM231 245H232V244H231ZM257 245H258V244H257ZM259 245H260V244H259ZM261 245L264 246V242L261 243ZM36 246H37V245H36ZM38 246H39V245H38ZM45 246H46V245H45ZM45 246H44V247H45ZM54 246H55V245H54ZM56 246H57V245H56ZM70 246H71V245H70ZM70 246H69V247H70ZM115 246H116V245H115ZM130 246H131V245H130ZM159 246H160V245H159ZM159 246L157 245V247H159ZM203 246H205V245H203ZM206 246H205V249H206ZM209 246H210V243H209ZM221 246L223 247L224 245L221 244ZM221 246H220V248H221ZM237 246H238V245H237ZM51 247H52V245H51ZM62 247H63V246H62ZM65 247H66V246H65ZM79 247H80V246H79ZM83 247H84V246H83ZM126 247H127V246H126ZM132 247H133V246H132ZM176 247H177V246H176ZM188 247H189V246H188ZM190 247H191V246H190ZM207 247H208V246H207ZM215 247H216V246H215ZM215 247H214V248H215ZM225 247H226V246H225ZM228 247H229V246H228ZM257 247L260 248L261 246H257ZM49 248H50V246H49ZM55 248H56V247H55ZM127 248H130V247H127ZM155 248H156V247H155ZM160 248H161V246H160ZM163 248H164V246H163ZM197 248H193V250H194V249L199 250V249H197ZM208 248H209V247H208ZM208 248H207V249H208ZM259 248H256V249L258 250ZM261 248H264V247H261ZM261 248H260V249H261ZM43 249H44V248H43ZM53 249H54V248H53ZM59 249H60V248H59ZM59 249H56V250H58V251H56V253L59 252ZM67 249H68V248H67ZM131 249H132V248H131ZM153 249H154V247H153ZM171 249H172V248H171ZM176 249H178V248H176ZM186 249L188 250V248H186ZM205 249H204V250H205ZM209 249H211V248H209ZM47 250H48V249H47ZM61 250H63V249H61ZM124 250H125V249H124ZM136 250H137V249H136ZM150 250H151V249H150ZM156 250H157V249H155V251H156ZM161 250H162V249H161ZM163 250H164V249H163ZM163 250H162V251H163ZM174 250H175V249H174ZM215 250H216V249H215ZM257 250H256V251H257ZM262 250H263V249H261V251H262ZM54 251H55V249H54ZM69 251H71V250H69ZM94 251H95V250H94ZM115 251H116V250H115ZM128 251H130V250H128ZM151 251H152V250H151ZM175 251H176V250H175ZM177 251H178V250H177ZM201 251H202V250H201ZM201 251H199V252H201ZM205 251H206V250H205ZM213 251H214V250H213ZM230 251H231V250H230ZM258 251H259V250H258ZM0 252H1V251H0ZM2 252H3V251H2ZM15 252H16V251H15ZM81 252H82V251H81ZM97 252H99V251H97ZM109 252L112 253V251H109ZM109 252H108V253H109ZM171 252H172V254H173V249L171 250ZM186 252H187V251H186ZM197 252H198V251H197ZM206 252H207V251H206ZM41 253H42V252H41ZM145 253H146V252H145ZM155 253H156V252H155ZM189 253H190V251H189ZM192 253H193V251H192ZM195 253H196V251H195ZM208 253H209V251H208ZM237 253H238V252H237ZM254 253H255V252H254ZM254 253H253V254H254ZM260 253H262V255L259 256L258 254H260ZM260 253L258 252V254H256V255H258L259 257H258V256H255V257H257V258H256V259L253 258V259H254V262H253L252 264H262V262H263V260H264V258L262 257L263 254H264V250H263V252H260ZM50 254H51V253H50ZM53 254H54V253H53ZM62 254H63V253H62ZM113 254H114V253H113ZM133 254H134V252H133ZM159 254H160V252H159ZM174 254H175V253H174ZM193 254H194V253H193ZM197 254H198V253H197ZM60 255H61V253H60ZM121 255H122V254H121ZM155 255H156V254H155ZM161 255H162V254H161ZM163 255H164V254H163ZM163 255H162V256H163ZM170 255H171V253H170ZM170 255H169V256H170ZM175 255H178V254H175ZM189 255H190V254H189ZM189 255H188V256H189ZM191 255H192V254H191ZM191 255H190V257H191ZM194 255H195V254H194ZM200 255H202V253H201ZM207 255H208V254H207ZM41 256H42V255H41ZM66 256H67V255H66ZM110 256H112V255H110ZM113 256H114V255H113ZM113 256H112V257H113ZM119 256H120V255H119ZM123 256H124V255H123ZM130 256H131V255H130ZM136 256H137V255H136ZM171 256H172V255H171ZM171 256H170V257H171ZM195 256H197V255H195ZM231 256H232V255H231ZM253 256H254V255H253ZM24 257H25V256H24ZM36 257H37V256H36ZM61 257H62V255H61ZM80 257H81V256H80ZM92 257H93V256H92ZM99 257H100V256H99ZM102 257H103V256H102ZM106 257H107V256H106ZM115 257H116V256H115ZM115 257H114V258H115ZM124 257H125V256H124ZM127 257H128V256H127ZM127 257H125V258H127ZM133 257H134V256H133ZM163 257H164V256H163ZM172 257H175V256H172ZM183 257H184V256H183ZM198 257H199V256H198ZM209 257H210V255H209ZM221 257H222V256H221ZM249 257H250V256H249ZM145 258H146V257H145ZM167 258H168V257H167ZM167 258H165V259H167ZM177 258H178V257H177ZM192 258H193V256H192ZM199 258H200V257H199ZM201 258H202V257H201ZM215 258H216V257H215ZM128 259H130V258H128ZM168 259H169V258H168ZM172 259H173V258H172ZM188 259H189V257H188ZM190 259H191V258H190ZM190 259H189V260H190ZM194 259H195V258H194ZM194 259H191V260L194 261ZM213 259H214V258H213ZM219 259H220V258H219ZM226 259H227V258H226ZM236 259H238V258H236ZM253 259H252V261H253ZM66 260H67V259H66ZM105 260H106V259H105ZM108 260H109V258H108ZM122 260H123V259H122ZM131 260H132V257H131ZM133 260H134V259H133ZM133 260H132V261H133ZM153 260H154V259H153ZM159 260H160V258H159ZM170 260H171V258H170ZM173 260H174V259H173ZM176 260H178V259H175V261H176ZM186 260H187V259H186ZM191 260H190V261H191ZM197 260H198V259H197ZM199 260H200V259H199ZM205 260H207V259L205 258ZM210 260H211V259H210ZM10 261H11V260H10ZM32 261H34V260H32ZM63 261H64V260H63ZM126 261H127V260H126ZM157 261H158V260H157ZM183 261H184V260H183ZM190 261H189V262H190ZM193 261H191L190 264H192ZM212 261H213V260H212ZM233 261H234V260H233ZM73 262H74V261H73ZM110 262H111V261H110ZM117 262H118V261H117ZM122 262H123V261H122ZM151 262H152V261H151ZM159 262H160V261H159ZM185 262H186V261H185ZM196 262H197V261H195L193 264L200 263V261H198L197 263H196ZM201 262H202V260H201ZM206 262H207V261H206ZM206 262H205V263H206ZM214 262H215V261H214ZM236 262H237V261H236ZM23 263H24V262H23ZM48 263H49V262H48ZM48 263H47V264H48ZM50 263H51V262H50ZM111 263H112V262H111ZM120 263H121V261H120ZM128 263H129V262H128ZM152 263H153V262H152ZM165 263H166V262H165ZM178 263H179V262H178ZM187 263H188V262H187ZM245 263H246V262H245ZM3 264H4V263H3ZM27 264H28V263H27ZM32 264H33V263H32ZM57 264H58V263H57ZM121 264H122V263H121ZM125 264H126V263H125ZM129 264H130V263H129ZM155 264H156V263H155ZM167 264H168V263H167ZM183 264H185V263H183ZM188 264H189V263H188ZM202 264H203V263H202ZM210 264H211V263H210ZM239 264H240V263H239ZM263 264H264V262H263Z\"/></svg>",
    "mask_w": 264,
    "mask_h": 264
}]
</instances>
